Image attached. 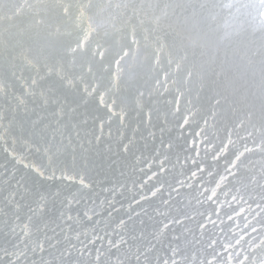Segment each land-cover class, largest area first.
I'll use <instances>...</instances> for the list:
<instances>
[{
    "label": "rangeland",
    "instance_id": "obj_1",
    "mask_svg": "<svg viewBox=\"0 0 264 264\" xmlns=\"http://www.w3.org/2000/svg\"><path fill=\"white\" fill-rule=\"evenodd\" d=\"M0 1H3L2 2V4L0 5V20H2V23L0 22V32L1 33H3L2 34V40H0V43L1 42H3V40H4V44L3 43H1L0 45V48H2L1 50H0V52L2 53H0V57L1 58H3L4 60H5V62L3 61V59L1 60V58H0V78H1V76H2V78H4V76H5V79H3L2 80V78H1V82H0V93L2 94V92H3V90H4V88H5V86L7 87H9L10 88V86H11V88L10 89H8L7 91H4V94H6L5 96L7 97H4L3 98V96H4V94H2V96H1V94H0V105H2L1 106V108H0V116L2 115V118H4L3 120H5L7 117L6 116H8V118L7 119H10L11 121H10V123H7V122H9L8 120H5V122L7 123H5L6 124V126H5V124H4V121L3 120H1V121H3L2 123H3V125H1V122H0V127L2 128V127H4V129H1L0 131H2V133L1 134H3V135H5V137L7 138V136H8V138H9V141H13V140H15V143L17 144V145H19L20 144V140H21V142H27L30 138L31 139H34L33 141H32V146H31V148H32V150H38L39 152H35L34 154H32V155H27V153L24 151V150H21L22 152H25V153H22L21 151H20V149H22V147H21V145H19V146H17L14 142H9L8 141V139H7V141H6V139H5V137L3 136V135H1L0 137H1V145H0V147L3 145L4 146V144L6 143V142H8V143H6V144H9V146H10V144H11V146L12 147H9L8 145H6L5 147H3L2 146V148H0V149H3L4 150V152L6 151V149H7V147H8V149H7V151L10 153V158H12V156L15 154L14 152L16 151V150H19V151H16L17 152V154L19 155V159H20V161H19V159H18V155H14V156H16V158L18 159V161L19 162H22V163H17V159L14 161L13 159H15V158H13V159H11L12 161H14V163L16 162V166H18V167H20V165H21V167L19 168L20 169V171H19V169H17L19 172H28L27 174H28V176H26L27 174L24 172V173H21V176H22V174H24L22 177H27V179H25V177L24 178H22L21 176H20V173H18V171H16V166L15 165H13V167H15L14 168V170H13V167L12 166H10V167H12V170H11V172L12 171H14V173L12 174L10 171H8L9 170V168L7 169V167L5 168V166H7L6 164H7V161L6 160H8V158H9V156H5V153H6V155L8 154L9 155V153L8 152H5V153H3L2 151L3 150H1L0 152H1V154L3 155V157H2V155H0L2 158H0V170L2 169V171L3 172H1L0 174V177L1 176H5V175H7L8 177H10L9 175H13V176H11L10 178H11V180L8 178V181L10 182V184H11V186H8L7 187V182L8 181H6L5 183H7V184H5L4 182H3V180H6V178L4 179V177L2 178L1 177V179H3L2 180V182L4 183V185L8 188V192H10L11 193V191H13L12 192V195L10 194V193H6L7 191H5V186H3V183L0 185V188L1 187H3V188H1L0 190L1 191H3V189H4V191H5V194L7 195V198L9 199V197L11 198V196L13 197V196H16L17 195V193L15 192V191H17L15 188H18V186L17 185H22V187L21 186H19V188H20V190H18L17 192H18V196H16V197H14V198H11V199H9V201H11L12 199H16V201L14 202V206H18L19 204H20V202L22 201V200H24V199H27V197H26V194L24 193V190L23 189H25L24 187H26V188H30V187H28V185H31V187L33 188V192L31 193V191L30 190H32V189H28L29 191H27L26 189H25V191H27L26 193L29 195L30 193H31V195L33 194V195H35L36 193L34 192V191H36L38 194L40 193L42 196L44 195V197H48V195H50V193H48L47 191H49V188H50V191L49 192H51V190L53 191L54 189H53V187L51 188V186L49 187V185H51V184H49V183H51V182H49V183H46L47 181H44L45 179L47 180H50L49 178H52L53 176H55V174H53V170H54V173H56V172H58L57 174H56V176H58V174L60 175V179L57 177L56 178V176L55 177H53V179L54 178H56L57 180H55L57 183H58V179H59V181H60V183L59 184H62V185H59V186H63L66 182H68V180H72L73 179V176H74V174H72V172H71V169L69 170L68 169V164H71V158H70V156L73 154V157H74V154H75V156L77 155L76 153H79V154H82V153H87L89 150H88V148L89 149H93V150H90V152L91 151H94V149H95V154H96V148H98V149H102V148H107L108 147V145H107V142H108V140H107V138H108V136H110L111 134V138L112 139H115V141L113 140L112 141V139H109V143H110V146H113L111 143L113 142V144H117V143H115V142H118L119 140V144H121V145H119L120 147H118V144H117V149H119V148H121V147H123V148H121V151L120 150H118V152L116 151V149H114V151L117 153V154H115V152L113 151V150H110V151H108L107 149L105 150V151H103L104 149H102V151L103 152H105L104 153V155L102 156L101 154H97V155H95L94 154V152H92L97 158L95 159H93V157L92 156H94L93 154H91L92 156H90V157H92L90 160H89V158L88 157H86L88 160H86V158L83 156V155H86V154H82V158L83 159H81L83 162H87V163H83L81 160H80V155H77L76 157H74V159H76V158H78V157H80V158H78L80 161H81V164H83L84 165V167H83V165H81L80 164V166L79 167H81L82 166V170H84V168H85V170H87V172L85 173V170H84V173H82V171H81V168H78L79 170H80V173L81 174H79V176L77 177V178H75V179H73L72 180V183H71V185H70V187H69V189H67L66 191H68V193H69V195H71V196H74V201L73 200H71L72 198L71 197H68V193L65 191V189H63V187H61L62 188V190L63 191H65V192H63V193H65V194H67V195H65V194H63V196H61L62 194H60V197L62 198L63 197V199L65 200V199H67V200H71L72 202H76L75 201V199L77 198V194L80 192V191H84L83 193H82V195H81V197H80V200H78V199H76L78 202H79V204H76L77 206H75L74 207V204L71 202V204L70 203H67V205H70V206H72V208H70V206H68L69 208H67V206H65V208H67V209H63V206H62V208L61 209H56L58 206H56V207H54L53 209H51V208H49V210H48V208L47 207H45L44 208V211H42V210H40L39 208V210H37L36 209V207H35V205L33 206H31V210H30V207L28 208V203H27V209L26 210H22V209H20L21 211V213H24L23 215H19L20 213L18 212V211H13L12 212V215H10V216H12V217H10L9 215L7 216V219L9 218V221L10 222H8V220L6 221L7 223H5V221H3L4 222V224H6V225H8V227H6L5 225H3V222H1V224L5 227V229H6V237H7V235L8 234H10L9 235V237L8 238H10V237H12L11 239H7V242H6V237H5V239H3V237L2 238H0V241L1 242H4V243H2V244H4V245H8V246H10V248H8V246L6 245V246H4V245H2L1 243H0V245H2V246H0V248H2L3 249V251L2 250H0V264H9V262L13 259V261L16 259L17 260V264H26V262L27 261H32L31 259L32 258H36V257H33V256H35V255H38V256H41L42 257V259L39 257L38 258V256H37V258L35 259V260H33L32 262L35 264H38L39 262H37V261H43L44 259H43V257H45V256H47V257H45L46 259V261H47V263H45V261H43L45 264H50V263H48V260L50 261V258L52 257L51 255H50V252L52 253V249H55L56 247H57V249H58V252L56 251L55 252V255L54 254H52V255H54V258L57 256H59L60 254V256L57 258V259H55L56 260V264H61V263H59V262H61V261H63L62 263L63 264H67V262H68V264H123V262H124V264H127V262H128V264H131V263H135V264H140V262L139 261H141V264H162V263H164V261H165V259H166V264L167 263H171V261H172V263L171 264H176L175 262L177 261V264L180 262V258H182L183 256L185 257V259L183 258V259H181L182 261H184V264L186 263V264H192V262L194 261V262H197V263H195V264H199L198 263V261L201 263V264H264V215H263V213H264V195H262V192L261 191H263V193H264V127H263V131H262V126L264 125V121H263V125H261L260 123L258 124V122L256 123V120H257V117H258V115L256 116L255 115V117H256V120L255 119H249V118H252L251 116L253 115L254 116V112H256L259 108H262V109H264L263 108V106H264V98L262 97V99H263V101H262V99H261V96H262V93L264 92V83L262 84V82H264V56H263V54H264V49H262V47L264 46V42H262V41H264V39H261L262 37L260 36L263 32H264V26H261V25H263L262 23H264V21H263V19H264V6H262V4L263 3H261L262 2V0H243L242 2H244V3H239L241 0H238V2H237V0H236V2H233V1H235V0H215L214 1V3H212L213 1H207V0H174V4H173V0H169L168 2L167 1H163V0H126V2H125V0H114V1H116V2H114L113 0H104V1H99V0H88V2L86 1V0H84L85 1V3H84V1L83 0H59V3L56 1V0H50L51 2H49V0H39L38 1V3L34 0H8V1H5V0H0ZM21 1V2H20ZM33 1V2H32ZM48 1V2H47ZM55 1V2H54ZM65 1H67V2H65ZM80 1V2H79ZM89 1H90V4H89ZM92 1H93V3H92ZM109 1V2H108ZM119 1H121V2H119ZM153 1H154V3H153ZM157 1H159L158 3H160L161 1H162V4H158L157 3ZM172 1V2H171ZM182 1V2H181ZM195 1H196V4L194 5V3H195ZM202 1V2H201ZM222 3H221V2ZM225 1V2H224ZM254 1L256 2V4H257V6L258 5H260V6H258V7H260V9H261V7L263 8V10L261 9V11H262V13H261V11L260 12H258V10H260V9H256V8H258L257 6H256V4H254ZM260 3H259V2ZM5 2H8V3H5ZM10 2V3H9ZM11 2H13V3H11ZM20 2V3H19ZM31 2H32V4H31ZM34 2L36 3V4H38L39 6L38 7H35L36 5L34 4ZM39 2H41V3H39ZM57 2V3H56ZM62 2V3H61ZM74 2V3H73ZM87 2V3H86ZM100 2V3H99ZM106 2V3H105ZM108 2V3H107ZM112 2V3H111ZM118 2V3H117ZM156 2V3H155ZM175 2H177V3H175ZM183 2H185V3H183ZM194 2V3H193ZM203 2H205V3H203ZM211 2V3H210ZM218 2V3H217ZM229 2H231V4L233 5H230L229 4ZM233 2V3H232ZM246 2V3H245ZM252 2V3H251ZM22 3H24V5L22 4ZM49 3V4H48ZM52 3V4H51ZM56 3V4H55ZM78 3V4H77ZM96 3H98L99 4V7L98 6H96V5H98V4H96ZM102 3H104V4H102ZM109 3H111V6H110V4ZM126 3V4H125ZM164 3V4H163ZM168 3V4H167ZM173 4V5H178V6H182L181 4H183V8L181 9L180 7H178V6H174L175 7V10L173 11V9H174V7H173V5H171V4ZM179 3V4H178ZM188 3V4H187ZM192 3V4H191ZM201 3V4H200ZM207 3V4H206ZM221 4V7H219L220 6V4ZM223 3H224V5H223ZM237 3H239L240 4V6L241 7H243V8H241L240 6H239V4H237ZM259 3V4H258ZM3 4H4V6H3ZM8 4H10V5H8ZM11 4H12V6H11ZM19 4V5H18ZM44 4H45V6H44ZM54 4V5H53ZM79 4H80V6H79ZM82 4V5H81ZM95 5L98 9H96V7L94 8L92 5ZM107 4H109V5H107ZM117 4H119V6L117 5ZM128 4V7L126 6ZM151 4H152V6H151ZM156 4H158V5H156ZM168 5V6H166L165 7V5ZM169 4H170V6H169ZM212 4H214V6L212 7ZM217 4H219V5H217ZM227 4V5H226ZM236 4V5H235ZM247 4V5H246ZM255 6H254V5ZM15 5H16V7H15ZM51 5L52 7L50 8L49 6ZM62 5H63V7H62ZM67 5V6H66ZM72 5V7H70ZM73 5H75V6H73ZM84 5V6H83ZM85 5L86 6H88V8L86 7L85 8ZM103 5V6H102ZM113 5V6H112ZM156 5V6H155ZM162 5V6H161ZM190 5H191V7H190ZM200 5H202V6H200ZM205 5V6H204ZM210 5V6H209ZM230 5V6H229ZM264 5V4H263ZM2 6V7H1ZM8 7V9L7 8H5V7ZM11 6V7H10ZM21 6L25 9H23V8H21ZM48 8H47V7ZM107 7V8H105V7ZM161 6V7H160ZM187 7V10H186V7ZM192 6H195V7H192ZM206 6H209V7H207L206 8ZM225 6V9L223 8ZM234 6H235V9H234ZM3 7H4V9H3ZM35 7V8H34ZM43 7V8H42ZM44 7H45V9H44ZM54 7V8H53ZM66 7H68V8H66ZM74 7V8H73ZM77 7H79V8H77ZM109 7L111 8V9H109ZM155 7V8H154ZM158 7V8H157ZM167 7H173L172 9L171 8H169V11H170V9H171V11H173L172 13H171V11L169 12L168 10H166V9H168ZM178 7V8H177ZM198 7V8H197ZM200 7H201V9H200ZM210 7H211V9H210ZM217 7H219V8H217ZM226 7H228V8H226ZM231 7V8H230ZM239 7V8H238ZM11 8H13V9H11ZM51 9V11H50V9ZM72 8V9H71ZM82 8V9H81ZM91 8V9H90ZM93 8V9H92ZM127 8L129 9V10H127ZM160 8H162V9H160ZM190 8H191V11H193V13H191V11H189L190 10ZM194 8H197L196 10L194 9ZM203 8H205L206 9V11H205V9H203ZM212 8H216L214 11H213V9ZM242 10H241V9ZM7 11H6V10ZM21 11H23L24 12V14H23V12H21ZM49 9V10H48ZM53 9V10H52ZM59 9H60V11H59ZM64 9H66L65 11H63ZM73 12H70V10ZM75 9H77V11L78 10H80V11H76ZM101 9V10H100ZM105 9V11L103 12V10ZM109 9V10H108ZM163 9H165V10H163ZM178 9H181V11L179 10L178 11ZM208 9V10H207ZM210 9V10H209ZM225 10V11H222V13H221V11H219V10ZM237 9V10H236ZM239 9H240V12H239ZM30 10V11H29ZM41 10V11H40ZM47 11L46 13L45 12H43V11ZM55 10V11H54ZM57 10V11H56ZM69 10V11H68ZM85 10H87L86 12H88V19H87V16H84V15H87V13L85 12ZM96 10V14L95 13H93L94 11ZM98 10V11H97ZM108 10V11H107ZM111 10H112V12H111ZM122 10H124V11H122ZM128 11L127 12V14H126V12L125 11ZM155 10H157V12L155 11ZM183 10H185V11H183ZM229 10H230V12H229ZM234 12H233V11ZM13 11H17V12H13ZM29 13H28V12ZM58 11H59V15H57L58 14ZM62 11H63V13H62ZM67 11V12H66ZM84 11V12H83ZM106 11H107V13L109 12V14H107V18H106ZM165 11V12H164ZM177 11H178V14L179 13H184V15H183V13L182 14H179V15H177V14H175V13H177ZM187 11V12H186ZM198 11H200V13L197 12ZM204 11V12H203ZM210 13H209V12ZM216 11V12H215ZM232 11V12H231ZM235 11H238L239 12V14L238 15H240V17H237V20L236 19H234V16L236 17V16H238V15H236L237 13L235 12ZM242 11V12H241ZM244 11V12H243ZM3 12V13H2ZM5 12H7V13H5ZM9 12H10V14H9ZM27 12V13H26ZM42 14H40V13ZM43 12V13H42ZM53 12H55L56 13V16H55V13H53ZM66 12V13H65ZM76 12V14L78 15V18L79 19H81V20H79L78 18H74V17H77V15L75 14V15H73L74 13ZM81 12V13H80ZM91 12V13H90ZM105 14H103V13ZM110 12H111V14H110ZM114 12V13H113ZM148 12V13H147ZM160 12L162 13V14H160ZM209 13V14H206V13ZM225 12V13H224ZM254 12V13H253ZM257 12V13H256ZM4 13H5V15H4ZM17 13H19V14H17ZM22 13V14H21ZM49 13H51V14H49ZM68 13V14H67ZM71 13V14H70ZM83 13H84V15H83ZM86 13V14H85ZM155 13V14H154ZM157 13V14H156ZM167 15H166V14ZM187 13H189V14H187ZM197 13V14H196ZM220 13H221V15H220ZM228 13V14H227ZM229 13H231V14H229ZM242 14V16H241V14ZM256 13V14H255ZM260 13V14H259ZM2 14V15H1ZM9 14V15H8ZM13 14V15H12ZM27 14V15H26ZM35 14V15H34ZM53 14V15H52ZM60 14L62 15V18H60V17H58V16H60ZM65 14H67V15H65ZM91 14L92 15H95V16H91ZM101 14H103V15H101ZM153 16H152V15ZM174 14H175V16H174ZM191 14H193V15H191ZM195 14V15H194ZM203 14H205V15H203ZM217 16H216V15ZM223 14V15H222ZM224 14H225V16H224ZM233 14H234V16H233ZM259 14V16L258 17H256L257 15ZM261 14H263V16L261 15ZM38 15H40V16H38ZM48 15V16H47ZM108 15H109V17H108ZM123 15V16H122ZM130 15V16H129ZM133 15V16H132ZM138 15L140 16V19H139V17H138ZM159 15V16H158ZM165 17H164V16ZM172 15H173V17H172ZM176 15H177V17H179V19L181 18H185V19H187V20H190L191 21V23L189 22V21H187V20H185V19H182L183 20V22L181 21V20H179L178 21V18L176 17ZM189 16L191 19H188V17L187 16ZM199 15V16H198ZM228 17H230V18H228ZM231 15V16H230ZM1 16H3L4 17V20L2 19L3 17H1ZM14 16V17H13ZM15 16H16V18H15ZM23 16V17H22ZM26 16H27V18H26ZM34 18H33V17ZM41 16H42V18H41ZM45 16V17H44ZM51 16H55L54 18H55V20H57L58 22H56L55 20H53V18L51 17ZM66 16V18H67V16H68V20H69V22L70 21H72L73 22V20H74V25L76 26V27H78L77 26V23H80V26L78 27V31H77V28L76 27H74V25L73 26H71L69 23L67 24V22H68V20L67 19H64V17ZM70 16V17H69ZM74 16V17H73ZM99 16V17H98ZM168 16V17H167ZM182 16H184V17H182ZM205 16H208L207 18L205 17ZM210 16V17H209ZM222 16V17H221ZM233 16V17H232ZM248 16V17H247ZM254 16H255V20H253L252 19V17L254 18ZM5 17H7V18H5ZM19 17H22V20L19 18ZM40 19L41 18V20H39L38 18ZM50 17V18H49ZM56 17H58L57 19H56ZM73 17V18H72ZM84 19H83V18ZM103 17V18H102ZM110 17H111V19H112V17H114L112 20L110 19ZM130 17H132L131 19H135V17H136V19H138V21L135 19V20H130ZM134 17V18H133ZM156 17H157V19H156ZM159 17V18H158ZM170 19L169 21H171L172 22V24H174V22H173V20L174 21H176L175 22V24L172 26L171 25V22H169L168 21V19ZM170 17V18H169ZM200 17V18H199ZM212 17H215V18H212ZM225 17H227V18H225ZM263 17V18H262ZM36 18V19H35ZM47 18H48V21H46L47 20ZM94 19V21H93V19ZM105 18V19H104ZM127 18V19H126ZM148 18V19H147ZM161 18H163L162 20H160ZM164 18H166V19H164ZM176 20H175V19ZM192 18H193V20H192ZM195 18V19H194ZM204 18V19H203ZM210 18V20H208ZM9 20V21H7V20ZM13 19H14V21H13ZM16 19V20H15ZM29 19H30V21H29ZM32 19H34V20H32ZM45 20V22L43 21V22H41L42 20ZM50 19V20H49ZM52 19V20H51ZM60 19V20H59ZM80 21V22H78V20ZM96 19V20H95ZM98 19H101V20H98ZM110 19V20H109ZM143 19H144V22H143ZM173 19V20H172ZM198 19L199 20H202V22L201 21H199L200 22V24H199V22H197L198 21ZM218 19V20H217ZM224 19H225V21L228 23V22H230L229 24V26H228V24L224 21ZM246 19V20H245ZM248 19L249 20H251V22L250 21H248ZM262 19V20H261ZM17 20L19 21L20 20V22H17ZM23 20H25V21H23ZM37 20V21H36ZM66 20H67V22H66ZM83 20H86L85 22L83 21ZM88 20V21H87ZM91 20V21H90ZM113 20L115 21V23L116 24H114V22H113ZM125 20V21H124ZM149 20H151V21H149ZM164 20H165V22H164ZM197 20V21H196ZM207 20V21H206ZM225 22V24L226 25H224V22ZM227 20H230V21H227ZM233 20H235V21H233ZM253 20V21H252ZM259 20H261V21H263L262 23H260L261 21H259ZM6 21H7V23H6ZM26 21H29V22H26ZM32 21H34V22H32ZM54 21V22H53ZM90 21V22H89ZM110 21V22H109ZM126 21H127V23H126ZM130 21V22H129ZM137 21V22H136ZM160 21V22H159ZM182 23H181V22ZM212 22V23H209V22ZM215 21L217 22L216 24L219 26L218 27V30H217V25L215 24ZM219 21V22H218ZM256 21V22H255ZM5 22V23H4ZM14 22L19 26H17V27H15L16 26V24H14ZM27 24H25V23ZM31 22V23H30ZM42 24H41V23ZM56 22V23H55ZM92 22V23H91ZM100 22V23H99ZM105 22H107V23H105ZM113 22V23H112ZM136 22V23H135ZM148 22H150V23H154L155 24V26H154V28H153V26H151L152 24H150V23H148ZM157 22V23H156ZM162 22H163V24H162ZM168 22V23H167ZM177 22L181 25H179V26H177ZM186 22L191 26V24H192V27H190L188 24H186ZM194 22V23H193ZM206 22V23H205ZM223 22V23H222ZM232 22H234L235 24H233ZM249 22V23H248ZM252 22L254 23V24H252ZM12 25H11V24ZM28 23H29V26H28ZM37 26H35L34 24ZM45 23V24H44ZM64 23V24H63ZM102 23V24H101ZM117 23H119V24H117ZM158 23H160V25L158 24ZM183 23H185L183 26H182V24ZM202 23V24H201ZM208 23L210 24V25H208ZM219 23H222L223 25H224V27H223V25L222 24H219ZM252 24L253 26H255V28H257V30L259 31V33L257 32V30L253 27V26H251V25H249V24ZM259 25H258V24ZM4 24H5V26H4ZM67 24V25H66ZM83 24V25H82ZM91 24V25H90ZM94 24V25H93ZM98 26H97V25ZM109 24V25H108ZM124 24V25H123ZM130 24H132V26H130ZM135 24V25H134ZM138 24V25H137ZM144 24V25H143ZM153 24V25H154ZM158 24V25H157ZM167 25L168 26V28L165 26V25ZM204 24V25H203ZM212 24V25H211ZM248 24V25H247ZM256 24L258 25V26H256ZM9 25V26H8ZM14 25V26H13ZM33 25H34V27H33ZM40 25H42V26H40ZM59 25V26H58ZM69 25V26H68ZM82 25V26H81ZM102 25V27H100ZM129 25V26H128ZM162 25V26H161ZM200 25V26H199ZM216 25V26H215ZM235 25V26H234ZM13 26V27H12ZM26 26H28V27H26ZM47 26V27H46ZM58 26V27H57ZM61 26H63V28L61 27ZM89 26H91V27H89ZM96 26V27H95ZM108 26V27H107ZM113 26H117V27H113ZM123 26L124 27H127V30L125 29V28H123ZM150 27V29H149V27ZM171 26H172V29H171ZM175 26H177V28H175ZM186 28H185V27ZM191 28H189V27ZM196 26V27H195ZM202 26V27H201ZM208 26V27H207ZM209 26H212L213 27V29H212V27H209ZM231 26V29L229 28ZM232 26H233V28H232ZM248 26H249V28H248ZM251 26V27H250ZM259 26H261L262 28H263V30L262 31H260L262 28L261 27H259ZM32 28V29H30V28ZM46 29H45V28ZM69 27V28H68ZM74 28V29H72V28ZM100 27V28H99ZM119 27H121V28H119ZM142 27V28H141ZM155 27L157 28H161V29H155ZM163 27V28H162ZM164 27H166V29L167 30H169V31H175L174 33H177V34H174V33H172V32H169V31H164L163 29H165ZM180 27V28H179ZM184 27V28H183ZM214 27H216V30H215V28ZM220 27H222V28H220ZM3 28H5V29H3ZM8 28V29H7ZM18 28V29H17ZM21 28H26V29H28V31L30 30V31H32V32H30L29 31V33L27 34L26 33V31H25V29L23 30V29H21ZM37 29V31H36V29ZM40 28V29H39ZM62 29V32L64 31V29H68V30H65L64 32H63V35H62V32H61V30L60 29ZM83 28V29H82ZM86 28V29H85ZM90 28V29H89ZM96 28V29H95ZM98 28H99V30H98ZM109 28V29H108ZM116 28V29H115ZM119 28V29H118ZM130 28V29H129ZM135 28H137V29H135ZM140 28V29H139ZM144 28L146 29L147 28V30H146V32L144 31ZM153 28V29H152ZM174 28V29H173ZM179 28V29H178ZM188 28L191 30H188ZM197 28V29H196ZM199 28V29H198ZM201 28V29H200ZM208 28H210V30L208 29ZM228 28V29H227ZM242 28H244V32L242 31ZM248 28V29H247ZM256 30H254V29ZM260 30H259V29ZM34 29H35V31H34ZM41 29H42V31H41ZM70 29H72V30H74V32L71 30L70 31ZM89 29V30H88ZM95 29V30H94ZM105 29V30H104ZM113 29V30H112ZM114 29H115V31H114ZM124 29L125 31H128V29H129V31L127 32L128 33V35H127V33L126 32H123L122 30ZM133 29H135V30H133ZM176 29V30H175ZM180 29H186V30H183V31H185V32H187V33H182V30L181 31H179ZM221 29V32L223 31V29H224V31L223 32H226L225 34H223V32L221 33L219 30ZM230 29V30H229ZM251 29V31H252V33H253V35L255 34V32L257 33V34H255L254 36H258V37H253V35H252V33H251V31L249 32V30ZM2 30V31H1ZM5 30V31H4ZM14 30V31H13ZM21 30V31H20ZM80 30V31H79ZM94 32H92V31ZM106 30H108V31H106ZM111 30L113 31V33H115L116 32V30L118 31V32H116L115 34H113L112 32H111ZM152 30V31H151ZM160 30H162V31H160ZM196 30V31H195ZM199 30V31H198ZM204 32H203V31ZM214 30H215V32H214ZM232 30V31H231ZM7 31V32H6ZM10 31V32H9ZM17 31V32H16ZM22 31H24V32H22ZM27 31V32H28ZM47 31V32H46ZM69 31H70V33H69ZM75 31H76V33L79 35H81V37H80V35L79 36H77L76 35V33H75ZM84 33H83V32ZM85 31H87V32H85ZM99 31V32H98ZM121 31V32H120ZM137 31V33L135 34V36H133L134 35V33ZM139 31H141V32H139ZM142 31H143V33H142ZM154 31H155V33H154ZM158 31V32H157ZM164 31V32H163ZM178 31H179V35L181 36V38H180V36L178 35ZM194 32V34H196V35H193V36H198V37H200V38H198V37H193L192 36V34L193 33H191V32ZM198 31V32H197ZM201 31H202V33H201ZM209 31H212L211 32V34H212V36H211V34L209 33ZM19 32H20V34H19ZM35 32H37V33H35ZM42 32H46V33H44L45 35H47V36H45V37H43V36H41V35H44ZM68 32V33H67ZM81 32V33H80ZM89 32V33H88ZM106 32V33H105ZM147 34V32H148V34L150 35V36H148V34L146 35L145 33ZM214 32V33H213ZM217 32V33H216ZM230 34H229V33ZM240 32H242V33H240ZM251 33V35H246L247 33ZM262 32V33H261ZM1 33H0V35H1ZM13 33V34H12ZM40 35H39V34ZM74 33L76 36H74L75 38H73V35L72 34ZM91 33V34H90ZM103 33H105L104 35H103ZM118 33V34H117ZM121 33H126V35H123V34H121ZM142 33V34H141ZM160 33H161V35H160ZM166 33H167V35H166ZM170 33V34H169ZM180 33H182V34H184L185 35V37H184V35H183V37H182V34H180ZM189 33H191V34H189ZM198 33V34H197ZM201 35H200V34ZM215 33L218 35H220V39H219V35L217 36V38H215ZM29 35V36H26V35ZM37 34V35H36ZM85 34V35H84ZM95 34H98L99 35V37L101 38H99L98 36H96ZM100 34H102L101 36H100ZM138 34H140V37H142V35L143 34H145L146 36H144L145 38L146 37H149V38H139V36H138ZM189 34V35H188ZM204 35V37H203V35ZM258 34H260V35H258ZM40 36L38 39H36L35 37L36 36ZM65 35V36H64ZM84 35V37H82ZM90 35V36H89ZM109 35V36H108ZM114 35V36H113ZM152 35V36H151ZM169 35H172V36H170L169 37ZM175 35V36H174ZM176 35H178V36H176ZM224 37H223V36ZM225 35H227V36H225ZM262 35H264V33L262 34ZM5 36H7V37H5ZM14 38H13V37ZM16 36V37H15ZM25 36V37H24ZM32 37V39H31V37ZM35 36V37H34ZM49 36V38L47 39V37ZM107 36V37H106ZM119 38H118V37ZM124 36V37H123ZM138 36V37H137ZM162 36V37H161ZM190 36V37H189ZM248 38L249 36H251L252 38H253V41H254V44H252V42L253 41H247V40H251V37H249L248 39H246V37ZM10 37H12V39L10 38ZM18 37L19 38H21V39H18ZM34 37V38H33ZM63 37V38H62ZM66 37V38H65ZM69 37V38H68ZM72 37V39L74 40V41H72V39H71V41H70V38ZM88 37V38H87ZM95 37V38H94ZM124 39H123V38ZM133 37V38H132ZM134 37H135V40H134ZM137 37V38H136ZM150 37H152V38H150ZM164 37V38H163ZM169 38L170 39V41H171V44H169L168 42H169V39H167V38ZM175 37L177 38V37H179L180 39H182V41H180V39L179 38H177V40L175 39ZM187 37V38H186ZM193 37V39H194V41L195 42H193V41H191V38ZM203 37V38H202ZM214 37V38H213ZM232 37V38H231ZM7 38V39H6ZM30 40H29V39ZM51 38V39H50ZM67 38H68V40H67ZM81 38H83L82 40H81ZM91 38H92V40H95L96 39V41H92L91 40ZM120 38H122V39H120ZM128 38V39H127ZM131 38V39H130ZM173 38H174V40H175V42H174V40H173ZM189 38V39H188ZM198 38V39H197ZM205 38V39H204ZM211 38V39H210ZM213 38V39H212ZM225 39V41L224 40H222V39ZM1 39V38H0ZM6 39V40H5ZM14 39H17L18 41H19V43H18V45H17V41L15 42L14 41ZM41 39H43V40H41ZM47 39V40H46ZM64 39V40H63ZM104 39V40H103ZM118 39H119V41H118ZM133 39V40H132ZM140 39V40H139ZM149 41H153L152 42V45L151 44H149L148 42V40ZM151 39V40H150ZM162 39H164V40H162ZM201 39H203L204 40V42H202L201 41ZM216 39H218V40H216ZM257 39H260V40H262L261 42H262V44L260 43V40L258 41ZM24 40V41H23ZM46 40V41H45ZM65 40H67V41H65ZM77 40H79L80 41V43H79V41H77ZM89 40V41H88ZM126 40V41H125ZM137 40V41H136ZM146 40V41H145ZM185 40V41H184ZM216 40V41H215ZM221 40V41H220ZM257 40V41H256ZM8 41H10V42H8ZM11 41H12V43H11ZM13 41H14V43H13ZM55 41H57L56 43H57V45H58V48H57V45H56V43H55ZM59 41H60V43L61 42H63L62 44H60L59 43ZM72 43H70V42ZM123 41V42H122ZM132 41V42H131ZM134 41V42H133ZM143 41V42H142ZM161 41V42H160ZM167 44V46L165 45V43ZM184 41V42H183ZM186 41H188V43L186 42ZM190 41H191V44L190 45H192L193 47H191V46H189V43H190ZM201 41V42H200ZM207 41L209 42V41H211V42H209V43H207ZM214 41V42H213ZM220 41V42H219ZM222 41H224V42H222ZM256 41V42H255ZM7 42V43H6ZM50 42H54L53 44L52 43H50ZM75 42V43H74ZM77 42V43H76ZM86 42V43H85ZM106 42H107V44H106ZM121 42V43H120ZM125 42V43H124ZM136 42V43H135ZM140 42H142V43H140ZM180 43V45H179V43ZM182 42H183V44H182ZM196 42L198 43V44H196ZM201 43V45L203 44L204 46H203V49L202 48H200V47H202L201 45H200V43ZM218 42H219V44L220 43H222V44H218ZM247 42V43H246ZM25 43H26V45H25ZM48 43H50L52 46L54 45H56L55 47L53 46H51L50 44L48 45ZM70 43V44H69ZM74 43V44H73ZM113 43V44H112ZM139 43V44H138ZM164 43V44H163ZM177 43V44H176ZM186 43V44H185ZM192 43H194V45L192 44ZM205 43H206V45L207 46H209L211 43V47H207V46H205ZM245 43V44H244ZM258 43V44H257ZM10 44V45H9ZM23 44V45H22ZM47 44V45H46ZM60 44V45H59ZM63 44H65V45H63ZM90 46H89V45ZM93 44V45H92ZM102 44H105V45H102ZM131 44V45H130ZM134 44V45H133ZM137 44V45H136ZM145 44H149L148 46H146ZM169 44V45H168ZM175 44V45H174ZM209 44V45H208ZM238 44V45H237ZM242 44V46H240ZM249 44H252V45H249ZM257 44V45H256ZM7 45H9V46H7ZM19 45H22L21 47H19ZM70 45V46H69ZM73 45V46H72ZM80 45V47L78 48V46ZM91 45H92V47H91ZM120 45V46H119ZM129 45V46H128ZM157 45V46H156ZM162 45V46H161ZM163 45H165V46H163ZM173 45V46H172ZM177 45V46H176ZM181 45H182V48H181ZM184 45H186V47H185V49L182 51L181 49H183V46ZM195 45H197L198 47H195ZM200 45V46H199ZM212 45H213V47H212ZM216 45V46H215ZM222 45H223V47H222ZM247 45V46H246ZM259 45H262V47L261 46H259ZM10 46H11V48L13 47H15L14 48V50H13V48L11 49L10 48ZM26 47V48H24V47ZM30 46V47H29ZM48 46V47H47ZM51 46V47H50ZM59 46H61V50H62V48H63V50L62 51H64V52H62V53H58L57 52V49H59ZM66 46V47H65ZM69 46V47H68ZM85 46V47H84ZM88 46V47H87ZM98 48H97V47ZM104 46V47H103ZM108 46V47H107ZM122 46V47H121ZM128 46V47H127ZM144 46V47H143ZM153 46V47H152ZM172 46V47H171ZM175 46V47H174ZM179 46H180V49H179ZM239 46V47H238ZM244 46V47H243ZM248 46H251L250 48H251V50H249L250 48L248 47ZM255 46H257V48L255 47ZM259 46V47H258ZM9 47V48H8ZM47 47V48H46ZM52 49V50H54V51H52V50H50V48ZM72 47V48H71ZM74 47V48H73ZM76 47V48H75ZM117 47V48H116ZM131 47V48H130ZM149 47H150V50H148L149 49ZM168 47V48H167ZM178 49H177V48ZM188 47H189V50H188ZM198 48V50L197 49H195V48ZM216 47V48H215ZM218 47V48H217ZM219 47H221V49L219 48ZM242 47V48H241ZM248 47V49H244V48H247ZM253 47H255V48H253ZM23 48H24V50H23ZM49 48V49H48ZM64 48H67V50L66 49H64ZM73 49V50H70V49ZM84 48H88V49H90V48H92V49H90L89 51H88V49L86 50V49H84ZM94 48V49H93ZM110 48V49H109ZM123 50H122V49ZM146 48V50L144 51V49ZM151 48L153 49V50H151ZM168 49L169 50V52L168 51H166V50H164V49ZM193 48H194V50H193ZM200 48V49H199ZM207 48H208V52H206L207 51ZM209 48L211 49V48H213L214 49V51H213V49H211V50H209ZM223 48V49H222ZM239 48H241L240 50H239ZM264 48V47H263ZM10 49V50H9ZM21 49V53L19 54L20 55V57H19V55L17 56L16 55V53H17V51L18 50H20ZM27 51H26V50ZM49 51H48V50ZM59 49V51H61ZM97 49V50H96ZM130 49V50H129ZM162 49V50H161ZM215 49H217V50H215ZM220 49V50H219ZM255 49V50H254ZM260 49L262 50V52H260ZM10 52H9V51ZM14 51V53L11 55V53ZM29 50V51H28ZM65 50H66V52L67 53H65ZM69 50V51H68ZM75 50V51H74ZM81 50V51H80ZM95 50V51H94ZM100 50H102V51H100ZM175 50H177V51H175ZM179 50V51H178ZM204 52H203V51ZM247 50V51H246ZM248 50H249V52H248ZM259 50V51H258ZM6 51H8V53L6 52ZM23 51H26L27 53H29V52H31V56H29L30 55V53H29V55H27V53L26 52H24L23 53ZM86 51V52H85ZM130 51H131V53H130ZM148 51H149V53H148ZM164 51V52H163ZM175 52V54H174V52ZM181 51V52H180ZM186 52V54H185V52ZM192 52V54H193V52H195V54H191L190 52ZM201 51V52H200ZM213 51V52H212ZM239 51H244V52H239ZM254 51H256V53L254 52ZM16 52V53H15ZM51 54H50V53ZM54 52H56V53H54ZM69 52H71V53H69ZM74 52V53H73ZM77 52H79V53H77ZM124 52V53H123ZM142 52V53H141ZM144 52V53H143ZM153 52V53H152ZM154 52H155V54H154ZM163 54H162V53ZM168 52V53H167ZM171 52V53H170ZM177 52V53H176ZM178 52L180 53V55L178 54ZM189 52V53H188ZM206 52V53H205ZM216 52H217V54H216ZM222 52V53H221ZM226 53V54H224V53ZM251 52V53H250ZM258 52H260L259 54H258ZM22 53L23 54H25L23 57H22ZM48 53V54H47ZM54 53V54H53ZM58 53V54H57ZM65 53V54H64ZM68 53H69V55H68ZM80 53H82V54H80ZM85 53V54H84ZM141 53V54H140ZM173 53V55H170V54H172ZM188 53V54H187ZM198 53V54H197ZM202 53L204 54V55H202ZM215 55V56H213V59H214V61H212V60H210L211 59V57H212V55ZM215 53V54H214ZM218 53H220V54H218ZM243 53H246V54H243ZM253 53V54H252ZM4 54V55H3ZM58 55V56H65V57H67V58H65V57H61L60 59H59V57L58 58H56V59H59L61 62L60 63H58L57 61H56V59H55V56L56 55ZM62 54V55H61ZM77 54L79 55V56H77ZM107 54V55H106ZM121 54V55H120ZM160 54L162 55V56H160ZM178 54V55H177ZM184 55V57H183V55ZM189 54L190 55H192L193 57H191V56H189ZM206 54V55H205ZM225 55V56H222V55ZM241 55V54H243L241 57H239V55ZM255 54V55H254ZM3 55V56H2ZM6 55L8 56L7 57V59H6ZM13 55H14V57H16V59H17V62H15L16 60L13 58ZM51 55V56H50ZM54 55V56H53ZM67 55V56H66ZM73 55V56H72ZM84 55V56H83ZM130 55V56H129ZM170 55V56H169ZM176 57H175V56ZM187 55V56H186ZM198 56V58H196L197 56ZM201 55L203 56V57H201ZM208 55V56H207ZM221 55V56H220ZM254 55V56H253ZM9 56H10V58H12V59H14V60H11L10 58H9ZM26 56L28 57V58H26ZM52 56H53V58H52ZM100 58H99V57ZM167 56H169V58L167 57ZM211 56V57H210ZM227 56V57H226ZM248 56H250V57H248ZM252 56H253V58L255 59V60H253V58H252ZM255 56H257V57H255ZM18 57H19V59H18ZM50 57L53 59H51V61H52V64H53V66L52 65H50L51 64V61H49L50 60ZM57 57V56H56ZM75 57V58H74ZM96 57V58H95ZM121 57V58H120ZM128 57V58H127ZM141 57V58H140ZM156 59H155V58ZM161 57V58H160ZM171 57V58H170ZM189 57H190V59H189ZM195 57V58H194ZM201 57V58H200ZM210 57V58H209ZM217 57V59H215V58ZM221 57V58H220ZM243 57V58H242ZM246 57H248L247 59H246ZM262 57V58H261ZM95 58V59H94ZM130 58V59H129ZM140 58V59H139ZM165 60H163V59ZM166 58H168V59H166ZM192 58V59H191ZM223 58H225V59H223ZM227 58V59H226ZM249 58H252V59H249ZM257 58V59H256ZM259 58V59H258ZM10 59V60H9ZM21 59H22V63L20 62L21 61ZM24 59V60H23ZM65 59V60H64ZM67 59V60H66ZM72 60V62L70 63V61ZM95 61H94V60ZM128 59V60H127ZM143 59V60H142ZM160 61H159V60ZM177 59V60H176ZM183 59V60H182ZM196 59V60H195ZM200 59H202L201 61H199ZM221 59H223V60H221ZM238 59V60H237ZM244 59V60H243ZM263 61H262V60ZM8 60V61H7ZM20 60V61H19ZM75 60V61H74ZM124 60V61H123ZM187 60H188V62H190L191 61V63H188L187 62ZM210 60V61H209ZM227 60V61H226ZM243 60V61H242ZM251 60V62H249ZM260 60V61H259ZM2 61L4 62V63H2ZM19 61V62H18ZM55 61V62H54ZM63 61H64V64L65 65H67V61H69V66H65L64 64H63ZM121 61V62H120ZM131 61V62H130ZM141 61V62H140ZM172 61V62H171ZM182 61V62H181ZM183 61H186V63L185 62H183ZM216 61H218V63L216 62ZM226 61V62H225ZM254 61H256V62H254ZM258 61V62H257ZM12 64H11V63ZM15 62V65L13 64ZM67 62V63H66ZM82 62V63H81ZM96 62V63H95ZM105 62V63H104ZM125 62V63H124ZM156 62V63H155ZM162 62V63H161ZM194 62V63H193ZM196 62L198 63V65L196 64ZM204 62V63H203ZM213 62H214V64H213ZM228 62V63H227ZM244 62V63H243ZM251 63V64H249V63ZM260 62H261V64H260ZM17 63V64H16ZM79 63V64H78ZM89 63V64H88ZM97 63H98V65H97ZM156 65H155V64ZM169 63V65H167ZM174 63V64H173ZM193 63V64H192ZM217 65H216V64ZM225 63V64H224ZM245 63H246V65H245ZM253 63H255L254 65H253ZM258 65H257V64ZM8 64H9V67H8ZM20 64H22V65H20ZM48 64H49V66H48ZM56 64V65H55ZM78 64V65H77ZM93 64H95V66H97V67H95ZM142 64V65H141ZM153 64V65H152ZM157 64H159V66L157 65ZM208 65V64H210V65H208V66H204V65ZM219 64H220V66H219ZM229 65V67H228V65ZM249 64V65H248ZM261 66H260V65ZM6 65V66H5ZM14 65V66H13ZM17 65V66H16ZM75 65V66H74ZM79 65H81V66H79ZM88 65V66H87ZM91 65V66H90ZM140 65L142 66V68H140ZM155 65V67H153ZM188 65V66H187ZM252 65V66H251ZM256 65V66H255ZM21 66L23 67V68H21ZM52 66V67H51ZM61 66H64V68L63 67H60ZM79 66V67H78ZM158 66V67H157ZM166 66V67H165ZM169 66V67H168ZM196 66V67H195ZM209 66H212V67H210L209 68ZM243 66H245V67H243ZM250 67V70L248 69L249 67ZM260 66V67H259ZM16 67H17V69L20 67V69H21V71H20V69H18V70H16ZM46 67H47V69H46ZM50 69H49V68ZM57 69H56V68ZM58 67H59V69H58ZM137 67V68H136ZM153 67V68H152ZM180 67V68H179ZM185 67V68H184ZM217 67V68H216ZM221 67V68H220ZM252 67V68H251ZM254 67V68H253ZM55 68V73H56V71L58 72V73H56V75L58 74L59 76H58V78L59 79H57L56 78V75H55V73L53 72V70L51 71V69H54ZM69 68H70V70H69ZM82 68V69H81ZM144 68V69H143ZM146 68V69H145ZM149 68V69H148ZM206 68V69H205ZM209 68V69H208ZM8 69V70H7ZM16 70V71H14V70ZM23 69H25L24 71H23ZM41 69V70H40ZM43 69V70H42ZM44 69L47 71H44ZM93 69V70H92ZM126 69V70H125ZM137 69V70H136ZM163 69V70H162ZM215 69L217 70V71H215ZM220 69V70H219ZM230 69V70H229ZM253 69V70H252ZM254 69H256V70H254ZM257 69H258V71H257ZM5 71V73H7V72H9V76L10 77H13L12 76V74L13 73H15V74H13V75H16L17 73L16 72H19L20 71V73H18V75H21L22 74V76L23 75H25V76H27V77H25V78H27V80L28 81H26V79H25V81L27 82V84H26V82L25 81H23L21 78H23L22 76H19V78L17 77L18 75H16V76H14L13 78H11V80L12 79H15V80H12V82H11V80H10V78L8 77V75L7 74H5L4 73V71ZM51 71V73H50V71ZM67 70H69V72L67 71ZM76 70V71H75ZM125 70V71H124ZM187 70V71H186ZM188 70H191V71H188ZM204 72H202V71ZM211 70H213V71H211ZM223 70H225L226 71V73H225V71H223ZM263 70V72H260V71H262ZM7 71V72H6ZM11 71H13V72H11ZM45 73V74H49V77H52V78H50L49 79V77L47 78V75L45 76L44 75V77H42V75H43V72ZM48 71H49V73H48ZM63 71H66V73H65V75H66V77H65V75L63 76L62 75V73L64 74V72ZM72 71V72H71ZM95 71V72H94ZM96 71H97V73H96ZM123 71H124V73H123ZM138 71V72H137ZM140 71V72H139ZM194 71V72H193ZM197 71V72H196ZM230 71V72H229ZM246 71V72H245ZM248 71H249V73H250V71H251V73L253 72V74H248ZM255 71H257V73L255 72ZM26 72V73H25ZM54 73V76H52V74ZM75 72H76V74H75ZM92 72V73H91ZM199 72V73H198ZM214 72H216V73H214ZM244 72H245V74H244ZM259 72V73H258ZM12 73V74H11ZM23 73H25V74H23ZM70 73V74H69ZM72 73V74H71ZM78 73V74H77ZM208 73V74H207ZM213 75H212V74ZM218 73V74H217ZM225 73V74H224ZM227 73H229V74H227ZM4 74V75H3ZM135 74H137L138 76H136ZM176 74V75H175ZM203 74V75H202ZM209 74H210V76H209ZM228 76H227V75ZM230 74H232L231 75V77H230ZM247 74V75H246ZM257 74H260V75H258L259 76V78L258 77H255L254 78V76H257ZM7 75V76H6ZM71 75V76H70ZM119 75V76H118ZM122 75V76H121ZM125 75V76H124ZM190 77H189V76ZM202 75V76H201ZM64 78H63V77ZM136 76V77H135ZM153 76V77H152ZM162 76H163V78H162ZM186 76V77H185ZM227 76V77H226ZM8 77V78H7ZM62 77V78H61ZM67 77L69 78V79H67ZM70 77H71V80H70ZM81 77V78H80ZM99 77H100V79H99ZM102 77H103V79H102ZM116 77V78H115ZM127 77V78H126ZM151 77V78H150ZM234 77V78H233ZM245 77V78H244ZM247 77V78H246ZM249 77V78H248ZM252 77V78H251ZM42 78H44V79H42ZM45 78H47V79H45ZM66 78V79H65ZM74 78V79H73ZM75 78H76V80H75ZM80 78V79H79ZM168 78V79H167ZM201 78V79H200ZM237 78H239V79H237ZM261 78V79H260ZM18 81H17V80ZM48 79H49V82H48ZM63 79H65L66 80V82H64V80ZM134 81H133V80ZM139 79V80H138ZM140 79H142L141 81H140ZM147 79V80H146ZM149 79V80H148ZM209 79V80H208ZM215 79H216V81H215ZM230 79H231V81H230ZM242 79H244V80H246V81H244V80H242ZM250 79H252V83H250L251 82V80ZM257 80V82L255 83V81ZM261 81H260V80ZM6 80V81H5ZM42 80L44 81V82H42ZM52 80H54V82H56V80L58 81V80H60V81H58L57 83H58V86H60L58 89H56V91L57 92H55V83H53L54 84V89H53V87L51 88V84H52ZM62 80V81H61ZM70 80V81H69ZM82 80V81H81ZM83 80H84V82H83ZM96 80V81H95ZM118 80H120V81H118ZM121 80H123V81H121ZM135 80L137 81V84H136V82H135ZM206 80V81H205ZM236 80V81H235ZM239 80V81H238ZM248 80V81H247ZM249 80H250V82H249ZM254 80V81H253ZM259 80V81H258ZM263 80V81H262ZM5 82V84H4V82ZM17 81V82H16ZM19 81H21V82H19ZM25 83V85H27V86H24V84L22 85V83L23 82ZM50 81H51V83H50ZM75 81L78 83V85H76V83H75ZM140 81V82H139ZM143 81V82H142ZM46 82V83H45ZM61 82V83H60ZM64 82V83H63ZM74 82V83H73ZM79 82H82V83H80L81 84V86L79 85ZM87 82V83H86ZM131 84H130V83ZM134 82H135V84H134ZM139 82V83H138ZM153 82H156V83H153ZM196 82V83H195ZM206 82V83H205ZM234 84H233V83ZM48 84L49 85V83H50V87H43L45 84ZM56 83V84H57ZM65 83H69V87L71 88H69ZM93 83H94V85H96L95 87L97 88H95L94 87V85H93ZM120 83H121V85H120ZM158 83V84H157ZM161 83V84H160ZM164 83V84H163ZM199 83H200V85H199ZM241 85L240 86V88L238 89V85ZM242 83V84H241ZM5 86H4V85ZM10 86H9V85ZM15 84H16V86H17V88H16V90L14 91V90H12V89H15V88H13V87H15ZM29 84H30V86H29ZM72 84H73V86L74 87H77V88H75V90H73L74 89V87H73V89H72ZM109 84V85H108ZM116 84V85H115ZM119 84V85H118ZM133 84V85H132ZM140 84H142V85H140ZM150 84V85H149ZM156 84V85H155ZM210 84V85H209ZM232 86H231V85ZM248 85V86H246L245 87V85ZM249 84L251 85V86H249ZM255 84H257V86L255 85ZM14 85V86H13ZM63 85V86H62ZM86 86V87H84V86ZM136 85V86H135ZM138 85V86H137ZM146 85V86H145ZM148 85V86H147ZM155 85V86H154ZM160 86V88H158L159 86ZM186 86V87H184V86ZM211 85H212V87H211ZM216 85H217V87H216ZM234 85V86H233ZM4 86V87H3ZM22 86V87H21ZM58 86H56V87H58ZM68 87V89H66L67 87ZM87 86H92V87H87ZM103 86V87H102ZM117 86H120V87H116L118 90H120V89H122V91L120 90V91H118L119 93H117V94H119L116 98L115 97H113L114 95H112V94H114V93H116V92H113L114 91V89L116 90V88L115 87ZM141 86V87H140ZM156 86H158V87H156ZM194 86V87H193ZM204 86H206V87H204ZM210 86V87H209ZM237 86V87H236ZM260 86H262V88L260 87ZM7 87V88H8ZM25 87V90L24 89H22V88H24ZM28 87V88H27ZM62 87H65V88H62ZM78 87H82V88H78ZM130 87V88H129ZM137 87V88H136ZM147 87V88H146ZM169 87V88H168ZM200 87V88H199ZM248 87V88H247ZM252 87V88H251ZM255 89H254V88ZM3 90H2V89ZM7 88H5V89H7ZM18 88H19V90H18ZM27 88V89H26ZM45 88V89H44ZM85 88V89H84ZM87 88H89V89H87ZM94 88V89H93ZM104 88V89H103ZM132 88H135V89H132ZM145 88H146V90H145ZM156 88V91L154 90ZM168 88V89H167ZM183 88V89H182ZM189 88V89H188ZM193 88H194V90H193ZM199 88V89H198ZM204 88V89H203ZM208 88V89H207ZM216 88V89H215ZM233 88V89H232ZM246 88V89H245ZM263 89V92L261 91V90H259V89ZM22 89V90H21ZM48 89H53V90H51V91H49L50 93L49 94H47L48 93V91H46V90H48ZM71 91H70V90ZM82 89V90H81ZM91 89H92V91H94V92H92L91 91ZM100 89V91H97V90H99ZM161 89V91L163 90V94H162V92L161 91H159ZM170 89H171V91H170ZM174 89V91H172ZM177 89V90H176ZM198 89V90H197ZM201 89V90H200ZM218 89V90H217ZM236 89H238V92H237V90ZM242 89V90H241ZM252 89H254L253 91L254 92H256V94L257 95H259L258 93H257V91L260 93V95H259V100L257 99V95H254V92H251L252 91ZM256 89H258V90H256ZM10 90H12V93H11V91ZM26 91L27 93H30V100H33V101H31V102H28L29 101V98H28V94L25 92L24 93V91ZM28 90V91H27ZM67 90V91H66ZM81 90V91H80ZM89 91L88 93H91V95L90 94H88L87 92L86 93H84V91ZM103 90V91H102ZM105 90V91H104ZM110 90L113 92H111V95H109V96H107V101H108V103L110 102V100H112L113 101V98H114V100L116 101L115 102V105L116 104H119L120 105V102H121V104H122V102L123 103H125V104H123L124 105V107L122 106V108H121V105H120V107L119 108H121V109H115L116 107L118 108V105L115 107L114 105V107L115 108H110V110L109 109H107V111H106V109L105 110H103L102 111V109H101V106H103V105H101V104H104L105 103V106L107 107V108H109L110 107V105H106V98H105V95H107V93L109 92L110 93ZM135 92V94H132V92L133 91ZM149 90V91H148ZM153 90H154V92L156 93V94H154V92H153ZM165 90V91H164ZM167 90H168V92H167ZM176 90V91H175ZM181 90V91H180ZM216 90V91H215ZM249 91V92H245V91ZM16 91H17V94H15L16 93ZM20 93H19V92ZM45 91H46V93H45ZM70 92V94L72 95V98H71V95L69 94V92ZM77 92L78 94H80L81 95V93H82V95L81 96H86V94H88V95H90L89 97H86V98H83V99H81V98H79V96L77 95L76 97H75V94H77V93H73V92ZM108 91V92H107ZM149 92V94L151 95V93L153 94V95H148V92ZM151 91V92H150ZM178 91V94L176 93ZM188 92V93H186V92ZM203 91V92H202ZM208 91V92H207ZM212 91V92H211ZM214 91V92H213ZM232 91V92H231ZM235 91H236V95H235ZM242 93H241V92ZM9 92H10V94L12 95H10L9 94ZM22 92V93H21ZM59 92V93H58ZM60 92H64V93H68L69 94V96L68 95H66V94H64V96L62 95V93H60ZM72 92V93H71ZM99 94H98V93ZM103 94H101V93ZM106 92V93H105ZM133 92V93H134ZM161 92V93H160ZM164 92L165 93H167L166 94V97L167 96H169L170 97V99H171V95H169V94H171V92L173 93L172 94V99H171V101H170V99H169V101L170 102H172V100H175V101H178L179 102V104L177 105L176 103L177 102H173V104L176 106L177 105V107H175V106H173V104H172V106H171V109L172 110H169L170 109V105H171V103L169 104V101H168V97L166 98V99H163L164 98ZM180 92V93H179ZM195 92H196V94H195ZM14 93V94H13ZM52 93H53V95H52ZM55 93H57L56 95H54ZM92 93H93V96L95 95V93H97L98 94V96H96V98L98 99H96V98H91V96H92ZM108 93V94H109ZM122 95H121V94ZM177 94L176 96H177V98H175L176 96L174 95V94ZM182 93H184V94H186V95H184V94H182ZM201 95H200V94ZM246 93V94H245ZM249 93V94H248ZM253 93V94H252ZM19 94H21V95H19ZM23 94L25 95L26 94V96H23ZM159 94V95H158ZM184 95V96H179V95ZM189 94H191V95H189ZM199 94V95H198ZM204 96H203V95ZM207 94H210V95H207ZM247 94H248V96H247ZM9 95V96H8ZM13 95H14V99H13ZM48 95H51V97H52V99H51V101H50V96L49 97H47ZM58 95V96H57ZM59 95H61L62 97H59ZM104 97V99L102 98V96ZM131 95V96H130ZM156 95V96H155ZM158 95V96H157ZM161 95H163V97L161 96ZM190 96V98H189V100H188V98H186V96ZM195 95L197 96V97H195ZM207 95V96H206ZM239 96V98H241V100L238 98V96ZM241 95V96H240ZM18 96H23V99H22V97H21V100H20V98L18 97ZM56 96H57V98H60V99H62V100H60V99H58L59 101H60V105L58 104L59 103V101H53V100H55V99H57L56 98ZM66 96L69 98V99H72V100H74V101H70L68 98V100H64V98H66ZM92 96V97H93ZM115 96H116V94H115ZM122 96H124L123 98H122ZM162 97V98H160V97ZM175 96V97H174ZM243 96H244V98H243ZM251 96H253L252 98L254 99H252L251 98ZM263 96H264V93H263ZM9 97V98H8ZM14 100H12L11 98ZM17 97L19 98V99H17ZM55 97V99H53ZM74 97L78 100V104H77V101L74 99ZM100 97H101V99H103L102 101H100L99 102V100H101L100 99ZM108 97L109 98H111L110 100H108ZM113 97V98H112ZM151 97V98H150ZM156 97H159V98H156ZM183 97H185L187 100H185V98L183 99ZM191 97L194 99V98H197V99H194L193 101H192V103H197V104H192L191 103ZM210 99H209V98ZM247 97V98H246ZM1 98H3V102L7 105V106H9V107H7V106H5V104L4 103H2L1 102ZM8 99V100H5L4 101V99ZM26 98V99H25ZM27 98H28V100H27ZM34 98V99H33ZM48 98V99H47ZM81 100H79V99ZM91 98V99H90ZM121 99V101H120V99ZM174 98V99H173ZM201 100V102H200V100ZM233 98V99H232ZM249 98V99H248ZM16 99V100H15ZM27 100V101H23V100ZM85 99V100H84ZM87 99H90L91 101H92V99H93V102H90V101H88L89 103H92V105L91 104H89L86 100ZM94 99H95V101H96V104H93V103H95V101H94ZM118 99V100H117ZM124 99V100H123ZM151 99V100H150ZM154 99H156L158 102H160V103H156V105H157V107H158V109L157 108H155V107H153V105L154 106H156L154 103H153V100ZM161 99H163L164 100V102H166L167 103V101H168V103L167 104H169V107H168V105L166 106V108L168 109H166L165 108V110H163V108H164V105L166 104V103H163V100H162V102H161ZM179 99V100H178ZM181 99H183V100H181ZM206 99H207V102H206ZM235 99L237 100V99H239V100H237V101H235ZM248 100L247 102L246 101H244V100ZM13 101V102H11V104H9L10 103V101ZM49 100V101H48ZM160 100V101H159ZM204 100H205V103H203L204 102ZM234 100V101H233ZM249 100H251L250 102H249ZM256 100V101H255ZM9 101V102H8ZM21 101V102H20ZM50 102L49 104H50V106H52L51 108V110H50V106L48 105V102ZM53 101V102H52ZM61 101H62V103H61ZM67 103H66V102ZM83 101V102H82ZM106 101V102H105ZM117 101H119V103L117 102ZM152 101V102H151ZM183 103H181V102ZM187 101V103H185ZM188 101H189V103H188ZM197 101H199V104L200 103H203V104H200V106H201V108H200V106H198V102ZM239 101L241 102L240 104H239ZM262 102V105H261V102ZM28 102V106H27V103ZM55 102V103H54ZM58 102V103H57ZM70 102V104H74V103H76L77 105H75V106H73V105H70V106H73V107H78L79 108V106L81 107L82 105L81 104H83V108L81 107V109H82V111L83 112H85V115H84V113H83V115L82 116H87V117H85V119L86 118H88V117H90V118H92L94 115V118H92L93 120L95 119L96 120V127H98V128H95V127H93V123L91 124V122H94L95 123V121H93L92 119H86V120H89V121H86L83 117H81V116H79V115H81L82 114V112L81 113H79L80 111H78V109H75V108H72L73 109V113L72 112H70V110H72L71 108H70V106L69 105H67L68 103ZM85 102H87V103H85ZM97 102H99L100 104H99V106H97ZM132 102V103H131ZM155 102V101H154ZM209 102V103H208ZM232 102V103H231ZM252 102V103H251ZM254 102V103H253ZM256 102H257V104H256ZM23 103V104H22ZM31 105H33V106H30V104ZM54 105H53V104ZM57 103V104H56ZM112 104H113V102H111ZM110 103V104H111ZM161 103H163L162 105L163 106H161ZM235 103H236V105H235ZM247 103V104H246ZM4 104V105H3ZM21 104H22V107L23 108H26V109H29L30 110V112L29 111H27L26 109H23L22 107H21ZM26 106H25V105ZM56 104V105H55ZM61 104H63V105H61ZM86 104V106L87 105H89V106H93V105H95L94 107H92V108H90V107H88L87 106V108H88V110L86 109L85 110V108L84 107H86V106H84ZM111 104V105H112ZM153 104V105H152ZM191 104V105H190ZM238 104V105H237ZM242 104L244 105V106H242ZM248 104H250L249 106H248ZM253 104V105H252ZM254 104H255V106H254ZM48 105V106H47ZM159 105V106H158ZM180 105H181V107L182 106H184V108H185V111H184V108L182 109L181 107H180ZM190 105V106H189ZM239 105H241V108L242 109H244V111L242 110V109H238V106ZM253 107H252V106ZM5 107V109L7 108L8 110H9V113L8 112H6V111H8L7 109L5 110L4 109V107ZM15 106V107H14ZM29 106H30V108H29ZM57 106V107H56ZM60 106V107H59ZM64 106H66V107H64L65 109H63V107ZM68 106V107H67ZM104 106V107H105ZM187 106V107H186ZM188 106L189 107H191V108H188ZM193 106H195V108H198L197 110L195 109L194 110V107ZM205 106V107H204ZM217 106V107H216ZM234 106V107H233ZM237 106V107H236ZM251 106V107H250ZM258 108H257V107ZM2 107H3V109L5 110H2ZM13 107V108H12ZM62 107V108H61ZM97 107H100V109H101V111H99L100 109H98V111L97 112H94V111H96L97 109ZM104 107H102V108H104ZM112 107V106H111ZM128 107V108H127ZM173 107L174 108H176L177 110H173ZM204 107V108H203ZM209 107V108H208ZM252 108L251 109V114L250 113H248V112H250V111H246V108H247V110H250V108ZM12 108V109H11ZM15 108V109H14ZM34 108V109H33ZM56 108L58 109V108H60V110L58 109L57 111H62V110H66V112H67V114H68V111H67V109H70L69 110V114L67 115V114H65L66 116L65 117H67V119L70 121V123L69 122H67L68 120H65V119H63V120H65L64 122H60L62 125H63V127L64 126H66L64 123H69L70 125H69V127H64V129H63V127H61L62 125H60V123H59V121H56V119L58 118V116L60 117V118H62V116L64 117V115L61 113V112H57L56 111ZM90 108V109H89ZM95 108V109H94ZM124 108V109H123ZM163 110H161V109ZM234 108H236V109H234ZM239 108H240V106H239ZM255 108V109H254ZM33 109V110H32ZM47 109H49V110H47ZM55 109V110H54ZM62 109V110H61ZM81 109H79V110H81ZM94 109V110H93ZM114 109V110H113ZM153 109L154 110H156V111H154L153 112ZM180 109V111H178ZM189 109V110H188ZM191 109H193V110H191ZM201 109H203V110H201ZM238 109V110H237ZM262 109H261V113H262V115H261V113H260V115L259 116H261V117H258V120L257 121H259L260 122V120H263L264 119V111H262ZM13 110L16 112V116H15V112H13ZM17 110V111H16ZM31 110H32V112H31ZM91 112H94V115H93V113H91ZM162 112H161V111ZM167 110V111H166ZM187 110V111H186ZM238 111V113H239V115L241 114V115H243L245 118H244V120L246 119V123H244L243 122V120H240L239 119V117H237V116H235V115H237V111ZM242 110V111H241ZM256 110V111H255ZM260 110V109H259ZM259 110L256 112L257 114H259ZM54 111H55V114H56V112H57V114L56 115H58V116H55V118L56 119H54ZM76 111H78V112H76ZM88 113H90V114H92V115H90V114H88ZM120 111H122V112H120ZM160 111V112H159ZM165 111V112H164ZM171 112V114L169 113V112ZM176 111V112H175ZM178 111V112H177ZM188 111H192V113L194 112V111H196V113L194 112L193 114H191L190 112H188ZM202 111V112H201ZM253 111V112H252ZM12 112V113H11ZM50 112V113H49ZM65 112V113H66ZM98 112H100L101 113V115H100V113H98ZM106 112H107V114H106ZM110 112V113H109ZM113 112V113H112ZM125 112V113H124ZM147 112V113H146ZM156 112V114L158 115V116H160L161 115V113H163L164 115L165 114H170L169 115V117H165V116H163V115H161L160 117H162L163 116V118H162V124H161V126L160 127H162L163 128V125H164V123H165V125L167 124V123H170V124H167L166 125V127H164L163 129H162V131L164 132H161V133H159L161 130V128L159 127V125H160V123L161 122H158V121H161V119H156V120H158L157 122L159 123V125H158V123L155 121V118H157V117H154V115L152 116V113H155ZM159 112V113H158ZM175 112V113H174ZM179 112H183V113H180L179 114ZM184 112H186V113H188V114H185ZM201 112V113H200ZM242 112H244V114L242 113ZM246 112V113H245ZM4 113H6L5 115H4ZM14 113V114H13ZM34 113L35 114V117H33L34 116V114L32 115V114ZM52 113V114H51ZM58 113H60V114H58ZM63 113H64V111H63ZM74 113H76V114H79V115H76V114H74ZM96 113V114H95ZM98 113V114H97ZM106 114V116L104 115L103 117H101V119H106L107 117H109V118H107V120L108 121H106V123H104L105 121H104V119L101 121V122H103L104 123V125H103V123H97V121H99V120H97V116L100 118V116H102L103 114ZM120 113V114H119ZM142 113V114H141ZM229 113H231V115L229 114ZM233 113H235V117L233 116ZM248 113V115H249V117H246L247 114ZM8 114V115H7ZM10 114H13V115H10ZM54 114V115H53ZM87 114V115H86ZM118 114H119V116L120 117H117L118 116ZM122 114H124V117L122 116ZM151 114V115H150ZM172 114H174L173 116H171ZM183 114L186 116V115H190V120H188V118H187V116L186 117H184L183 116ZM196 116H195V115ZM200 114H202L201 116H200ZM52 115H53V117H52ZM70 115H71V117H70ZM73 115H75L74 117H72ZM89 115V116H88ZM110 115V116H109ZM116 115V116H115ZM145 115V116H144ZM157 115H155V116H157ZM168 115H166V116H168ZM178 115V116H177ZM193 117H192V116ZM231 116V118H228L229 116ZM240 115V117H241V119L243 118V116H241ZM17 116H19L18 118H17ZM36 116H37V118H36ZM49 116H51L52 117V119H51V117H49ZM149 116V117H148ZM179 116H180V119H181V121H179L180 119H179ZM184 117V118H182V117ZM199 116V117H198ZM262 116H263V119H261L262 118ZM6 117V118H5ZM10 117V118H9ZM12 117H13V119H15V120H13L12 119ZM15 117V118H14ZM39 117H40V119H39ZM42 117V118H41ZM64 117V118H65ZM79 117H81V118H79V120H82V118H83V120L82 121H84L83 123H82V121L81 122H78L79 120H78V118ZM96 117V118H95ZM115 117V118H114ZM147 117V119L149 120H146L145 118ZM153 118V120L154 121H152V118ZM171 117V118H170ZM176 117H177V119H179V120H175L176 119ZM192 117V118H191ZM195 117L197 118V119H199L200 117V123H199V120H194L193 121V119H195ZM233 117V118H232ZM1 118V117H0ZM30 118H33V119H30ZM75 118V119H74ZM112 118V119H111ZM116 118H118L117 120H116ZM121 120H120V119ZM166 118H168V120L170 121V119H171V121L169 122L168 120H166ZM188 120V121H191L190 123L186 120V119ZM248 118V119H247ZM254 118V117H253ZM34 119H36V121H38V120H40V121H38L39 123L41 122V120H42V125L47 121V120H49L50 119V121L48 122V124L49 125H51L53 128H55V129H52V127L51 126H49L48 127V129L50 128L51 130H52V132H56L57 133V136H56V140H58L57 142L59 143H57L56 141H55V136H53L54 134L52 133V135L50 134L51 133V131H50V129H49V131H48V129H47V126L48 125H43V126H45L44 128H46V130L48 131V133H47V131H45L42 127H41V129H40V126H38V122L36 123V122H34L33 124H32V122H33V120ZM54 119V120H53ZM70 119H74L73 121L72 120H70ZM78 121H77V120ZM109 119H110V121L111 122H115L116 121V123H117V125H119L118 127H117V125H115L114 123H112V124H114L115 125V127H113V125H112V127H113V131H114V129L116 128L117 130H118V132L116 133L115 131V133H116V135H114L115 133L114 132H112L111 133V131L112 130H110V129H106L105 130V128H108V126H110V122H109ZM174 119V121L176 122V123H174V121H172ZM183 119H185L186 120V123H189V124H192L191 125V127H190V125H188V124H185V125H183V123L185 122V120H183ZM230 119V120H229ZM234 119V123L231 121V120H233ZM238 119V120H237ZM18 120V121H17ZM60 120V119H59ZM62 119L60 120V121H63ZM76 120V123H74V121ZM91 120V121H90ZM114 120V121H113ZM123 120H125V121H123ZM144 120L145 121H147V122H144ZM166 120V121H165ZM202 120H204V122L202 123ZM235 120H237V121H235ZM255 120V126L253 125V121ZM15 123H13V122ZM35 121V120H34ZM44 121V122H43ZM52 121V122H51ZM53 121H55L56 123L58 122L59 123V125L57 126V124H55V122H53ZM71 121L74 123L73 125H74V127L76 126V125H79V127L78 126H76L75 127V129L74 130H78L79 132L78 133H80V136H81V138H79V137H77V136H79V134L78 133H74L73 134V132L72 131H74L73 130V125H72V123H71ZM86 121V122H85ZM153 123H152V122ZM165 121V122H164ZM223 121V122H222ZM229 121H231V122H229ZM242 121V122H241ZM250 121V122H249ZM51 122V123H50ZM88 122V124H86ZM89 122H90V124H89ZM107 122H109L110 124H108ZM119 122V123H118ZM124 122L126 123L125 125H124ZM152 123V124H154V122H156V124L155 125H153V126H149L150 124L149 123ZM164 122V123H163ZM179 122V123H178ZM181 122H182V125L183 126H181L180 124H181ZM194 122H197V123H194ZM236 122H237V125H241V126H237L236 125V128L234 127L235 126V124H236ZM251 122H252V125H253V127L258 131V126L259 125H261V126H259V129H261V131H256V130H252V129H254L253 127H252V129H250L249 127H251L252 125H251ZM36 123V124H35ZM41 123L39 124V125H41ZM66 123V124H67ZM78 123H80V124H78ZM123 123V124H122ZM127 123H129V124H127ZM147 123V124H146ZM174 123V124H173ZM194 123V124H193ZM233 123V124H232ZM241 123V124H240ZM244 123V124H243ZM251 125V126H248L249 124ZM32 124V125H31ZM54 124V125H53ZM97 124H99V126H97ZM102 124V129H101V127H100V125ZM106 124V125H105ZM120 124H122V125H120ZM227 126V124H231L230 125V127L228 126V129H227V127L225 126V125ZM7 125H9L8 127H7ZM18 125V126H17ZM83 125V126H82ZM84 125H87V127L88 126H90V125H92V127L94 128V130H96L97 132V134L99 135V132H100V130L99 129H101L102 131L100 132V134H104V131H105V133H107V132H109L110 131V133L111 134H107L108 136H106L107 138H105V136L103 135V138L104 139H106L107 141H106V143L102 140V138H97V134L95 133V131L93 130V129H90L89 130V128H92L91 126L89 127V128H86ZM95 125V124H94ZM147 125H148V127L150 128V127H152L151 129H150V131H152V133H153V128L155 129V131H157L156 133L157 134H155V131H154V133H153V135L152 134H150L149 133V128L147 127ZM156 125L158 126V127H156ZM164 125V126H165ZM177 125H179V126H177ZM188 125V126H187ZM194 125H197V126H195V128L196 127H198L197 128V130H201L200 132L199 131H197L195 128L194 129H192L193 127H194ZM234 125V126H233ZM244 125H246V127L248 128V129H250V132H251V130H252V133L251 134H249L250 132H248L249 130L246 128V129H244L245 127H244ZM11 126H12V128H11ZM34 128H32V127ZM35 126V127H34ZM60 126V127H59ZM177 126V127H176ZM185 126H186V128H190L191 130H189V129H186L185 128ZM200 126H203V127H200ZM224 126V127H223ZM232 126V127H231ZM18 127V129H16ZM37 127H39V129L37 130ZM57 127V128H56ZM70 127H71V130H70ZM81 127V128H80ZM105 127V128H104ZM119 127H120V129H122V130H120L119 129ZM130 129H129V128ZM147 127V128H146ZM156 127V128H155ZM168 127H170L171 128V130H170V128L168 129ZM177 129H176V128ZM181 127H182V129H181ZM226 127V128H225ZM244 127V128H243ZM7 128L9 129L8 130V132L10 133V135H11V137H10V135L9 134H7ZM60 128H62L63 130H62V134H63V136H61L60 137V135L58 136V132L60 133V131H61V129L59 130ZM66 128H67V130H69L70 132H71V134L73 135V137H74V139H75V134L77 135L76 136V139L78 138V141L79 142H81V141H83V143H85L86 145H84V144H82V143H77L78 141L75 139V141H77L76 143L74 142V140H72L71 141V139L73 138L72 137V135H70L71 136V138L69 139V140H67L68 142H70V143H67V141H65L64 139H66V138H69L70 136H69V131L67 132V131H65L66 130ZM69 128V129H68ZM128 128V129H127ZM145 128V129H144ZM160 128V129H159ZM172 128H174V130H172ZM180 128V129H179ZM201 128H203V130L201 129ZM233 128H234V130H233ZM238 128H239V130L241 131V130H244V131H246V130H248L247 131V133H242V132H244V131H242L241 133L240 132H238V133H236L237 132V130H238ZM241 128H243V129H241ZM11 129H15L14 131L12 130L11 131ZM58 129V130H57ZM85 129V130H84ZM88 129V130H87ZM104 129V130H103ZM112 129V128H111ZM158 129V130H157ZM168 129V130H167ZM188 130L190 133H192L191 134V137H190V133L188 134L187 132L185 133L184 131H182V130ZM225 131H224V130ZM231 129V131H235L234 133H236V134H234V133H232L233 134V136L234 135H236L237 137L238 136H240V137H233V136H231V131H230V133H229V130ZM4 130V131H3ZM16 130H19L20 132H22L21 133V135H20V132L18 131V133L19 134H16L17 132H16ZM34 130H37V132L35 131V132H33ZM43 130V131H42ZM57 130V131H56ZM94 132H93V131ZM107 130H109V131H107ZM127 130H129V131H127ZM133 131V134H135L136 135V137H134L135 135H133L132 134V131ZM148 132H147V131ZM160 130V131H159ZM166 130V131H165ZM177 130L178 131H180L181 132V137H180V135L178 136L179 138H177V136H174V135H178V133H180V132H177ZM192 130H194V131H192ZM65 131V132H64ZM93 132V133H95V136H94V140L96 139V141H97V143H98V145H102L103 143V145H105L106 144V147H104L103 145H102V148H101V146H100V148L99 147H95L94 148V146H96L97 144H96V141L95 142H93L94 143V145H89V144H87V143H91L92 144V139L93 138H91L90 136L92 135L93 136V133H91V132ZM99 131V132H98ZM107 131V132H106ZM196 131V132H195ZM204 132V136L202 135V133ZM226 131H228L227 133H226ZM13 132V133H12ZM14 132H16V133H14ZM44 132V133H43ZM49 134V135H51V138H50V136H48L47 134ZM50 132V133H49ZM76 132V131H75ZM119 132H121V133H119ZM126 132V133H125ZM130 132H131V135L133 136V139H135V140H133L134 141V143H135V145L133 146V144L134 143H132L133 141L129 138V137H132L131 135H130ZM147 132V133H146ZM166 132V133H165ZM172 132V133H171ZM177 132V133H176ZM225 132V133H224ZM12 133V134H11ZM44 135H43V134ZM60 133V134H61ZM65 133V134H64ZM68 133V134H67ZM91 133V134H90ZM175 133V134H174ZM198 135H197V134ZM199 133H201V134H199ZM223 135H222V134ZM229 133V135H227ZM254 133V134H253ZM7 134V135H6ZM14 134V135H13ZM38 134V135H37ZM39 134H42V136H40ZM61 134V135H62ZM117 134H120L121 136H119V135H117ZM154 134H155V136H154ZM158 134H159V136L160 137H162V138H160L161 140H162V142H163V144L164 145H162V142H158ZM162 134V135H161ZM165 134V135H164ZM173 136H172V135ZM185 134H187L188 136H186V138H184V135ZM193 134H194V136H199V138L197 137H194L193 136ZM196 134V135H195ZM219 134V135H218ZM226 136H225V135ZM240 134V135H239ZM242 134H244V137L242 138ZM250 136H249V135ZM253 134V136H251ZM258 135L257 137H256V135ZM259 134L261 135V136H259ZM20 136V137H22V139H20V138H16L15 136ZM34 135V136H33ZM45 135H47V136H45ZM56 135V134H55ZM68 135V136H67ZM152 135V136H151ZM166 135H167V137L169 138H167L166 137ZM221 135H222V138H221ZM250 137L249 139L250 140H248V137ZM13 136H14V138H13ZM18 136V137H19ZM24 136V137H23ZM46 137L45 139H47L48 140V138H50V140H52V138H53V140L55 141V145L57 144L58 145V147L60 146V144H61V146H63L62 144V141L64 142V144H65V142H66V144H69V145H67L68 147H67V149H66V147L64 146V147H61L60 146V148H56L57 147V145L54 147V145L52 146L51 145V147H50V149H48L49 148V146H47V145H49V144H51V141H47V143H43V142H46V140L44 139V137ZM64 136L66 137V138H64ZM100 136V135H99ZM116 136H119V137H121L120 139H119V137H118V139L119 140H117V138H116ZM163 136L165 137V139H167V140H165V139H163ZM171 136V137H170ZM183 136V137H182ZM225 136V137H224ZM229 136V137H228ZM2 137H4V138H2ZM43 137V138H42ZM63 137V138H62ZM83 137H85V139L84 140H82L83 139ZM101 137V136H100ZM157 137V138H156ZM218 137V138H217ZM228 137V138H227ZM233 137V138H232ZM252 137V138H251ZM11 138V139H10ZM24 138V139H23ZM26 138V139H25ZM57 138H61V139H63V140H59V139H57ZM128 138H129V140L130 141H132V142H130L131 144L129 145V140H128ZM172 138V140H170ZM182 138V139H181ZM184 138V139H183ZM195 138V139H194ZM256 138V140L255 141H257V144H256V142H254V140L253 139H255ZM260 138V139H259ZM3 139H5V143H3L4 142V140ZM42 139L44 140L43 142H42ZM91 139V141L89 142V141H87V140H90ZM101 139V140H100ZM186 139V141H184ZM187 139H188V141H187ZM190 139H192V141L190 140ZM195 141H194V140ZM198 139H200V140H198ZM204 139V141L203 142H205V143H203L202 142V140ZM206 139V140H205ZM222 139V140H221ZM226 139V140H225ZM228 139V140H227ZM245 139V141H243ZM252 139V140H251ZM258 139V140H257ZM3 140V141H2ZM17 140H19V144L17 143ZM24 140V141H23ZM52 140V143L54 142ZM168 140L169 141H173L172 143L171 142H168ZM237 140L238 141H241L240 143H238L237 142ZM251 141L252 143H249V142H247V141ZM85 141H87V142H85ZM103 141V142H102ZM168 143H170V144H168ZM191 141V142H190ZM197 141L199 142V144H197ZM207 141V142H206ZM218 141H220V142H218ZM223 141V142H222ZM228 141V142H227ZM230 141V142H229ZM243 141V142H242ZM260 141V142H259ZM48 142H49V144H48ZM61 142V143H60ZM100 142H102L101 144H99ZM165 142H166V144L167 145H173L172 146V148H171V146L169 147V148H167L166 149V147H167V145L165 144ZM192 142H194V144L192 145ZM222 142V143H221ZM248 143V144H245V143ZM253 142H254V144H253ZM72 143H75V145L74 146H72L73 144ZM155 143L158 145V143H161L160 145H162L161 147L158 145H155ZM210 144L211 146H210V148H209V146L207 145L206 146V144ZM224 143H225V145H224ZM228 143V144H227ZM233 143V144H232ZM65 144V145H66ZM70 144H71V146H72V148H75V150L77 151V150H80L79 148H80V146H81V151L80 152H75V151H73V153H71L72 151H70V150H68V148H70L71 146H70ZM125 144V145H124ZM152 144H153V146H154V148L152 147ZM213 144V145H212ZM239 144H240V146H242V144H245V145H243L244 146V150L245 149H247V148H249V147H254V146H252V145H250V144H253V145H255V146H257V150H258V152L257 151H255L254 149L256 148V147H254V149H253V152L254 153H252V149L251 148H249V152L248 151H246L245 152V154L242 152V147H240L239 146ZM78 145V146H77ZM114 145V146H115ZM132 145V146H131ZM195 145H197V146H195ZM200 145V146H199ZM221 145V146H220ZM229 145H231L230 147H229ZM83 146H85L86 148H87V146H88V148L86 149V151H83V149H85V148H83L82 149V147ZM90 146L92 147V148H90ZM110 146H109V148H110ZM126 146L128 147V148H126ZM129 146H131V147H133L132 148V150H133V153H132V150H131V148H130V150H129ZM156 146H157V149H159V151L158 150H156ZM164 146V147H163ZM166 146V147H165ZM195 146V147H194ZM202 146V148L200 149V147ZM223 146V147H222ZM229 147L228 149L227 148H225V147ZM245 146H246V148H245ZM13 147H15V148H17V149H14ZM42 147H44L43 149H44V151L46 150H50V151H52L53 150V155L51 154V156H53L54 158H52L51 159V162L53 163V166H52V164H51V162H50V157L51 156H47V155H50V151H43V149H42ZM56 148L55 150L57 151V154L59 153L61 156H62V158H61V156H60V158L58 157V159H60L59 161H58V159L56 158V161L57 162H55V155H57V154H55L56 152H55V150L54 149H52L51 150V148ZM77 147H78V149H77ZM153 148V150H152V148ZM198 147V148H197ZM203 147H204V149H203ZM222 147V148H221ZM235 149H234V148ZM18 148H20V149H18ZM31 148H29V149H25V150H27V151H29ZM62 148H65L66 150H68V151H65L64 149H62ZM72 148H70L71 150H74V149H72ZM113 148H116V146L115 147H112V149ZM126 148V149H125ZM160 148H162L161 150H160ZM195 148V149H194ZM196 148H197V150H196ZM208 148H209V150H208ZM227 149V150H225V149ZM9 149H12V153H13V155L11 154V150L9 151ZM150 149H151V151H152V153L154 152V150L155 151H157V153L155 154V153H151V151H150ZM169 149V151H167ZM172 149V150H171ZM192 149V150H191ZM15 150V151H14ZM64 150V151H63ZM126 150V151H125ZM128 150V151H127ZM167 151V153L166 152H163L162 153V151ZM208 150V151H207ZM248 150V149H247ZM97 151H99V150H97ZM102 151H99V153L100 152H102ZM111 152V153H106V152ZM113 151V152H112ZM121 153H120V152ZM125 151V152H124ZM129 151H130V153H129ZM201 151V152H200ZM224 151V152H223ZM21 152V153H20ZM50 152V153H49ZM75 152V153H74ZM102 152V153H103ZM159 152V153H158ZM170 152V153H169ZM173 152V153H172ZM197 154H196V153ZM214 152H216V160L214 159V158H212L211 156H214V153H213V155H212V153ZM227 152V153H226ZM247 152H248V155L249 156H251L250 157V161H249V156L248 155H246L247 154ZM256 152V153H255ZM47 153V155H45V154ZM114 153V154H113ZM118 153L121 155H123V157H122V155H121V157H119L118 156ZM223 153V154H222ZM242 153V154H241ZM252 153V154H251ZM23 154V155H22ZM58 154V155H59ZM70 156H69V155ZM105 154H110V155H112V157H116L115 159L113 158L112 159V157L111 156H105ZM131 154H132V156H131ZM151 154V155H150ZM161 154V155H160ZM171 154V155H170ZM195 154V155H194ZM202 154H205L203 157H202ZM208 154V155H207ZM210 154V155H209ZM244 154V155H243ZM26 155V157L24 158L23 156H25ZM42 155V156H41ZM69 156V158L67 157V156ZM87 155H90V153H87ZM86 155V156H87ZM102 156L103 158L105 157V159H103V158H100V156ZM114 155V156H113ZM116 155V156H115ZM125 155H126V157H125ZM136 155H138L139 157H140V159L139 160H141V162L139 163V165L137 164L138 162H139V160L137 159L138 158V156H136ZM154 155H158L159 156V158H158V156L157 157H155ZM162 155H164V156H162ZM165 155L167 156V157H165ZM170 155V156H169ZM173 155V156H172ZM208 156V159H207V156ZM232 155V156H231ZM242 155V156H241ZM253 155H257V156H255V159H253L254 157H253ZM43 156H46L45 157V162L43 163V164H46V165H44L43 167H42V158H43ZM63 156H65V157H63ZM118 156V157H117ZM128 156V157H127ZM131 156V157H130ZM137 157L136 159H135V157ZM149 156V157H148ZM151 156H153L152 158H150ZM164 157L163 158V160H162V157ZM240 156L243 158V156H245L244 158H243V160H242V158H240ZM246 156H247V160H246ZM7 159H6V158ZM23 157V159L24 160H21V158ZM111 157V159H109ZM124 157H125V160H126V162H124ZM161 157V158H160ZM168 157H170V158H168ZM174 158V159H172V158ZM206 158V159H201V158ZM4 158V159H3ZM46 158H47V160L48 161H46ZM49 158V159H48ZM66 158V159H65ZM127 158H128V160H127ZM134 158V160H132ZM150 158V159H149ZM153 158H154V161H156V163L154 162L153 163ZM156 158L157 159H160V160H156ZM199 158H200V161H199ZM212 158V159H211ZM232 158H234V159H232ZM237 158V159H236ZM4 160V161H1V160ZM6 159V160H5ZM33 159V160H32ZM78 159H76L77 161H78ZM97 159H99V160H97ZM119 159L121 160V161H123V162H120L119 161ZM165 159H167L166 160V162H165ZM198 159V161H196ZM209 159H211V161L209 160ZM65 160H70L69 162L67 161H65ZM85 160V161H84ZM95 160H97V161H99L100 162V160H101V164H99V162L97 163L98 164V166H97V164H96V169L94 168V166H95V163H96V161ZM103 160L105 161V162H103ZM109 160V161H108ZM152 161V163L150 162V161ZM172 160H174L173 161V163H172ZM176 160V161H175ZM207 160V161H206ZM230 160V161H229ZM237 160V161H236ZM241 160L245 163L246 161H248L249 163L247 164L248 166H249V168H248V166L247 167H244V168H242V169H246V168H248V170L251 172V174L249 173V171L246 169L245 171L246 172H248V174L249 175H247V173L244 171V170H242V172H244L247 176H249V177H247L246 175H242V172H239V171H237V169L239 170L240 168H241V166L243 167V165H244V163L243 162H241ZM244 160H246V161H244ZM255 160V161H254ZM257 160V161H256ZM6 161V162H5ZM11 161V162H12ZM33 161V162H32ZM42 161V162H41ZM90 161H91V164H90ZM94 162V166L92 165L93 164V162ZM112 161V162H111ZM117 161V162H116ZM133 161V162H132ZM148 161L150 162V163H148ZM169 161H170V163H169ZM215 161H216V163H215ZM236 161V162H235ZM241 163H240V162ZM251 161H254V163H257V164H254L253 162H251ZM3 162H5V163H3ZM24 162V163H23ZM31 162V163H30ZM47 162V163H46ZM48 162H50V163H48ZM55 162V163H54ZM59 162H62V163H59ZM117 164H119L120 163V165L119 166H117L116 165V163ZM119 162V163H118ZM137 162V163H136ZM144 162V163H143ZM201 162V163H200ZM233 162H235V165L234 164H232ZM14 163H12V164H14ZM28 163V164H27ZM40 163V164H39ZM102 163H103V165H102ZM105 163V164H104ZM158 163H160L161 164V166H159L160 164H158ZM168 163V164H167ZM177 163V164H176ZM211 163V164H210ZM229 163V164H228ZM237 163V164H236ZM238 163H239V165H238ZM247 163V162H246ZM251 163V164H250ZM4 164V165H3ZM18 164V165H17ZM35 164V165H34ZM48 164H50V165H48ZM54 164H56L55 166L57 167V169H59V170H55V169H53L55 166H54ZM141 164H143L141 167H140V165ZM156 165V167H155V165ZM167 164V165H166ZM171 164V166L169 167V168H167V166H169ZM206 164V165H205ZM207 164H208V166H207ZM24 165V167H22ZM33 165V166H32ZM41 165V166H40ZM58 165V166H57ZM62 165V166H61ZM88 166V168H87V166ZM89 165H91L92 167H93V170H91L92 168H91V166L89 167ZM100 165H102V166H100ZM112 165V166H111ZM122 165V166H121ZM135 165H137V167H135ZM149 165H151V166H149ZM152 165H153V168H154V170H153V168H152ZM177 165V166H176ZM214 165V166H213ZM231 165V166H230ZM236 165H238V166H236ZM251 165H252V167L254 166V165H257V168H256V166L255 167H251ZM46 166V169H44V167ZM47 166H48V168L50 169V167L53 169H50V170H52V171H50L49 169H48V171H47ZM50 166V167H49ZM65 166V167H64ZM86 166V167H85ZM144 166V167H143ZM149 166V167H148ZM162 166H163V168H165V169H163V170H160L161 168H162ZM200 166H201V168H200ZM232 166L234 167L235 166V168H232ZM41 167V169H43V170H40L39 168ZM102 167H104L103 169H101ZM140 169H139V168ZM158 167H159V170L160 171H162V173L161 174H159V172H158ZM200 169H199V168ZM230 167V168H229ZM237 167V168H236ZM24 168V169H23ZM90 168V169H89ZM121 170H120V169ZM122 168H123V170H122ZM136 168V169H135ZM143 168V169H142ZM175 168V169H174ZM209 168V169H208ZM234 170V172L232 171V169ZM252 168V169H251ZM255 168V169H254ZM4 169H7V170H5L4 171ZM21 169H22V171H21ZM34 169H36V171H34ZM98 169V171H95V170H97ZM100 169V170H99ZM107 169V170H106ZM127 169L129 170H132V171H130V172H128L127 171ZM135 169V171H137V169H139V171L140 172H135L134 173V170ZM173 169V170H172ZM178 169V170H177ZM196 169V170H195ZM203 169V170H202ZM214 169H215V171H214ZM257 169H258V171H257ZM24 170V171H23ZM38 170V171H37ZM45 170L47 171L46 173H47V176H46V174H44V172H45ZM146 172H144V171ZM149 170V171H148ZM157 170V171H156ZM166 170V171H165ZM176 170V171H175ZM199 170V171H198ZM205 170V171H204ZM208 170V171H207ZM235 170H236V172H235ZM240 170V171H241ZM254 172H252V171ZM256 170V171H255ZM6 171H7V174H6ZM40 171H42L40 174H39V172ZM94 172V174H93V172ZM101 171H103V172H101ZM106 171V172H105ZM108 171V172H107ZM142 171H143V173H142ZM148 171V172H147ZM151 171V173L152 174H154V172L153 171H155V176H153L152 177V175H151V173H149ZM170 171V172H169ZM202 172V174H201V172ZM210 171H212V172H210ZM231 171V172H230ZM16 172V173H15ZM91 174V177L93 176L95 179H93V177L90 179V177H89V173ZM97 172H99L100 174H98ZM110 172V173H109ZM123 172H124V175H123ZM127 173V176H128V178H127V176L125 175L126 173ZM133 172V173H132ZM171 172H174L173 173V175L172 174H170ZM207 172V173H206ZM213 172H214V174H213ZM233 172V173H232ZM256 172L258 173V174H260V175H258V174H256ZM5 173V174H4ZM10 173V174H9ZM38 173V174H37ZM51 173L53 174L52 176H49V175H51ZM88 173V174H87ZM103 173H104V176H103ZM109 173V174H108ZM115 173V174H114ZM147 173H148V176L150 177V179H149V177L147 176ZM159 175H158V174ZM164 173V174H163ZM236 173H238V176H240V173H241V175H242V179L243 180H245L246 178H248L249 179V182L248 181H243L240 177V179H238V176H237V174ZM243 173V174H244ZM9 174V175H8ZM14 174H16V175H18L19 174V176L22 178H20L19 176H18V178H17V176H16V178L14 177ZM87 174V175H86ZM102 174V175H101ZM130 174V175H129ZM135 175L134 177L133 176H131V175ZM144 174V175H143ZM150 174V175H149ZM201 174V175H200ZM208 174V175H207ZM211 174V175H210ZM234 174H236V177L235 176H233ZM254 175L253 177L251 176V175ZM44 175H45V177L46 178H44ZM111 175V179H109L108 178V176H110ZM140 175V176H139ZM141 175L143 176L142 178H140L141 177ZM166 175V176H165ZM175 175V176H174ZM194 175H195V177H194ZM201 176V177H198V176ZM256 175L259 177L260 176V180L262 179V182H261V184L260 183H258L257 184V182H259L260 180H258L259 178L258 177H256ZM39 176L40 177H43V180H42V178L40 179L39 178ZM107 176V177H106ZM113 176H115V177H113ZM126 176V177H125ZM137 176H139V177H137ZM159 176V177H158ZM262 176V177H261ZM12 177H14L15 179H17V180H15V179H12ZM89 177V178H88ZM113 177V178H112ZM137 177V178H136ZM152 177V178H151ZM155 177V178H154ZM165 177V178H164ZM178 177V178H177ZM203 177V178H202ZM246 177V178H245ZM255 177V178H254ZM30 180H29V179ZM32 178V179H31ZM87 178V179H86ZM102 178H104V179H102ZM107 178V180H105ZM117 178H118V180H117ZM159 178V179H158ZM175 178V179H174ZM192 178V179H191ZM197 178V179H196ZM216 178V179H215ZM252 178H254V180L252 179ZM24 179V182H29L28 184L27 183H23V182H21L22 184H19L20 183V181H22ZM53 179H51V181H53ZM78 179V180H77ZM79 179H80V181H82L83 182V179H85V180H87V182L85 181L83 184H82V186H81V182L79 181ZM93 180L94 182H91V181H88V180ZM117 180L116 181V183H115V180ZM135 181V184L134 183H132L133 182V180ZM135 179H137V180H139L137 183H136V180ZM154 181H153V180ZM158 181H157V180ZM169 179V180H168ZM195 179V180H194ZM199 179H201V180H199ZM256 179V180H255ZM15 181L14 183L12 182V181ZM18 180H20V181H18ZM35 180V181H34ZM103 180V181H102ZM110 180V181H109ZM119 180H121V181H119ZM124 180V181H123ZM126 180L129 182L128 184H131L132 183V185H128L127 183H126ZM193 180V181H192ZM197 180V181H196ZM199 180V181H198ZM209 180V181H208ZM234 180H235V182L236 181H238L239 180V182H241V183H237V185L239 184V190L238 191H236V188L238 187L237 185H236V187H235V182H234ZM258 180V181H257ZM16 181H18L19 183L15 186V184L17 183ZM39 181V182H38ZM42 181V182H41ZM55 181L54 182H52V186H54V188H55V190L57 189V190H59L60 192H58L57 190V192H58V194H57V197L55 196V193H54V191L52 192V193H54V195H52V193H51V195L50 196H54V198L53 199H60V203H61V201L63 200V199H61L60 197H58V195H59V193H62V191H61V189H60V187H59V189H58V187L56 188L55 187V184H57V183H55ZM96 181V182H95ZM109 181V182H108ZM112 181V182H111ZM113 181H114V183H113ZM124 183H123V182ZM131 181V182H130ZM203 181H204V183H203ZM208 183H207V182ZM211 181V182H210ZM242 181L243 182H245V186H244V183H242ZM250 181H253V183L251 182L250 183ZM257 181V182H256ZM38 182V184H36ZM143 182V183H142ZM185 182V183H184ZM198 182V183H197ZM199 182H200V184H201V182L203 183V184H199ZM210 182V183H209ZM213 182V183H212ZM54 183V184H53ZM87 183V184H86ZM95 183H97V186H96V184ZM108 183H109V185H108ZM121 183V184H120ZM125 183H126V185H127V187L125 186V187H123V185H125ZM141 183V185H139ZM157 183V185H155V184ZM163 183H164V185H163ZM168 183V187L166 186V184ZM235 183V184H234ZM247 183V184H246ZM249 183H250V185L251 186H247V188L248 187H251V188H253V190H254V188H255V190H254V192H252V191H250L251 193H249L248 191H249V188H248V190H247V192L249 193V194H247V192L246 191H244V189L246 190V185H249ZM263 183V184H262ZM14 184V185H13ZM40 184V185H39ZM42 184H48V185H46V186H44V185H42ZM84 184L87 186H91L92 184H93V186H91V187H93V189L90 187V188H88V187H86V186H84ZM89 184H91V185H89ZM112 184H113V186H112ZM116 184V185H115ZM119 184V185H118ZM135 185V187H134V185ZM136 184H137V186H136ZM144 184V185H143ZM149 186H148V185ZM153 184V185H152ZM198 186H197V185ZM209 186H208V185ZM211 184L213 185L212 187H211ZM252 184H253V186H254V184H256L254 187L252 186ZM9 185V184H8ZM25 185V186H24ZM38 185V186H37ZM44 187V190L47 188V190L46 191H44L43 190V187ZM96 186V188H95V186ZM107 185V186H106ZM121 185V186H120ZM142 185H143V188H142ZM146 185V186H145ZM152 185V186H151ZM164 187H163V186ZM169 185H170V188H169ZM192 185H193V187H192ZM205 185V186H204ZM242 185L244 186L243 188L244 189H242ZM258 185V186H257ZM263 185V186H262ZM13 186H15V188L13 187ZM24 186V187H23ZM34 186V187H33ZM48 186V187H47ZM57 186V185H56ZM83 186L85 187V189H83ZM112 186V187H111ZM115 186V187H114ZM121 188H120V187ZM131 186H132V188H131ZM178 186H180V187H178ZM195 186H197L198 187V189H197V187L195 188ZM202 186V187H201ZM204 186V187H203ZM208 186V187H207ZM241 186V187H240ZM262 186V187H261ZM5 187V188H4ZM11 187V191L9 190V188ZM36 187V188H35ZM37 187H41V189L42 190H40L39 188H37ZM46 187V188H45ZM99 187H100V189H99ZM114 187V188H113ZM131 188V191H130V197L132 198V200H130V202L129 203H126V204H122L121 205V207H120V210H119V207H118V209H117V207H115V206H111V207H108L109 209H108V211H107V208L106 207H104V202H103V208H104V210H103V208H98L99 206H98V204H99V201L100 202H102L103 201V198H102V196L105 198V199H107V198H109L110 196H112V195H115L114 193H116V195H122V193L123 192H125V191H127V188ZM137 187H138V189H137ZM139 187H141V188H139ZM145 187H147L148 189H146ZM157 187V188H156ZM201 187V188H200ZM215 187V188H214ZM13 188H14V190H13ZM119 190H118V189ZM123 188L125 189L126 188V190H123ZM134 188V189H133ZM135 188H136V190H135ZM155 188H156V191H155ZM167 188V189H166ZM172 188H174V189H172ZM206 188V189H205ZM209 188H211V189H209ZM235 188V189H234ZM261 188H263V189H261ZM36 189V190H35ZM89 189V192H90V190H91V192H92V195H91V193H89V192H87V190ZM94 189H96L95 191H94ZM118 190V191H120V192H115L116 190ZM133 189V190H132ZM146 189V190H145ZM177 189V190H176ZM180 189V190H179ZM191 189V190H190ZM193 189H194V191L195 192H193ZM198 191H197V190ZM203 189V190H202ZM213 189V190H212ZM238 189V188H237ZM256 189H257V191H256ZM258 189H261L260 190V193L258 192L259 190ZM7 190V189H6ZM39 190L40 191H42V192H39ZM111 190V191H110ZM135 190V191H134ZM142 190V191H141ZM159 190V191H158ZM171 192H170V191ZM184 190V191H183ZM200 190H201V192H200ZM206 190L208 191V192H206ZM209 190H211L210 192H209ZM242 191V193L244 192L245 194V197L247 198V197H249V196H251V194H253L251 197H249L248 198V200H246V198H243L244 196H243V194H241V192H240V195L239 196H243L242 198H240L239 196H237L238 194H239V191ZM250 190H252V189H250ZM0 191V192H1ZM96 192V191H98V193L96 192V193H94V192ZM140 191V192H139ZM152 191V192H151ZM155 191V192H154ZM177 193H176V192ZM197 191V192H196ZM204 191V192H203ZM214 193H213V192ZM15 192V193H14ZM29 192V193H28ZM44 192V193H43ZM45 192H47L48 193V195L46 196L45 195ZM138 192V193H137ZM147 192V193H146ZM149 192V193H148ZM166 192V193H165ZM168 192V193H167ZM175 192V193H174ZM199 192V193H198ZM211 192H212V194H211ZM216 192V193H215ZM217 192H219V193H217ZM255 192L257 193L256 195V197H258V198H261V201H259L258 199H257V202H256V197H255ZM14 193V194H13ZM46 193V194H47ZM93 193H94V195H93ZM107 193V194H106ZM110 193H111V195H110ZM132 193V194H131ZM151 193V194H150ZM160 193V194H159ZM171 193H173V194H171ZM178 193H179V195H178ZM195 193V194H194ZM204 193H206V194H204ZM238 193V194H237ZM2 194L5 196L4 197V199H7L6 198V195L2 192ZM0 195V197L2 196L3 197V195ZM16 194V195H15ZM25 194V195H24ZM38 194H36V196L38 195ZM96 194L98 195L97 196V199H95L96 198ZM100 194H102V195H100ZM135 194V195H134ZM139 194V195H138ZM153 194V195H152ZM168 194V195H167ZM194 194V195H193ZM197 194L199 195V196H197ZM211 194V195H210ZM217 194V195H216ZM258 194H260V195H258ZM107 195H109V196H107ZM145 195H146V197H145ZM167 195V196H166ZM182 195H184V196H182ZM214 197H213V196ZM248 195V196H247ZM30 196V195H29ZM35 196V197H36ZM40 195H38V197H39ZM42 196H40V197H42ZM49 196V197H50ZM64 196H65V198H64ZM101 196V197H100ZM134 196V197H133ZM137 196V197H136ZM170 196V197H169ZM180 198H179V197ZM193 196H194V198H196V200L193 198ZM210 196H212V198L210 197ZM217 196H219V199L220 200H218V197ZM261 196V197H260ZM31 197V196H30ZM28 198V200H26V201H29L30 199H34V196H32L31 198ZM38 197H36V198H38ZM56 197V198H55ZM66 197H68V198H66ZM144 197V198H143ZM199 197V198H198ZM203 197H205V199L203 198ZM216 197V198H215ZM71 198V199H70ZM99 198H101V199H99ZM141 198V199H140ZM208 198V199H207ZM215 200H214V199ZM238 198V199H237ZM239 198L241 199V200H239ZM252 198H254V199H252ZM263 198V199H262ZM1 200V202H2V200H4V199H2V198H0ZM56 199V200H57ZM99 199V200H98ZM138 199H139V201H138ZM144 199V200H143ZM152 199V200H151ZM169 199V200H168ZM184 199V200H183ZM190 199V200H189ZM245 199V200H244ZM249 199H251L250 201H249ZM13 200V201H14ZM63 200V201H64ZM137 200V201H136ZM146 200V201H145ZM172 200V201H171ZM180 200V201H179ZM192 200H194V202L192 201ZM205 200V201H204ZM208 200V201H207ZM212 200V201H211ZM221 200H222V202H221ZM9 201H7L6 200V202H5V200L3 201V202H5L4 204H1L0 205V209H2V213H4L5 211H6V208H7V210H8V207L10 208V207H13V205L11 206L10 205V203H9ZM13 201H11V202H13ZM31 201H34V200H31ZM176 201L177 202H179V203H177L176 204ZM183 201V202H182ZM201 201V203H199ZM216 201V202H215ZM220 201V202H219ZM241 201L242 202H244V203H241ZM251 202V201H253V203L255 204H257L258 202V206L257 205H254L253 203V205L252 204H250L249 203V205H248V202ZM136 202V203H135ZM139 202V203H138ZM153 202V203H152ZM184 202L186 203V204H184ZM193 204H192V203ZM198 203V205H197V203ZM204 202L206 203V204H204ZM208 202V203H207ZM216 204H215V203ZM239 202V203H238ZM247 202V203H246ZM260 202H262V203H260ZM7 203L9 204V206L7 207ZM77 203V202H76ZM140 204V205H147L148 206V210L146 211H144V210H139L140 208V206L139 205H136V204ZM151 203V204H150ZM195 203V204H194ZM211 203V204H210ZM248 205H246V204ZM220 205V206H218V205ZM241 204V205H240ZM260 204V205H259ZM261 204H263V205H261ZM3 205H5V207L3 206ZM95 206L96 205V214H93L92 213V218H91V220L89 219V221L87 220V221H85L84 223H82V219H83V217H85V215H86V208H88V210H89V208L91 207V206ZM118 205H120V204H118ZM124 205V206H123ZM130 205V206H129ZM180 205V206H179ZM191 205V206H190ZM200 205V207H197V206H199ZM212 205V207H211V209H210V206ZM214 205V206H213ZM217 205V206H216ZM251 205L252 206H255V207H251ZM61 206V205H60ZM78 206H79V209H78ZM123 206V207H122ZM183 206V207H182ZM186 206H188V207H186ZM194 206V207H193ZM202 206V207H201ZM208 206V207H207ZM222 206H224V207H226V208H222ZM239 206H240V208H239ZM251 207V209L252 208H254L255 209V211H254V209L253 210H250L249 208ZM256 206H257V208H256ZM259 206H260V210H259ZM73 207H74V212H73ZM115 207V208H114ZM152 207V208H151ZM216 207H218V208H216ZM220 207V208H219ZM263 207V208H262ZM36 210H35V209ZM81 208V209H80ZM114 208V209H113ZM123 208V209H122ZM137 208H138V212H139V214H141V215H139V214H134V213H136V211H137ZM169 208V209H168ZM170 208H172L171 210H170ZM182 208H184L183 210H182ZM198 210H197V209ZM202 209V210H200V209ZM216 208V209H215ZM30 211H29V210ZM62 209H63V211H64V214H65V212H68L69 214H70V212L69 211H71L72 213L70 214V217H71V215L72 216H78L77 217V219L78 218H80L81 220H79L78 219V221L74 218V217H71L70 219L72 220V221H74V219L76 220V224L74 223V222H72L70 219H69V214H65L66 215V217H64V218H67L66 220H65V222L66 221H68L67 223H68V227H66V228H64L67 232H68V230H67V228H69V227H71V230L72 231H74L73 229H75V231L74 232H72L71 230H69L70 232H66V231H62V230H64L63 228H61V227H63V226H65V224H64V218H63V215H61L60 216V214H62ZM68 209H70V210H68ZM100 209V210H99ZM105 209H106V211H105ZM112 209V210H111ZM122 209V210H121ZM156 209V210H155ZM179 210L178 212H176L177 210ZM192 209V210H191ZM204 209V210H203ZM219 209H221V211L222 212H220V210ZM227 209V210H226ZM246 209L248 210V211H246ZM258 209V211L256 212V210ZM262 209V210H261ZM4 210V211H3ZM33 210V212L35 213L36 211H39L38 213L36 212L35 213V215H40V216H38L39 218L40 217H42V215H44L45 213H46V215L47 216H43V217H45V220L47 221V223L50 221V218L51 217H54V218H58V217H61L62 218V220H60L59 222H60V224H63L62 226L61 225H59L58 224V221L57 222H49V224L51 225V229H52V226H54V225H56L55 223H57V225L56 226H54L55 228H56V231L54 230L55 228L53 227V232H55L56 234H57V236H53V241H52V236H51V234L53 233V232H50L49 231V229L47 228V226L49 225V224H47V226L46 227H44V228H42V229H40V230H47V232L45 231V233H46V237H44V235H45V233L44 232H42V231H40L41 233H39L38 231L39 230H37V232L36 231H33L32 230V232L30 233V231L31 230H28L27 228H25L24 229V231H23V233H21L20 231H19V228H18V226H19V216L20 217H22V224L21 225H26L27 223H29L30 222V220L34 217V213L32 214L31 213V211ZM56 210H58V211H61L60 212V214H58L59 212L58 211H56ZM81 210V211H80ZM101 212H99V211ZM110 210H111V212H110ZM114 210H115V212H114ZM116 210H119L118 211V213L116 212ZM150 210H151V213H150ZM167 210H169V211H167ZM173 210V211H172ZM195 210V211H194ZM219 210V211H218ZM224 210H225V212H224ZM250 210V211H249ZM48 211V212H47ZM79 212V214H80V217H79V215H78V212ZM104 211H105V213H104ZM161 211V212H160ZM166 211L168 212V213H175L176 212V217L175 218H173V216L174 215H172V217L171 218H167V219H169V220H167V219H162L163 220V224H162V220L160 221V222H158L156 225H157V227H155L154 225L155 224H153V222H151L152 220L150 219L151 218V216H153L152 218H156V217H159V216H161L162 214H165L166 213ZM181 211V212H180ZM201 211V212H200ZM203 211V212H202ZM208 211H209V213H208ZM217 211V212H216ZM256 212V213H253V214H251L252 212ZM260 211L261 212H263L262 214L260 213ZM0 212V213H1ZM28 212V213H27ZM43 212V213H42ZM102 212H103V214H102ZM146 212H147V214H146ZM153 212H154V214H153ZM158 212H159V214H158ZM186 212H190V213H186ZM207 212V213H206ZM246 212V213H245ZM249 212H251L250 214H249V216L247 215ZM260 214H259V213ZM41 213H42V215H41ZM57 213V214H56ZM75 213L77 214V215H75ZM107 213H109V214H107ZM111 213V214H110ZM124 214V216H128L129 217V219L128 220H130L131 218H133V216H139V217H137V218H135L134 217V220H136V223H137V221L139 222V223H137V224H139V229H137L138 230V232H140V234L138 235V236H140V238H141V236H142V239L144 238H147V239H145V240H148L149 239V235H150V233H151V235L150 236H156L155 238H157V239H159L160 241L163 239V241L164 242H159L157 239H155V238H150L149 239V241H150V243H146V242H144L145 244V246L147 245V244H149L148 246L152 249H150L148 246H146L147 248H148V252L150 253V252H152V253H150V255H149V253L148 252H145L144 253V251L143 250H146L145 248L146 247H143L144 245L142 244L143 242H141V241H139L140 240V238L136 235V233L134 234V235H136V236H134V235H132V238H130L131 237V235L129 234V235H125L124 236V238L123 237H121L120 239H112L111 238V236H112V234H110V233H113V232H110V231H104V229H103V223H102V221H100V223L97 225V226H94V228L95 229H92L91 228V222H92V220L95 218V219H98V218H102L103 216H110L111 215V217H119V216H121L122 214ZM183 213V216L181 215ZM186 215H189L190 217L188 218V216H186ZM197 213V214H196ZM214 213V214H213ZM223 213H225V214H223ZM33 216H32V215ZM116 214V215H115ZM120 214V215H119ZM130 214V215H129ZM157 214V215H156ZM161 214V215H160ZM193 216H192V215ZM199 214V215H198ZM207 214V215H206ZM209 214V215H208ZM213 214V216H211V215ZM229 215V217H228V215ZM244 214H245V216H244ZM1 215V214H0ZM19 215V216H18ZM64 215V216H65ZM146 217V219L147 220H145V217ZM147 215H149L150 216V218H149V216H147ZM154 215H156V217H154ZM179 215H181V216H179ZM250 215H251V217H250ZM253 215V216H252ZM49 216V217H48ZM184 216H186L185 218L187 219V220H185V218H184V222L183 221H181V224H180V220H182L181 218H183ZM203 216V217H202ZM244 216V217H243ZM255 216V217H254ZM46 217H48V219L49 220H47L46 219ZM178 217H180V218H178ZM205 217V218H204ZM210 217H211V220H210ZM212 217H214V218H212ZM247 217H249L250 218V220H251V218L253 219L252 221H249L248 220V218ZM254 217V218H253ZM36 218V217H35ZM74 218V219H73ZM142 218H144V219H142ZM202 218V219H201ZM43 219V218H42ZM69 219V220H68ZM138 219V220H137ZM141 219V220H140ZM177 219V220H176ZM179 219V220H178ZM192 219V220H191ZM215 219V220H214ZM171 220V221H170ZM189 220V221H188ZM206 223V231H209V232H205L204 230H203V228L205 227V223H204V225H203V221ZM209 220V221H208ZM214 220V221H213ZM243 220L245 221V223L243 222ZM246 220H247V222H246ZM70 221L73 223V224H71V225H69L70 224ZM144 221V222H143ZM173 221V222H172ZM175 221H177V223L175 222ZM186 221V222H185ZM213 221V222H212ZM249 221V222H248ZM12 222H13V224H12ZM63 222V223H62ZM78 222H80V223H78ZM129 222H131V221H129ZM148 222V223H147ZM170 222H172L171 223V225H170ZM188 222V223H187ZM190 222V223H189ZM208 222H212L211 224H213V225H215V227L213 226V225H210ZM9 223H10V226H9ZM67 223H66V225H67ZM147 224V225H145V224ZM159 223H161L163 226H164V224H165V228L161 225V224H159ZM200 223L204 226H201L200 225ZM211 226H209L208 224ZM253 223H255V225L253 224ZM1 224H0V231L2 230V231H5V229H4V227L2 228V226H1ZM134 225L135 224V222H132V223H127L126 224V228H128L130 225ZM137 224H135V225H137ZM144 224V225H143ZM167 224H168V228H173V229H166L167 228ZM178 224V225H177ZM184 224H188L187 226L186 225H184ZM247 224V225H246ZM250 224V225H249ZM11 225H13V226H15V227H13L12 226V229H11ZM61 226V227H59V226ZM72 225H74L73 227H72ZM140 225H142V226H144V227H142V226H140ZM154 227L155 229H156V231H154L153 230V228L151 227ZM179 225H180V227H179ZM201 226V228H200V226ZM77 226V227H76ZM160 226V227H159ZM173 226H175V227H177V228H175V227H173ZM212 226L215 228V229H213L212 228ZM244 226V227H243ZM251 226V227H250ZM48 227H50V226H48ZM61 228L60 230H59V228ZM142 227V228H141ZM182 227H184L185 228V231H184V229H179V228H182ZM188 227V228H187ZM210 227V228H209ZM79 230H78V229ZM141 228V229H140ZM152 228V229H151ZM159 228H161V230L159 231V230H157V229H159ZM209 228V229H208ZM211 228H212V232H211ZM244 228V229H243ZM251 228H252V230H251ZM4 229V230H3ZM10 229V230H9ZM142 229H144V230H142ZM146 229V230H145ZM165 230L164 231V234L161 232L162 230ZM176 229H178V230H176ZM188 229V230H187ZM205 229V228H204ZM255 229V230H254ZM27 230L29 231V232H27ZM58 230V231H57ZM140 230V231H139ZM147 230H148V232H149V234H148V232H147ZM168 230V231H167ZM172 230H174L173 232H172ZM199 230H201V231H199ZM214 230V231H213ZM258 230V231H257ZM50 232V234H48L47 235V233H49ZM60 231H62L61 233H60ZM78 231V232H77ZM147 233H146V232ZM171 231V232H170ZM178 232V233H175V232ZM184 231V233H182ZM203 231V237L201 236V240L199 239V237H200V235H199V233L201 234V232ZM251 232V233H249V232ZM57 232H59V234L57 233ZM63 232H66L65 234L67 235V240H73L72 242H71V240L70 241H67V240H65V238L66 237H64V236H66V235H64V233ZM168 232H169V234H168ZM179 232H181L183 235L185 234H187V233H189V234H187L186 236H184V237H182L181 235V233H179ZM246 232V233H245ZM248 232V233H247ZM4 233L5 232H1V234H3L4 235ZM12 233V234H11ZM16 233V234H15ZM39 235V236H41L40 237V241L42 240V245L43 246H41L40 245V247H38L37 248V246H35V242H36V240L38 241V242H40L39 241V239H35L34 237L37 235V234ZM44 233V235L42 236L41 234H43ZM70 233H74V234H71L70 235ZM76 233H77V236H75L76 235ZM160 233H161V236H160ZM167 233V234H166ZM205 233H207L206 234V238L204 237V235H205ZM211 235H209V234ZM254 233H255V235H254ZM258 233V234H257ZM64 236H63V235ZM106 236H105V235ZM142 234V235H141ZM143 234H145V235H143ZM147 234H148V237H147ZM153 234V235H152ZM179 234H181V235H179ZM238 234V235H237ZM243 234H245V235H243ZM22 235V236H21ZM62 235V236H61ZM73 235V236H72ZM104 235V236H103ZM111 235V236H110ZM162 235H163V237L165 236V237H167V236H170V238L167 240V242H173L174 241V239H175V241H176V243L175 244H173L172 243V246L174 245V247L173 248H175V249H171L170 247H171V244H169L170 246H167L168 245V243L167 242H165V237L163 238L162 237ZM172 235V236H171ZM178 235V236H177ZM199 235V236H198ZM208 235L212 238L211 240L209 239V241H207L208 240ZM254 235V236H253ZM2 235H0V237H1ZM27 236V237H26ZM32 236V237H31ZM49 238H48V237ZM50 236H51V239H50ZM59 236V237H58ZM128 236H129V239H128ZM188 236V237H187ZM251 236V237H250ZM253 236V237H252ZM258 236L261 238H258ZM70 237V238H69ZM72 237H73V239H72ZM127 237V238H126ZM134 237V238H133ZM174 239H173V238ZM179 237V238H178ZM180 237L182 238V240H184V239H190V237H191V239H190V242L189 241H186V240H184V241H186L187 242V244L185 245V247H187L185 250L182 248L181 249V246H182V244L179 242V240H180ZM185 237H187V238H185ZM247 237V238H246ZM23 238V239H22ZM28 240V242H27V240ZM37 238H38V236H37ZM45 238H48V240L50 239V241H48V243H46L45 244V242H47V239H45ZM136 238V239H135ZM256 238V239H255ZM2 239H3V241H2ZM12 239H14V241L12 240ZM34 239H35V241H34ZM59 240V242L57 241V240ZM61 239V240H60ZM125 239V240H124ZM138 239V240H137ZM154 241V243L155 242H158V243H153V241ZM173 241H172V240ZM205 239H207L206 240V245L208 246L209 244V247H211V248H209V247H207L206 245H205V243H204V241H205ZM249 239V240H248ZM9 240H10V243H13L14 245H15V243H16V245L15 246H13V244H12V246L10 245V243H9ZM26 240V241H25ZM43 240L45 241L44 242V244H43ZM56 240V241H55ZM64 240V241H63ZM117 240V242H115ZM124 240V241H123ZM157 240V241H156ZM192 240V241H191ZM201 242H200V241ZM251 240V241H250ZM254 240V241H253ZM12 241V242H11ZM67 242V243H64V245L61 243V242ZM76 241V242H75ZM78 241V242H77ZM140 243H139V242ZM148 241V242H149ZM194 241H196V242H194ZM200 243H199V242ZM203 241V242H202ZM258 241H260V242H258ZM19 242V243H18ZM23 242H25V244L23 243ZM27 242V243H26ZM53 242L54 244H55V242H56V247L55 246H53L51 243ZM122 242V243H121ZM126 242V243H125ZM189 242V243H188ZM191 242H194L193 243V246H195V247H193L191 244ZM212 242V243H211ZM248 242H249V244H248ZM255 242V243H254ZM33 243V244H32ZM51 244L52 245V248H51V246L50 245H48V244ZM117 245H116V244ZM121 245H120V244ZM130 243V244H129ZM163 243V245L164 244H166L165 246H167V247H165V246H163V245H161ZM201 245V243L205 246H203V250H201L202 249V247L200 246L199 247V244ZM208 243V244H207ZM29 244V245H28ZM36 244H37V242H36ZM68 244H69V246H68ZM76 244V245H75ZM126 244V245H125ZM134 244V245H133ZM176 244H178V245H176ZM181 244V245H180ZM196 244H198V247L199 248H197V246H196ZM18 245H20V246H18ZM25 245H27V246H25ZM34 245V246H33ZM46 245L48 246V249H47V247H46ZM73 245H75L74 246V249H73ZM110 245V246H109ZM120 247H119V246ZM141 245V246H140ZM157 247H159V246H161L160 248H158V249H160V251L159 250H156L155 251V249L157 248ZM180 245V246H179ZM188 245H191V247L190 246H188ZM258 245V246H257ZM45 246V247H44ZM65 246V247H64ZM67 246V247H66ZM103 246H104V248H103ZM111 246H112V248H111ZM134 247V249H133V247ZM163 246V247H162ZM176 246V247H175ZM255 246V247H254ZM260 246H261V248H260ZM3 247H7V248H3ZM13 247V248H12ZM14 247H18L19 249V252H18V250L16 249V248H14ZM21 247V248H20ZM30 247H31V249L33 250V253H36V254H33L32 256H30V254H27V253H29V249H30ZM34 249H33V248ZM36 247V248H35ZM130 247V248H129ZM139 247L141 248V249H139ZM156 247V248H155ZM171 249V250H168L167 251V249H169V248ZM183 247V246H182ZM247 247H249V248H247ZM44 248H46L47 250L44 252ZM63 248V249H62ZM64 248H65V250H66V254H67V252H68V250H69V248H70V250H69V252H71V254L68 252V255H66L65 254V252H63V251H65L64 250ZM108 248V249H107ZM125 248V249H124ZM138 248V249H137ZM164 248V251L162 250ZM167 248V249H166ZM189 248H192L193 250H191V249H189ZM197 250H196V249ZM201 248V249H200ZM207 248L208 249H210V250H207ZM4 249H5V251H6V249H7V251L6 252H4ZM12 249V250H11ZM15 249V250H14ZM23 249H25V251H22ZM31 249H30V251H31ZM38 249V250H37ZM57 249H55V250H57ZM121 249H122V252H121V254L123 255V257L122 256H120V260L119 261H116V260H114L111 256L113 255L112 253H115L117 250H120L121 251ZM178 251H177V250ZM187 249H189V251L187 250ZM199 249V250H198ZM17 250V251H16ZM28 250V251H27ZM34 250L36 251V252H34ZM55 250H53V253H54V251ZM62 252H61V251ZM73 250V251H72ZM135 250V251H134ZM149 250H151V251H149ZM172 250H175V251H173L172 253L170 252V251H172ZM182 250V251H181ZM195 250V251H194ZM15 251V254L13 253ZM22 251V252H21ZM113 251H115V252H113ZM131 251V252H130ZM137 251V252H136ZM147 251V250H146ZM157 254H155L154 255V252ZM178 253H177V252ZM188 251V252H187ZM190 251H192V252H190ZM200 251L202 252V253H200ZM204 251L206 252V251H208V252H206L207 254H205L204 253ZM48 252H49V255H48ZM60 252V253H59ZM72 252L74 253V254H72ZM135 252V253H134ZM163 252H166L165 253V256H164V254H163ZM168 252H170V253H168ZM181 252V253H180ZM194 252H197V255H194ZM260 252H262V253H260ZM7 253V254H6ZM17 253V254H16ZM20 255H22L23 257H21V259H20V256H18L19 254ZM23 253H24V255H23ZM30 253H32V252H30ZM47 253V254H46ZM57 253H59V254H57ZM62 253H64L65 255H63ZM108 253V254H107ZM127 253V254H126ZM131 253V254H130ZM142 254V255H139V254ZM162 253V257H159L158 259H157V257H158V255L159 256H161L160 254ZM176 253V256H173L174 254ZM184 255H183V254ZM198 253H199V256H198ZM245 253V254H244ZM248 253H250V254H248ZM8 255V257H6V255ZM57 254V255H56ZM103 254V255H102ZM134 254V255H133ZM145 254V255H144ZM148 254V255H147ZM155 256V257H153L154 258V260H156L157 259V261L156 262H154V260H152L153 258L152 257H150V256ZM171 254V255H170ZM180 254H182L183 256H180ZM189 254V255H188ZM191 254V255H190ZM201 254V255H200ZM203 254V255H202ZM28 255H29V259L27 258L26 259V257H28ZM72 255V259H71V256ZM94 255V256H93ZM133 255V256H132ZM137 255L139 256V257H137ZM186 255V256H185ZM188 255V256H187ZM192 255H194V256H192ZM10 256H12V259H8V258H11ZM64 257V256H66V258H69L70 259V261L68 260V261H66L65 260V257L64 258H62V259H60V257ZM105 256V257H104ZM125 256V257H124ZM129 256H131V257H129ZM157 256V257H156ZM165 258H164V257ZM170 256H173V257H175L173 260H172V257H170ZM180 256V258H178ZM191 256V257H190ZM196 256V258H195V260H194V257ZM201 256H205V257H201ZM3 257V258H2ZM30 257H31V259H30ZM74 257V258H73ZM126 257H127V259H126ZM139 258V259H135V258ZM148 257H150V258H148ZM193 257V258H192ZM199 259H198V258ZM251 257H252V259H251ZM97 258V259H96ZM103 258H105V259H103ZM126 260H125V259ZM133 258L135 259V261L133 262ZM146 258V259H145ZM164 258V259H163ZM168 258L170 259V260H168ZM179 259V261H178V259ZM186 258H191V259H193V261H191V260H189V262H188V260L186 259ZM208 258V259H207ZM1 259L3 260V261H1ZM5 259V260H4ZM22 259H23V261H22ZM38 259V260H37ZM60 259V260H59ZM150 259V260H149ZM175 259H177V260H175ZM206 259V260H205ZM247 259V260H246ZM257 259H259V260H257ZM15 260V261H16ZM53 260V258H51V264H54V262L55 261H52ZM58 260H59V262H58ZM112 260V261H111ZM128 260H130V261H128ZM139 260V261H138ZM143 260V261H142ZM187 260V261H186ZM205 260V261H204ZM19 261V262H18ZM35 261V262H34ZM41 261H40V264H41ZM64 261H65V263H64ZM102 261V262H101ZM114 261H115V263H114ZM121 261V262H120ZM137 261V262H136ZM174 261V262H173ZM181 261V262H182ZM201 261H203V262H201ZM258 261H260V262H258ZM5 262V263H4ZM8 262V263H7ZM12 262V261H11ZM32 262H27V264L28 263H30V264H32ZM126 262V263H125ZM144 262V263H143ZM150 262V263H149ZM180 262V263H181ZM193 262V263H194ZM13 263H16V262H13ZM44 263H42V264H44ZM179 263V264H180ZM183 263V262H182ZM181 263V264H182ZM12 264V263H11ZM165 264V263H164Z\"/></svg>",
    "mask_w": 264,
    "mask_h": 264
},
{
    "label": "bare ground",
    "instance_id": "obj_2",
    "mask_svg": "<svg viewBox=\"0 0 264 264\" xmlns=\"http://www.w3.org/2000/svg\"><path fill=\"white\" fill-rule=\"evenodd\" d=\"M5 1H8V0H5ZM10 1H11V0H10ZM13 1H14V0H13ZM18 1H19V0H18ZM21 1H22V0H21ZM21 1H20V2H21ZM23 1H24V0H23ZM25 1H26V0H25ZM33 1H34V0H33ZM33 1H32V2H33ZM35 1H36V0H35ZM38 1H39V0H37L36 2L38 3ZM41 1H42V0H41ZM56 1H57V0H56ZM73 1H74V0H73ZM75 1H76V0H75ZM83 1H84V0H83ZM86 1L88 2V0H86ZM94 1H95V0H94ZM96 1H97V0H96ZM99 1L101 2V1H104V0H99ZM110 1H111V0H110ZM113 1H114V0H113ZM121 1H122V0H121ZM121 1H119V2H121ZM154 1H155V0H154ZM154 1H153V3H154ZM163 1H164V0H163ZM165 1L168 2L169 0H165ZM175 1H176V0H175ZM177 1H178V0H177ZM191 1H192V0H191ZM193 1H194V0H193ZM204 1H205V0H204ZM207 1H208V0H207ZM209 1H210V0H209ZM211 1H213L212 3H214L215 0H211ZM225 1H226V0H225ZM225 1H224V2H225ZM228 1H229V0H228ZM242 1H243V0H241L239 3H241ZM252 1H253V0H252ZM255 1H256V0H255ZM255 1H254V4H256V2H257V1L255 2ZM2 2H3V1H0L1 4H2ZM20 2H19V3H20ZM26 2H27V1H26ZM32 2H31V4H32ZM42 2H43V1H42ZM47 2H48V1H47ZM49 2H51V1L49 0ZM54 2H55V1H54ZM57 2L59 3V0H58ZM57 2H56V3H57ZM65 2H67V1H65ZM79 2H80V1H79ZM87 2H86V3H87ZM97 2H98V1H97ZM100 2H99V3H100ZM108 2H109V1H108ZM108 2H107V3H108ZM114 2H116V1H114ZM125 2H126V0H125ZM158 2H159V1H157V3H158ZM169 2H170V1H169ZM169 2H168V3H169ZM171 2H172V1H171ZM181 2H182V1H181ZM201 2H202V1H201ZM220 2H221V1H220ZM233 2H236V0L233 1ZM233 2H232V3H233ZM237 2H238V0H237ZM258 2H259V1H258ZM3 3H4V2H3ZM5 3H8V2H5ZM9 3H10V2H9ZM11 3H13V2H11ZM39 3H41V2H39ZM56 3H55V4H56ZM61 3H62V2H61ZM73 3H74V2H73ZM84 3H85V1H84ZM92 3H93V1H92ZM105 3H106V2H105ZM111 3H112V2H111ZM111 3H109L110 6H111ZM117 3H118V2H117ZM155 3H156V2H155ZM168 3H167V4H168ZM175 3H177V2H175ZM183 3H185V2H183ZM193 3H194V2H193ZM203 3H205V2H203ZM210 3H211V2H210ZM217 3H218V2H217ZM221 3H222V2H221ZM239 3H237V4H239ZM242 3H244V2H242ZM245 3H246V2H245ZM251 3H252V2H251ZM259 3H260V2H259ZM259 3H258V4H259ZM261 3H262V2H261ZM1 4H0V5H1ZM22 4L24 5V3H22ZM34 4L36 5L35 7H38V6H39V5L36 4L35 2H34ZM41 4H42V3H41ZM48 4H49V3H48ZM51 4H52V3H51ZM59 4H60V3H59ZM77 4H78V3H77ZM89 4H90V1H89ZM96 4H98V3H96ZM102 4H104V3H102ZM109 4H107V5H109ZM125 4H126V3H125ZM158 4H162V1H161L160 3H158ZM158 4H156V5H158ZM163 4H164V3H163ZM167 4L165 5V7L168 6ZM170 4H171V3H170ZM170 4H169V6H170ZM173 4H174V0H173ZM173 4H171V5H173ZM178 4H179V3H178ZM185 4H186V3H185ZM187 4H188V3H187ZM191 4H192V3H191ZM195 4H196V1H195L194 5H195ZM200 4H201V3H200ZM206 4H207V3H206ZM214 4H215V3H214ZM214 4H212V7L214 6ZM219 4H220V3H219ZM219 4H217V5H219ZM229 4L232 5L231 2H229ZM254 4H253V5H254ZM263 4H264V3H263ZM263 4H262V6H264ZM8 5H10V4H8ZM18 5H19V4H18ZM53 5H54V4H53ZM81 5H82V4H81ZM117 5L119 6V4H117ZM156 5H155V6H156ZM181 5H182V6L173 5V7H174V6H178V7H180V8H181V7L183 8V4H181ZM196 5H197V4H196ZM223 5H224V3H223ZM226 5H227V4H226ZM230 5H229V6H230ZM235 5H236V4H235ZM246 5H247V4H246ZM260 5H261V4H260ZM260 5H258V6H260ZM3 6H4V4H3ZM11 6H12V4H11ZM11 6H10V7H11ZM44 6H45V4H44ZM48 6H49V5H48ZM66 6H67V5H66ZM73 6H75V5H73ZM79 6H80V4H79ZM83 6H84V5H83ZM92 6L94 7L95 5L93 4ZM96 6L99 7V4L96 5ZM96 6H95V7H96ZM102 6H103V5H102ZM112 6H113V5H112ZM126 6L128 7V4H127ZM151 6H152V4H151ZM161 6H162V5H161ZM161 6H160V7H161ZM200 6H202V5H200ZM204 6H205V5H204ZM209 6H210V5H209ZM209 6H206V8L209 7ZM232 6H233V5H232ZM239 6H240V4H239ZM241 6H242V5H241ZM241 6H240V7H241ZM254 6H255V5H254ZM256 6H257V4H256ZM258 6H257V7H258ZM1 7H2V6H1ZM15 7H16V5H15ZM35 7H34V8H35ZM39 7H40V6H39ZM46 7H47V6H46ZM49 7L51 8L52 6L50 5ZM62 7H63V5H62ZM70 7H72V5H71ZM80 7H81V6H80ZM86 7L88 8V6L85 5V8H86ZM95 7H94V8H95ZM104 7H105V6H104ZM173 7H172V8H173ZM178 7H177V8H178ZM185 7H186V6H185ZM190 7H191V5H190ZM192 7H195V6H192ZM219 7H221V4H220ZM219 7H217V8H219ZM5 8L8 9L7 6H6ZM21 8H23V7L21 6ZM40 8H41V7H40ZM42 8H43V7H42ZM47 8H48V7H47ZM50 8H49V9H50ZM53 8H54V7H53ZM63 8H64V7H63ZM66 8H68V7H66ZM73 8H74V7H73ZM77 8H79V7H77ZM105 8H107V7H105ZM154 8H155V7H154ZM157 8H158V7H157ZM167 8H168V9H166V10L169 11V8H171V7H167ZM172 8H171V9H172ZM182 8H181V9H182ZM197 8H198V7H197ZM197 8H194V9L196 10ZM221 8H222V7H221ZM223 8L225 9V6H224ZM226 8H228V7H226ZM230 8H231V7H230ZM238 8H239V7H238ZM241 8H243V7H241ZM241 8H240V9H241ZM0 9H1V8H0ZM3 9H4V7H3ZM11 9H13V8H11ZM23 9H24V8H23ZM44 9H45V7H44ZM49 9H48V10H49ZM71 9H72V8H71ZM81 9H82V8H81ZM88 9H89V8H88ZM90 9H91V8H90ZM92 9H93V8H92ZM96 9H98V8L96 7ZM109 9H111V8L109 7ZM109 9H108V10H109ZM160 9H162V8H160ZM171 9H170V11H171ZM181 9H178V11H179V10L181 11ZM200 9H201V7H200ZM203 9H205V8H203ZM210 9H211V7H210ZM210 9H209V10H210ZM212 9H213V11H214L216 8H215V9L212 8ZM224 9H223V10L221 9V10H219V11H221V13H222V11H225ZM234 9H235V6H234ZM240 9H239V12H240ZM256 9H260V7L256 8ZM261 9L263 10L262 7H261ZM261 9L258 10V12H260ZM5 10H6V9H5ZM19 10H20V9H19ZM24 10H25V9H24ZM52 10H53V9H52ZM65 10H66V9H64L63 11H65ZM69 10H70V9H69ZM69 10H68V11H69ZM75 10L77 11V9H75ZM100 10H101V9H100ZM108 10H107V11H108ZM127 10H129V9L127 8ZM127 10L125 11L126 14H127V12H128ZM163 10H165V9H163ZM166 10H165V11H166ZM174 10H175V7H174L173 11H174ZM186 10H187V7H186ZM207 10H208V9H207ZM236 10H237V9H236ZM241 10H242V9H241ZM6 11H7V10H6ZM20 11H21V10H20ZM29 11H30V10H29ZM40 11H41V10H40ZM42 11H43V10H42ZM50 11H51V9H50ZM54 11H55V10H54ZM56 11H57V10H56ZM59 11H60V9H59ZM59 11H58V14H57V15H59ZM63 11H62V13H63ZM78 11H80V10H78ZM78 11H77V12H78ZM86 11H87V10H85V12H86ZM93 11H94V10H93ZM97 11H98V10H97ZM104 11H105V9L103 10V12H104ZM107 11H106V18H107V14H109V12L107 13ZM122 11H124V10H122ZM155 11L157 12V10H155ZM165 11H164V12H165ZM170 11H169V12H170ZM173 11H171V13H172ZM178 11H177V13H175V14L179 15V14H182V13H183V12H182V13H179V14H178ZM183 11H185V10H183ZM187 11H188V10H187ZM187 11H186V12H187ZM189 11H191V8H190ZM205 11H206V9H205ZM232 11H233V10H232ZM232 11H231V12H232ZM0 12H1V11H0ZM13 12H17V11H13ZM21 12H23V11H21ZM27 12H28V11H27ZM27 12H26V13H27ZM43 12L46 13L47 11H43ZM43 12H42V13H43ZM60 12H61V11H60ZM66 12H67V11H66ZM66 12H65V13H66ZM70 12H72V11L70 10ZM83 12H84V11H83ZM95 12H96V10H95L93 13H95ZM103 12H102V13H103ZM111 12H112V10H111ZM111 12H110V14H111ZM166 12H167V11H166ZM196 12H197V11H196ZM198 12L200 13V11H198ZM198 12H197V13H198ZM203 12H204V11H203ZM208 12H209V11H208ZM208 12H207L206 14H209V13H210V12H209V13H208ZM215 12H216V11H215ZM229 12H230V10H229ZM233 12H234V11H233ZM235 12L237 13L238 11H235ZM239 12H238L236 15H238ZM241 12H242V11H241ZM243 12H244V11H243ZM2 13H3V12H2ZM5 13H7V12H5ZM5 13H4V15H5ZM28 13H29V12H28ZM39 13H40V12H39ZM53 13H55V12H53ZM72 13H73V12H72ZM80 13H81V12H80ZM86 13H87V15H84V13H83V15H84V16H87V19H88V16H89V15H88V12H86ZM86 13H85V14H86ZM90 13H91V12H90ZM113 13H114V12H113ZM147 13H148V12H147ZM162 13H163V12H162ZM162 13L160 12V14H162ZM184 13H185V12H184ZM184 13H183V15H184ZM191 13H193V11H191ZM197 13H196V14H197ZM221 13H220V15H221ZM224 13H225V12H224ZM253 13H254V12H253ZM256 13H257V12H256ZM256 13H255V14H256ZM261 13H262V11H261ZM9 14H10V12H9ZM9 14H8V15H9ZM17 14H19V13H17ZM21 14H22V13H21ZM23 14H24V12H23ZM40 14H41V13H40ZM49 14H51V13H49ZM67 14H68V13H67ZM67 14H65V15H67ZM70 14H71V13H70ZM75 14H76V12H75L73 15H75ZM77 14H78V13H77ZM77 14H76V15H77ZM95 14H96V13H95ZM103 14H104V13H103ZM103 14H101V15H103ZM154 14H155V13H154ZM156 14H157V13H156ZM165 14H166V13H165ZM167 14H168V13H167ZM167 14H166V15H167ZM175 14H174V16H175ZM187 14H189V13H187ZM227 14H228V13H227ZM229 14H231V13H229ZM240 14H241V13H240ZM242 14H243V13H242ZM242 14H241V16H242ZM259 14H260V13H259ZM259 14H258L256 17H258ZM1 15H2V14H1ZM12 15H13V14H12ZM26 15H27V14H26ZM34 15H35V14H34ZM41 15H42V14H41ZM52 15H53V14H52ZM62 15H63V14H62ZM62 15L60 14V16H58V17L62 18ZM104 15H105V14H104ZM104 15H103V16H104ZM151 15H152V14H151ZM166 15H165V16H166ZM168 15H169V14H168ZM177 15H176V17H177ZM191 15H193V14H191ZM194 15H195V14H194ZM203 15H205V14H203ZM209 15H210V14H209ZM215 15H216V14H215ZM217 15H218V14H217ZM217 15H216V16H217ZM222 15H223V14H222ZM261 15L263 16V14H261ZM38 16H40V15H38ZM47 16H48V15H47ZM55 16H56V13H55ZM55 16H51V17L53 18V20H55V18H54ZM91 16H95V15H92V14H91ZM122 16H123V15H122ZM129 16H130V15H129ZM132 16H133V15H132ZM152 16H153V15H152ZM158 16H159V15H158ZM163 16H164V15H163ZM165 16H164V17H165ZM179 16H180V15H179ZM186 16H187V15H186ZM189 16H190V15H189ZM189 16H187L188 19H191ZM198 16H199V15H198ZM224 16H225V14H224ZM226 16H227V15H226ZM230 16H231V15H230ZM233 16H234V14H233ZM233 16H232V17H233ZM1 17H3V16H1ZM13 17H14V16H13ZM22 17H23V16H22ZM22 17H19V18L22 20ZM32 17H33V16H32ZM44 17H45V16H44ZM58 17H56V19H57ZM69 17H70V16H69ZM73 17H74V16H73ZM73 17H72V18H73ZM95 17H96V16H95ZM98 17H99V16H98ZM108 17H109V15H108ZM138 17H139V19H140V16H139V15H138ZM167 17H168V16H167ZM167 17H166V18H167ZM172 17H173V15H172ZM180 17H181V16H180ZM182 17H184V16H182ZM205 17L207 18L208 16H205ZM209 17H210V16H209ZM221 17H222V16H221ZM227 17H228V16H227ZM227 17H225V18H227ZM237 17H240V15H238V16H236V17L234 16V19L237 20ZM247 17H248V16H247ZM259 17H260V16H259ZM263 17H264V16H263ZM263 17H262V18H263ZM5 18H7V17H5ZM15 18H16V16H15ZM26 18H27V16H26ZM33 18H34V17H33ZM37 18H38V17H37ZM41 18H42V16H41ZM41 18H40V19L38 18V19L41 20ZM49 18H50V17H49ZM67 18H68V16H67ZM67 18H66V16L64 17V19H67ZM74 18H75V19L78 18V15H77V17H74ZM82 18H83V17H82ZM102 18H103V17H102ZM113 18H114V17H112V19H113ZM131 18H132V17H130V20H135V19H136V17H135V19H131ZM133 18H134V17H133ZM158 18H159V17H158ZM166 18H164V19H166ZM169 18H170V17H169ZM177 18H178V21L181 20L182 22H183L182 19H185V18H182V19L180 18V19H179V17H177ZM199 18H200V17H199ZM212 18H215V17H212ZM228 18H230V17H228ZM2 19L4 20V17H3ZM16 19H17V18H16ZM16 19H15V20H16ZM35 19H36V18H35ZM78 19H79V18H78ZM78 19H77V20H78ZM83 19H84V18H83ZM92 19H93V18H92ZM104 19H105V18H104ZM110 19H111V17H110ZM110 19H109V20H110ZM112 19H111V20H112ZM126 19H127V18H126ZM147 19H148V18H147ZM156 19H157V17H156ZM162 19H163V18H161L160 20H162ZM167 19H168V18H167ZM174 19H175V18H174ZM194 19H195V18H194ZM203 19H204V18H203ZM215 19H216V18H215ZM252 19L255 20V19H256L255 16H254V18L252 17ZM6 20H7V19H6ZM32 20H34V19H32ZM49 20H50V19H49ZM51 20H52V19H51ZM59 20H60V19H59ZM67 20H68V19H67ZM67 20H66V22H67ZM79 20H81V19H79ZM79 20H78V22H80ZM95 20H96V19H95ZM98 20H101V19H98ZM136 20L138 21V19H136ZM169 20H170V19H168V21H169ZM172 20H173V19H172ZM175 20H176V19H175ZM185 20H187V19H185ZM192 20H193V18H192ZM208 20H210V18H209ZM217 20H218V19H217ZM245 20H246V19H245ZM253 20H252V21H253ZM261 20H262V19H261ZM261 20H259V21H261ZM7 21H9V20H7ZM7 21H6V23H7ZM13 21H14V19H13ZM23 21H25V20H23ZM29 21H30V19H29ZM29 21H26V22H29ZM36 21H37V20H36ZM43 21L45 22L44 19H43L41 22H43ZM46 21H48V18H47ZM55 21L58 22L57 20H55ZM83 21L85 22L86 20H83ZM87 21H88V20H87ZM90 21H91V20H90ZM90 21H89V22H90ZM93 21H94V19H93ZM124 21H125V20H124ZM137 21H136V22H137ZM149 21H151V20H149ZM181 21H180V22H181ZM187 21H189V22L191 23L190 20H187ZM196 21H197V20H196ZM199 21L202 22V20H199V19H198L197 22H199ZM206 21H207V20H206ZM222 21H223V20H222ZM224 21H225V19H224ZM224 21H223V22H224ZM227 21H230V20H227ZM233 21H235V20H233ZM248 21L251 22V20H249V19H248ZM263 21H264V19H263ZM263 21H261L260 23H262ZM0 22L2 23V20H0ZM17 22H20V20H19V21L17 20ZM32 22H34V21H32ZM41 22H40V23H41ZM53 22H54V21H53ZM56 22H55V23H56ZM71 22H72V21L69 22V20H68L67 24L69 23V24L71 25V24L74 22V20H73L72 23H71ZM109 22H110V21H109ZM113 22H114V24H116L114 20H113ZM113 22H112V23H113ZM129 22H130V21H129ZM136 22H135V23H136ZM143 22H144V19H143ZM151 22H152V21H151ZM159 22H160V21H159ZM164 22H165V20H164ZM169 22H171V21H169ZM173 22H174V24H175L176 21L173 20ZM182 22H181V23H182ZM189 22H188V23H189ZM212 22H213V21H212ZM212 22L210 21L209 23H212ZM218 22H219V21H218ZM223 22H222V23H223ZM225 22H226V21H225ZM225 22H224V25H226ZM230 22H231V21H230ZM230 22H228V23L226 22V23L228 24V26L230 25V24H229ZM255 22H256V21H255ZM255 22H254V23H255ZM4 23H5V22H4ZM20 23H21V22H20ZM24 23H25V22H24ZM30 23H31V22H30ZM91 23H92V22H91ZM99 23H100V22H99ZM105 23H107V22H105ZM126 23H127V21H126ZM144 23H145V22H144ZM148 23H150V22H148ZM156 23H157V22H156ZM167 23H168V22H167ZM188 23L186 22V24H188ZM193 23H194V22H193ZM205 23H206V22H205ZM209 23H208V25H210ZM216 23H217V22L215 21V24H216ZM222 23H219V24H222ZM232 23L235 24L234 22H232ZM248 23H249V22H248ZM254 23L252 22V24H254ZM7 24H8V23H7ZM10 24H11V23H10ZM14 24H16V23L14 22ZM25 24H26V23H25ZM33 24H34V23H33ZM41 24H42V23H41ZM44 24H45V23H44ZM63 24H64V23H63ZM67 24H66V25H67ZM101 24H102V23H101ZM117 24H119V23H117ZM150 24H152V23H150ZM153 24H154V23H153ZM153 24H152L151 26H153V28H154L155 24H154V25H153ZM158 24L160 25V23H158ZM158 24H157V25H158ZM162 24H163V22H162ZM174 24H172V22H171V25H172V26H173ZM178 24H179V23L177 22V26L180 25V24H179V25H178ZM184 24H185V23H183L182 26H183ZM199 24H200V22H199ZM201 24H202V23H201ZM212 24H213V23H212ZM212 24H211V25H212ZM252 24L250 23L249 25L253 26ZM257 24H258V23H257ZM257 24H256V26L259 25V24H258V25H257ZM262 24H263V25H261V26H264V23H262ZM11 25H12V24H11ZM26 25H27V24H26ZM34 25H35V24H34ZM34 25H33V27H34ZM73 25H74V23H73L71 26H73ZM75 25H76V24H75ZM75 25H74V27H76ZM78 25L80 26V23H77V26H78ZM82 25H83V24H82ZM82 25H81V26H82ZM90 25H91V24H90ZM93 25H94V24H93ZM96 25H97V24H96ZM108 25H109V24H108ZM123 25H124V24H123ZM134 25H135V24H134ZM137 25H138V24H137ZM143 25H144V24H143ZM164 25H165V24H164ZM188 25H189V24H188ZM203 25H204V24H203ZM216 25H217V24H216ZM216 25H215V26H216ZM222 25H223V24H222ZM224 25H223V27H224ZM247 25H248V24H247ZM0 26H1V25H0ZM4 26H5V24H4ZM8 26H9V25H8ZM13 26H14V25H13ZM13 26H12V27H13ZM17 26H18V25L16 24L15 27H17ZM28 26H29V23H28ZM28 26H26V27H28ZM35 26H36V25H35ZM40 26H42V25H40ZM58 26H59V25H58ZM58 26H57V27H58ZM68 26H69V25H68ZM79 26H78V27H79ZM97 26H98V25H97ZM128 26H129V25H128ZM130 26H132V24H130ZM161 26H162V25H161ZM165 26L168 28L167 25H165ZM172 26H171V29H172ZM177 26H175V28H177ZM180 26H181V25H180ZM189 26H190V25H189ZM189 26H188V27H189ZM199 26H200V25H199ZM234 26H235V25H234ZM251 26H250V27H251ZM261 26H259V27H261ZM18 27H19V26H18ZM33 27H32V28H33ZM36 27H37V26H36ZM46 27H47V26H46ZM61 27L63 28V26H61ZM78 27H76V28H77V31H78ZM89 27H91V26H89ZM95 27H96V26H95ZM100 27H102V25H101ZM100 27H99V28H100ZM107 27H108V26H107ZM113 27H117V26H113ZM148 27H149V26H148ZM166 27H164L165 29H163V30H164V31H165V30H166V31H169V30L166 29ZM173 27H174V26H173ZM184 27H185V26H184ZM184 27H183V28H184ZM186 27H187V26H186ZM186 27H185V28H186ZM190 27H192V24H191ZM190 27H189V28H190ZM195 27H196V26H195ZM201 27H202V26H201ZM207 27H208V26H207ZM209 27H212V26H209ZM216 27H217V30H218V27H219V26L217 25ZM216 27H214L215 30H216ZM253 27L255 28V26H253ZM29 28H30V27H29ZM32 28H30V29H32ZM44 28H45V27H44ZM68 28H69V27H68ZM71 28H72V27H71ZM99 28H98V30H99ZM102 28H103V27H102ZM119 28H121V27H119ZM119 28H118V29H119ZM123 28H125V29L127 30V27H124V26H123ZM141 28H142V27H141ZM153 28H152V29H153ZM162 28H163V27H162ZM179 28H180V27H179ZM179 28H178V29H179ZM189 28H188V30L191 29V28H190V29H189ZM220 28H222V27H220ZM229 28L231 29V26H230ZM232 28H233V26H232ZM248 28H249V26H248ZM248 28H247V29H248ZM254 28H253V29H254ZM261 28H262V27H261ZM261 28H260V29H261ZM3 29H5V28H3ZM7 29H8V28H7ZM17 29H18V28H17ZM21 29H23V30L25 29V31H26V30L28 31V29H26V28H21ZM35 29H36V28H35ZM35 29H34V31H35ZM37 29H38V28H37ZM37 29H36V31H37ZM39 29H40V28H39ZM45 29H46V28H45ZM59 29H60V28H59ZM72 29H74V28H72ZM72 29H70V31H71ZM82 29H83V28H82ZM85 29H86V28H85ZM89 29H90V28H89ZM89 29H88V30H89ZM95 29H96V28H95ZM95 29H94V30H95ZM108 29H109V28H108ZM115 29H116V28H115ZM115 29H114V31H115ZM129 29H130V28H129ZM129 29H128V31H129ZM135 29H137V28H135ZM135 29H133V30H135ZM139 29H140V28H139ZM149 29H150V27H149ZM155 29H161V28H158V27L156 28V27H155ZM173 29H174V28H173ZM196 29H197V28H196ZM198 29H199V28H198ZM200 29H201V28H200ZM208 29L210 30V28H208ZM212 29H213V27H212ZM227 29H228V28H227ZM230 29H229V30H230ZM255 29L257 30V28H255ZM255 29H254V30H255ZM258 29H259V28H258ZM260 29H259V30H260ZM32 30H33V29H32ZM60 30H61V32H62V29H60ZM65 30H68V29L66 28V29H64V31H65ZM104 30H105V29H104ZM112 30H113V29H112ZM112 30H111V32L113 33ZM121 30H122V29H121ZM146 30H147V28H146V29L144 28V31H145V32H146ZM175 30H176V29H175ZM181 30H182V33H184L185 31H183V30H186V29H180L179 31H181ZM215 30H214V32H215ZM256 30H255V31H256ZM262 30H263V28H262L260 31H262ZM1 31H2V30H1ZM4 31H5V30H4ZM13 31H14V30H13ZM20 31H21V30H20ZM27 31H26V33L28 34L30 30H29L28 32H27ZM41 31H42V29H41ZM64 31H63V32H64ZM70 31H69V33H70ZM72 31L74 32V30H72ZM79 31H80V30H79ZM91 31H92V30H91ZM106 31H108V30H106ZM122 31H123V32H126V33L128 32V31H125L124 29H123ZM151 31H152V30H151ZM160 31H162V30H160ZM164 31H163V32H164ZM179 31H178V35H179ZM190 31H191V30H190ZM195 31H196V30H195ZM195 31H194V32H195ZM198 31H199V30H198ZM198 31H197V32H198ZM202 31H203V30H202ZM202 31H201V33H202ZM219 31L221 32V29H220ZM223 31H224V29H223ZM223 31H222V32H223ZM231 31H232V30H231ZM242 31L244 32V28H242ZM250 31H251V29L249 30V32H250ZM6 32H7V31H6ZM9 32H10V31H9ZM16 32H17V31H16ZM22 32H24V31H22ZM30 32H32V31H30ZM37 32H38V31H37ZM37 32H35V33H37ZM46 32H47V31H46ZM46 32H42V33L44 34V33H46ZM63 32H62V35H63ZM82 32H83V31H82ZM85 32H87V31H85ZM92 32H93V31H92ZM94 32H95V31H94ZM94 32H93V33H94ZM98 32H99V31H98ZM116 32H118V31L116 30ZM116 32H115V33H116ZM120 32H121V31H120ZM129 32H130V31H129ZM139 32H141V31H139ZM145 32H144V33H145ZM157 32H158V31H157ZM169 32L174 33L175 31H174V32H173V31H169ZM187 32H188V31H187ZM187 32H185V33H187ZM194 32H193V31L191 32V33H193L192 36H193V35H196V34H194ZM203 32H204V31H203ZM211 32H212V31H209L210 34H211ZM214 32H213V33H214ZM222 32H221V33H222ZM257 32L259 33L258 30H257ZM0 33H1V32H0ZM67 33H68V32H67ZM75 33H76V31H75ZM80 33H81V32H80ZM83 33H84V32H83ZM88 33H89V32H88ZM95 33H96V32H95ZM105 33H106V32H105ZM105 33H103V35H104ZM115 33H113V34H115ZM126 33H124V34L121 33V34L126 35ZM136 33H137V31L134 33L133 36H135ZM142 33H143V31H142ZM142 33H141V34H142ZM154 33H155V31H154ZM182 33H180V34H182ZM185 33H184V34H185ZM191 33H189V34H191ZM216 33H217V32H216ZM216 33H215V38H217V36L219 35V34L217 35ZM225 33H226V32H223V34H225ZM228 33H229V32H228ZM240 33H242V32H240ZM246 33H247V32H246ZM251 33H252V31H251ZM251 33H250V34L247 33L246 35H248V34L251 35ZM261 33H262V32H261ZM263 33H264V32H263ZM263 33H262V34H263ZM2 34H3V33H1V35H0V38H1L0 40L3 39V38L1 37ZM12 34H13V33H12ZM19 34H20V32H19ZM38 34H39V33H38ZM40 34H41V33H40ZM40 34H39V35H40ZM71 34H72V33H71ZM90 34H91V33H90ZM117 34H118V33H117ZM145 34H146V33H145ZM145 34H143L142 37H140V34H138V36H139V38L141 39V38H143L144 36H146V35L148 34V32H147L146 35H145ZM169 34H170V33H169ZM174 34H177V33H174ZM184 34H182V37H183ZM189 34H188V35H189ZM197 34H198V33H197ZM199 34H200V33H199ZM226 34H227V33H226ZM229 34H230V33H229ZM255 34H257V33L255 32ZM255 34H254V35H255ZM262 34H261V35L258 34V35H260V36L262 37L261 39H264V35H262ZM25 35H26V34H25ZM36 35H37V34H36ZM36 35H35V36H36ZM39 35L36 36V37L34 36V37H35L36 39H38V38L40 37ZM72 35H73V38H75L74 36H76V35L79 36L80 34L78 35V34L76 33V35H75V34L73 33ZM84 35H85V34H84ZM84 35H83L82 37H84ZM95 35L99 37L98 34H95ZM101 35H102V34H100V36H101ZM127 35H128V33H127ZM160 35H161V33H160ZM166 35H167V33H166ZM178 35H176V36H178ZM200 35H201V34H200ZM202 35H203V34H202ZM227 35H228V34H227ZM227 35H225V36H227ZM252 35H253V33H252ZM252 35H251V36H252ZM254 35H253V37H258V36H254ZM26 36H29V35H26ZM41 36L45 37V36H47V35L44 34V35H41ZM64 36H65V35H64ZM89 36H90V35H89ZM108 36H109V35H108ZM113 36H114V35H113ZM138 36H137V37H138ZM148 36H150V35L148 34ZM151 36H152V35H151ZM167 36H168V35H167ZM170 36H172V35H169V37H170ZM174 36H175V35H174ZM179 36H180V35H179ZM211 36H212V34H211ZM222 36H223V35H222ZM251 36H249V37H251ZM5 37H7V36H5ZM12 37H13V36H12ZM12 37H10V38L12 39ZM15 37H16V36H15ZM24 37H25V36H24ZM30 37H31V36H30ZM34 37H33V38H34ZM80 37H81V35H80ZM106 37H107V36H106ZM117 37H118V36H117ZM119 37H120V36H119ZM119 37H118V38H119ZM123 37H124V36H123ZM123 37H122V38H123ZM137 37H136V38H137ZM161 37H162V36H161ZM184 37H185V35H184ZM189 37H190V36H189ZM193 37H195V36H193ZM193 37L191 38V41L195 42L194 39H193ZM196 37H198V36H196ZM196 37H195V38H196ZM203 37H204V35H203ZM203 37H202V38H203ZM223 37H224V36H223ZM245 37H246V36H245ZM249 37H248V38H249ZM13 38H14V37H13ZM45 38H46V37H45ZM48 38H49V36L47 37V39H48ZM62 38H63V37H62ZM65 38H66V37H65ZM68 38H69V37H68ZM68 38H67V40H68ZM87 38H88V37H87ZM94 38H95V37H94ZM99 38H100V37H99ZM122 38H120V39H122ZM132 38H133V37H132ZM144 38H145V37H144ZM146 38H149V37H146ZM146 38H145V39H146ZM150 38H152V37H150ZM163 38H164V37H163ZM166 38H167V37H166ZM177 38H179V37H177ZM177 38L175 37L176 40H177ZM180 38H181V36H180ZM180 38H179V39H180ZM186 38H187V37H186ZM198 38H200V37H198ZM198 38H197V39H198ZM213 38H214V37H213ZM213 38H212V39H213ZM231 38H232V37H231ZM248 38L246 37V39H248ZM258 38H259V37H258ZM6 39H7V38H6ZM6 39H5V40H6ZM18 39H21V38L18 37ZM28 39H29V38H28ZM31 39H32V37H31ZM39 39H40V38H39ZM39 39H38V40H39ZM47 39H46V40H47ZM50 39H51V38H50ZM71 39H72V37L70 38V41H71ZM82 39H83V38H81V40H82ZM100 39H101V38H100ZM123 39H124V38H123ZM127 39H128V38H127ZM130 39H131V38H130ZM140 39H139V40H140ZM167 39H169V38H167ZM188 39H189V38H188ZM204 39H205V38H204ZM210 39H211V38H210ZM219 39H220V35H219ZM221 39H222V38H221ZM15 40L17 41V45H18L19 41H18L17 39H14V41H15ZM29 40H30V39H29ZM41 40H43V39H41ZM46 40H45V41H46ZM63 40H64V39H63ZM67 40H65V41H67ZM91 40H92V38H91ZM103 40H104V39H103ZM132 40H133V39H132ZM134 40H135V37H134ZM147 40H148V39H147ZM150 40H151V39H150ZM162 40H164V39H162ZM173 40H174V38H173ZM216 40H218V39H216ZM216 40H215V41H216ZM222 40L225 41V39H222ZM257 40L259 41L260 39H257ZM257 40H256V41H257ZM14 41H13V43H14ZM16 41H15V42H16ZM23 41H24V40H23ZM70 41H69V42H70ZM72 41H74V40L72 39ZM77 41H79V40H77ZM88 41H89V40H88ZM92 41H96V39H95V40H92ZM118 41H119V39H118ZM125 41H126V40H125ZM136 41H137V40H136ZM145 41H146V40H145ZM148 41H149V40H148ZM180 41H182V39H180ZM184 41H185V40H184ZM184 41H183V42H184ZM191 41H190V43H189V46L193 47L192 45H190V44H191ZM201 41L204 42L203 39H201ZM201 41H200V42H201ZM220 41H221V40H220ZM220 41H219V42H220ZM224 41H222V42H224ZM247 41H253V38L251 37V40H247ZM256 41H255V42H256ZM261 41H262V40H260V43L262 44V42H264V41H262V42H261ZM8 42H10V41H8ZM56 42H57V41H55V43H56ZM63 42H64V41H63ZM63 42L60 43V41H59L60 44H62ZM67 42H68V41H67ZM122 42H123V41H122ZM131 42H132V41H131ZM133 42H134V41H133ZM142 42H143V41H142ZM142 42H140V43H142ZM152 42H153V41H149L148 43L152 45ZM160 42H161V41H160ZM163 42H164V41H163ZM174 42H175V40H174ZM183 42H182V44H183ZM186 42L188 43V41H186ZM200 42H199V43H200ZM209 42H211V41H209ZM209 42L207 41V43H209ZM213 42H214V41H213ZM219 42H218V44H219ZM1 43L4 44V43H5L4 40H3V42H1ZM1 43H0V44H1ZM6 43H7V42H6ZM11 43H12V41H11ZM50 43L53 44L54 42H50ZM50 43H48V45H49ZM70 43H71V42H70ZM70 43H69V44H70ZM74 43H75V42H74ZM74 43H73V44H74ZM76 43H77V42H76ZM79 43H80V41H79ZM85 43H86V42H85ZM120 43H121V42H120ZM124 43H125V42H124ZM135 43H136V42H135ZM164 43H165V42H164ZM164 43H163V44H164ZM166 43H167V42H166ZM166 43H165V45L167 46ZM168 43L171 44L170 39H169V42H168ZM178 43H179V42H178ZM246 43H247V42H246ZM14 44H15V43H14ZM19 44H20V43H19ZM60 44H59V45H60ZM71 44H72V43H71ZM106 44H107V42H106ZM112 44H113V43H112ZM138 44H139V43H138ZM142 44H143V43H142ZM149 44H148V45H149ZM169 44H168V45H169ZM176 44H177V43H176ZM185 44H186V43H185ZM192 44L194 45V43H192ZM196 44H198V43L196 42ZM211 44H212V43H211ZM211 44H210V45H211ZM220 44H222V43H220ZM220 44H219V45H220ZM244 44H245V43H244ZM252 44H254V41L252 42ZM252 44H249V45H252ZM257 44H258V43H257ZM257 44H256V45H257ZM263 44H264V43H263ZM9 45H10V44H9ZM9 45H7V46H9ZM22 45H23V44H22ZM22 45H19V47H21ZM25 45H26V43H25ZM46 45H47V44H46ZM50 45H51V44H50ZM56 45H57V43H56ZM56 45H55V46H56ZM63 45H65V44H63ZM88 45H89V44H88ZM92 45H93V44H92ZM92 45H91V47H92ZM102 45H105V44H102ZM130 45H131V44H130ZM133 45H134V44H133ZM136 45H137V44H136ZM145 45L148 46L147 44H145ZM165 45H163V46H165ZM174 45H175V44H174ZM179 45H180V43H179ZM200 45H201V43H200ZM200 45H199V46H200ZM208 45H209V44H208ZM210 45L207 46L206 43H205V46H207V47H211ZM237 45H238V44H237ZM0 46H1V45H0ZM51 46H52V45H51ZM51 46H50V47H51ZM53 46H54V45H53ZM53 46H52V47H53ZM55 46H54V47H55ZM69 46H70V45H69ZM69 46H68V47H69ZM72 46H73V45H72ZM89 46H90V45H89ZM119 46H120V45H119ZM128 46H129V45H128ZM128 46H127V47H128ZM149 46H150V45H149ZM156 46H157V45H156ZM161 46H162V45H161ZM172 46H173V45H172ZM172 46H171V47H172ZM176 46H177V45H176ZM201 46H202V47H200V48L203 49V46H204V45L202 44ZM215 46H216V45H215ZM240 46H242V44H241ZM246 46H247V45H246ZM259 46L262 47V45H259ZM259 46H258V47H259ZM23 47H24V46H23ZM29 47H30V46H29ZM47 47H48V46H47ZM47 47H46V48H47ZM50 47H49V48H50ZM65 47H66V46H65ZM79 47H80V45L78 46V48H79ZM84 47H85V46H84ZM87 47H88V46H87ZM96 47H97V46H96ZM103 47H104V46H103ZM107 47H108V46H107ZM121 47H122V46H121ZM143 47H144V46H143ZM152 47H153V46H152ZM174 47H175V46H174ZM185 47H186V45H184V46H183V49H181V50L183 51V50L185 49ZM195 47H198V46L195 45ZM195 47H194V48H195ZM212 47H213V45H212ZM222 47H223V45H222ZM238 47H239V46H238ZM243 47H244V46H243ZM248 47L250 48L251 46H248ZM248 47H247V48H244V49H248ZM255 47L257 48V46H255ZM255 47H253V48H255ZM263 47H264V46H263ZM263 47H262V49H264ZM8 48H9V47H8ZM10 48H11V46H10ZM12 48H13V47H12ZM12 48H11V49H12ZM14 48H15V47H14ZM14 48H13V50H14ZM21 48H22V47H21ZM24 48H26V47H24ZM24 48H23V50H24ZM49 48H48V49H49ZM55 48H56V47H55ZM57 48H58V45H57ZM60 48H61V46H59V49H60ZM71 48H72V47H71ZM73 48H74V47H73ZM75 48H76V47H75ZM97 48H98V47H97ZM116 48H117V47H116ZM130 48H131V47H130ZM167 48H168V47H167ZM167 48H166V49H167ZM176 48H177V47H176ZM181 48H182V45H181ZM186 48H187V47H186ZM194 48H193V50H194ZM200 48H199V49H200ZM215 48H216V47H215ZM217 48H218V47H217ZM219 48L221 49V47H219ZM241 48H242V47H241ZM241 48H239V50H240ZM251 48H252V47H251ZM251 48H250L249 50H251ZM256 48H255V49H256ZM1 49H2V48H0V50H1ZM48 49H47V50H48ZM59 49H57V52H58V53H59V52H60V53L64 52V51H62L63 48H62V50L60 49L61 51H59ZM64 49L67 50V48H64ZM69 49H70V48H69ZM84 49L87 50L88 48H84ZM90 49H92V48H90ZM90 49H88V51H89ZM93 49H94V48H93ZM109 49H110V48H109ZM121 49H122V48H121ZM163 49H164V48H163ZM166 49H164V50H166ZM177 49H178V48H177ZM179 49H180V46H179ZM195 49L198 50V48H195ZM211 49H213V48H211ZM211 49L209 48V50H211ZM220 49H219V50H220ZM222 49H223V48H222ZM255 49H254V50H255ZM9 50H10V49H9ZM9 50H8V51H9ZM13 50H12V51H13ZM25 50H26V49H25ZM50 50H52V49L50 48ZM54 50H55V49H54ZM54 50H52V51H54ZM66 50H65V53H67ZM70 50H73V49H70ZM96 50H97V49H96ZM122 50H123V49H122ZM129 50H130V49H129ZM145 50H146V48L144 49V51H145ZM148 50H150V47H149ZM151 50H153V49L151 48ZM161 50H162V49H161ZM188 50H189V47H188ZM215 50H217V49H215ZM241 50H242V49H241ZM249 50H248V52H249ZM8 51H6V52L8 53ZM20 51H21V49L18 50L17 53L15 52L16 55H17V54L19 55V54L21 53ZM26 51H27V50H26ZM26 51H23V53L26 52ZM28 51H29V50H28ZM48 51H49V50H48ZM68 51H69V50H68ZM74 51H75V50H74ZM80 51H81V50H80ZM94 51H95V50H94ZM100 51H102V50H100ZM166 51L169 52L168 49H167ZM175 51H177V50H175ZM178 51H179V50H178ZM202 51H203V50H202ZM213 51H214V49H213ZM213 51H212V52H213ZM246 51H247V50H246ZM251 51H252V50H251ZM258 51H259V50H258ZM9 52H10V51H9ZM85 52H86V51H85ZM163 52H164V51H163ZM168 52H167V53H168ZM173 52H174V51H173ZM180 52H181V51H180ZM184 52H185V51H184ZM189 52H190V51H189ZM189 52H188V53H189ZM195 52H196V51H195ZM195 52H193V54H195ZM200 52H201V51H200ZM203 52H204V51H203ZM206 52H208V48H207V51H206ZM206 52H205V53H206ZM214 52H215V51H214ZM239 52H244V51H239ZM254 52L256 53V51H254ZM260 52H262L261 49H260ZM260 52H258V54H259ZM0 53H1V52H0ZM2 53H3V52H2ZM2 53H1V54H2ZM13 53H14V51L11 53V55H12ZM23 53H22V57L25 55V54H23ZM26 53H27V52H26ZM29 53H30V55H29ZM29 53H27V55L31 56V52H29ZM49 53H50V52H49ZM54 53H56V52H54ZM54 53H53V54H54ZM58 53H57V54H58ZM65 53H64V54H65ZM69 53H71V52H69ZM69 53H68V55H69ZM73 53H74V52H73ZM77 53H79V52H77ZM123 53H124V52H123ZM130 53H131V51H130ZM141 53H142V52H141ZM141 53H140V54H141ZM143 53H144V52H143ZM148 53H149V51H148ZM152 53H153V52H152ZM161 53H162V52H161ZM170 53H171V52H170ZM176 53H177V52H176ZM188 53H187V54H188ZM190 53L192 54V52H190ZM221 53H222V52H221ZM223 53H224V52H223ZM250 53H251V52H250ZM47 54H48V53H47ZM50 54H51V53H50ZM62 54H63V53H62ZM62 54H61V55H62ZM80 54H82V53H80ZM84 54H85V53H84ZM154 54H155V52H154ZM162 54H163V53H162ZM174 54H175V52H174ZM178 54L180 55L179 52H178ZM178 54H177V55H178ZM185 54H186V52H185ZM185 54H184V55H185ZM193 54H192V55H193ZM197 54H198V53H197ZM210 54H211V53H210ZM214 54H215V53H214ZM216 54H217V52H216ZM218 54H220V53H218ZM224 54H226V53H224ZM224 54H223L222 56H225ZM243 54H246V53H243ZM243 54H241V55L238 54V55H239V57H241ZM252 54H253V53H252ZM3 55H4V54H3ZM3 55H2V56H3ZM18 55H17V56H18ZM55 55H56V54H55ZM106 55H107V54H106ZM120 55H121V54H120ZM170 55H173V53L170 54ZM170 55H169V56H170ZM182 55H183V54H182ZM184 55H183V57H184ZM192 55L189 54V56L193 57ZM202 55H204V54L202 53ZM202 55H201V57H203ZM205 55H206V54H205ZM211 55H212V54H211ZM254 55H255V54H254ZM254 55H253V56H254ZM0 56H1V55H0ZM50 56H51V55H50ZM53 56H54V55H53ZM53 56H52V58H53ZM56 56H57V57H56ZM56 56H55V59L58 58V57H59V59H60V58L62 57V56L60 57V56H58V55H56ZM66 56H67V55H66ZM69 56H70V55H69ZM72 56H73V55H72ZM77 56H79V55L77 54ZM83 56H84V55H83ZM129 56H130V55H129ZM160 56H162V55L160 54ZM169 56H167V57L169 58ZM174 56H175V55H174ZM186 56H187V55H186ZM196 56H197V55H196ZM198 56H199V55H198ZM198 56H197L196 58H198ZM207 56H208V55H207ZM213 56H215V55H212V57L210 56V57H211L210 60L213 59ZM220 56H221V55H220ZM253 56H252V58H253ZM263 56H264V54H263ZM7 57H8V56L6 55V59H7ZM19 57H20V55H19ZM19 57H18V59H19ZM63 57H65V56H63ZM63 57H62V58H63ZM98 57H99V56H98ZM175 57H176V56H175ZM201 57H200V58H201ZM210 57H209V58H210ZM226 57H227V56H226ZM248 57H250V56H248ZM248 57H246V59H247ZM255 57H257V56H255ZM0 58H1V57H0ZM9 58H10V56H9ZM13 58H14L16 61H15L14 59H12V58H10V59H11V60H14L15 62H17V59H16V57H14V55H13ZM26 58H28V57L26 56ZM52 58L50 57V60H49V61H51ZM65 58H67V57H65ZM74 58H75V57H74ZM95 58H96V57H95ZM95 58H94V59H95ZM99 58H100V57H99ZM120 58H121V57H120ZM127 58H128V57H127ZM140 58H141V57H140ZM140 58H139V59H140ZM154 58H155V57H154ZM160 58H161V57H160ZM168 58H166V59H168ZM170 58H171V57H170ZM194 58H195V57H194ZM214 58H215V57H214ZM220 58H221V57H220ZM242 58H243V57H242ZM252 58H249V59H252ZM261 58H262V57H261ZM2 59H3V58H1V60H2ZM10 59H9V60H10ZM59 59H56V61H57V60L59 61V62L57 61L58 63L61 62V61H60L61 59H60V60H59ZM94 59H93V60H94ZM129 59H130V58H129ZM155 59H156V58H155ZM162 59H163V58H162ZM164 59H165V58H164ZM164 59H163V60H164ZM189 59H190V57H189ZM191 59H192V58H191ZM198 59H199V58H198ZM215 59H217V57H216ZM223 59H225V58H223ZM223 59H221V60H223ZM226 59H227V58H226ZM256 59H257V58H256ZM258 59H259V58H258ZM23 60H24V59H23ZM52 60H53V59H52ZM64 60H65V59H64ZM66 60H67V59H66ZM70 60H71V59H70ZM127 60H128V59H127ZM142 60H143V59H142ZM158 60H159V59H158ZM176 60H177V59H176ZM182 60H183V59H182ZM195 60H196V59H195ZM201 60H202V59H200L199 61H201ZM210 60H209V61H210ZM237 60H238V59H237ZM243 60H244V59H243ZM243 60H242V61H243ZM253 60H255V59L253 58ZM261 60H262V59H261ZM3 61L5 62L4 59H3ZM3 61H2V63H4ZM7 61H8V60H7ZM19 61H20V60H19ZM19 61H18V62H19ZM74 61H75V60H74ZM94 61H95V60H94ZM123 61H124V60H123ZM159 61H160V60H159ZM164 61H165V60H164ZM212 61H214V59H213ZM226 61H227V60H226ZM226 61H225V62H226ZM259 61H260V60H259ZM262 61H263V60H262ZM0 62H1V61H0ZM15 62L13 63L14 65H15ZM20 62L22 63V59H21ZM54 62H55V61H54ZM67 62L69 63V61H67ZM67 62H66V63H67ZM71 62H72V60L70 61V63H71ZM120 62H121V61H120ZM130 62H131V61H130ZM140 62H141V61H140ZM171 62H172V61H171ZM181 62H182V61H181ZM183 62L186 63V61H183ZM187 62H188V60H187ZM216 62L218 63V61H216ZM249 62H251V60H250ZM249 62H248V63H249ZM254 62H256V61H254ZM257 62H258V61H257ZM5 63H6V62H5ZM10 63H11V62H10ZM68 63H67V65H65V64H64V61H63V64H64L65 66H69ZM81 63H82V62H81ZM95 63H96V62H95ZM104 63H105V62H104ZM124 63H125V62H124ZM155 63H156V62H155ZM155 63H154V64H155ZM161 63H162V62H161ZM188 63H191V61L188 62ZM193 63H194V62H193ZM193 63H192V64H193ZM203 63H204V62H203ZM227 63H228V62H227ZM243 63H244V62H243ZM11 64H12V63H11ZM16 64H17V63H16ZM78 64H79V63H78ZM78 64H77V65H78ZM88 64H89V63H88ZM173 64H174V63H173ZM196 64L198 65L197 62H196ZM213 64H214V62H213ZM215 64H216V63H215ZM224 64H225V63H224ZM249 64H251V63H249ZM249 64H248V65H249ZM254 64H255V63H253V65H254ZM256 64H257V63H256ZM260 64H261V62H260ZM260 64H259V65H260ZM14 65H13V66H14ZM20 65H22V64H20ZM50 65L53 66L52 61H51V64H50ZM55 65H56V64H55ZM93 65L95 66V64H93ZM97 65H98V63H97ZM141 65H142V64H141ZM141 65H140V68H142ZM152 65H153V64H152ZM155 65H156V64H155ZM155 65H154L153 67H155ZM157 65L159 66V64H157ZM167 65H169V63H168ZM203 65H204V64H203ZM208 65H210V64H208ZM208 65H204V66H208ZM216 65H217V64H216ZM227 65H228V64H227ZM229 65H230V64H229ZM229 65H228V67H229ZM245 65H246V63H245ZM257 65H258V64H257ZM263 65H264V64H263ZM0 66H1V65H0ZM5 66H6V65H5ZM16 66H17V65H16ZM48 66H49V64H48ZM52 66H51V67H52ZM74 66H75V65H74ZM79 66H81V65H79ZM79 66H78V67H79ZM87 66H88V65H87ZM90 66H91V65H90ZM158 66H157V67H158ZM160 66H161V65H160ZM160 66H159V67H160ZM187 66H188V65H187ZM219 66H220V64H219ZM251 66H252V65H251ZM255 66H256V65H255ZM260 66H261V65H260ZM260 66H259V67H260ZM8 67H9V64H8ZM51 67H50V68H51ZM53 67H54V66H53ZM59 67H60V66H59ZM59 67H58V69H59ZM61 67L64 68V66H61ZM61 67H60V68H61ZM95 67H97V66H95ZM153 67H152V68H153ZM165 67H166V66H165ZM168 67H169V66H168ZM195 67H196V66H195ZM210 67H212V66H209V68H210ZM243 67H245V66H243ZM248 67H249V66H248ZM21 68H23V67L21 66ZM48 68H49V67H48ZM50 68H49V69H50ZM55 68H56V67H55ZM55 68H54V69H51V71L53 70L54 73H55V71H54ZM136 68H137V67H136ZM179 68H180V67H179ZM184 68H185V67H184ZM209 68H208V69H209ZM216 68H217V67H216ZM220 68H221V67H220ZM229 68H230V67H229ZM251 68H252V67H251ZM253 68H254V67H253ZM18 69H20V67H19ZM18 69H17V67H16V70H18ZM46 69H47V67H46ZM56 69H57V68H56ZM81 69H82V68H81ZM143 69H144V68H143ZM145 69H146V68H145ZM148 69H149V68H148ZM205 69H206V68H205ZM248 69L250 70V67H249ZM7 70H8V69H7ZM13 70H14V69H13ZM16 70H14V71H16ZM24 70H25V69H23V71H24ZM40 70H41V69H40ZM42 70H43V69H42ZM69 70H70V68H69ZM69 70H67V71L69 72ZM92 70H93V69H92ZM125 70H126V69H125ZM125 70H124V71H125ZM136 70H137V69H136ZM162 70H163V69H162ZM219 70H220V69H219ZM229 70H230V69H229ZM252 70H253V69H252ZM254 70H256V69H254ZM3 71H4V70H3ZM20 71H21V69H20ZM20 71H19V72H16V73H17L16 75H18V73H20ZM44 71H46V70L44 69ZM49 71H50V70H49ZM49 71H48V73H49ZM51 71H50V73H51ZM75 71H76V70H75ZM124 71H123V73H124ZM186 71H187V70H186ZM188 71H191V70H188ZM201 71H202V70H201ZM203 71H204V70H203ZM203 71H202V72H203ZM211 71H213V70H211ZM215 71H217V70L215 69ZM223 71H225V70H223ZM257 71H258V69H257ZM257 71H255V72L257 73ZM6 72H7V71H6ZM11 72H13V71H11ZM21 72H22V71H21ZM42 72H43V71H42ZM46 72H47V71H46ZM53 72H52V73H53ZM63 72H64V74L62 73V75L64 76L65 73H66V71H63ZM71 72H72V71H71ZM94 72H95V71H94ZM137 72H138V71H137ZM139 72H140V71H139ZM193 72H194V71H193ZM196 72H197V71H196ZM229 72H230V71H229ZM245 72H246V71H245ZM245 72H244V74H245ZM260 72H263V70L260 71ZM4 73H5V71H4ZM7 73L9 74V72H7ZM7 73H5V74H7ZM25 73H26V72H25ZM25 73H23V74H25ZM50 73H49V74H50ZM54 73L52 74V76H54ZM56 73H58V72L56 71ZM56 73H55V75H56ZM91 73H92V72H91ZM96 73H97V71H96ZM198 73H199V72H198ZM203 73H204V72H203ZM214 73H216V72H214ZM225 73H226V71H225ZM225 73H224V74H225ZM250 73H251V71H250ZM250 73H249V71H248V74H250ZM258 73H259V72H258ZM8 74H7V75H8ZM11 74H12V73H11ZM13 74H15V73H13ZM13 74H12L13 77L16 76V75H13ZM49 74L47 75V74H45V73L43 72L42 77H44V75H45V76L47 75V78H48V77H49ZM69 74H70V73H69ZM71 74H72V73H71ZM75 74H76V72H75ZM77 74H78V73H77ZM207 74H208V73H207ZM211 74H212V73H211ZM217 74H218V73H217ZM227 74H229V73H227ZM227 74H226V75H227ZM251 74H253V72H252ZM0 75H1V74H0ZM3 75H4V74H3ZM7 75H6V76H7ZM66 75H67V74H66ZM66 75H65V77H66ZM135 75L138 76L137 74H135ZM175 75H176V74H175ZM202 75H203V74H202ZM202 75H201V76H202ZM212 75H213V74H212ZM231 75H232V74H230V77H231ZM246 75H247V74H246ZM253 75H254V74H253ZM258 75H260V74H257V76H254V78H255V77H258V78H259ZM19 76H22V74H21V75H18L17 77L19 78ZM23 76H24V77H23ZM23 76H22L23 78H21V79H22V80L24 79L23 81H25V79H26V81H28L27 78H25V77H27V76H25V75H23ZM58 76H59V75L57 74V75H56V78H57V79H59ZM63 76H62V77H63ZM70 76H71V75H70ZM118 76H119V75H118ZM121 76H122V75H121ZM124 76H125V75H124ZM136 76H135V77H136ZM188 76H189V75H188ZM209 76H210V74H209ZM227 76H228V75H227ZM227 76H226V77H227ZM232 76H233V75H232ZM8 77L10 78V80H11V78H13V77H10L9 75H8ZM8 77H7V78H8ZM62 77H61V78H62ZM152 77H153V76H152ZM185 77H186V76H185ZM189 77H190V76H189ZM210 77H211V76H210ZM1 78H2V76H1ZM1 78H0V80H1ZM47 78H45V79H47ZM50 78H52V77H49V79H50ZM63 78H64V77H63ZM80 78H81V77H80ZM80 78H79V79H80ZM115 78H116V77H115ZM126 78H127V77H126ZM150 78H151V77H150ZM162 78H163V76H162ZM233 78H234V77H233ZM244 78H245V77H244ZM246 78H247V77H246ZM248 78H249V77H248ZM251 78H252V77H251ZM3 79H5V76H4V78H2V80H3ZM19 79H20V78H19ZM19 79H18V80H19ZM42 79H44V78H42ZM49 79H48V82H49ZM65 79H66V78H65ZM65 79H63L64 82H66ZM67 79H69V78L67 77ZM73 79H74V78H73ZM99 79H100V77H99ZM102 79H103V77H102ZM167 79H168V78H167ZM200 79H201V78H200ZM237 79H239V78H237ZM260 79H261V78H260ZM260 79H259V80H260ZM2 80H1V81H2ZM12 80H15V79H12ZM12 80H11V82H12ZM16 80H17V79H16ZM18 80H17V81H18ZM70 80H71V77H70ZM70 80H69V81H70ZM75 80H76V78H75ZM132 80H133V79H132ZM138 80H139V79H138ZM138 80H137V81H138ZM141 80H142V79H140V81H141ZM146 80H147V79H146ZM148 80H149V79H148ZM208 80H209V79H208ZM242 80H244V79H242ZM250 80H251V82H250ZM250 80H249V82L252 83V79H250ZM255 80H256V79H255ZM259 80H258V81H259ZM1 81H0V82H1ZM5 81H6V80H5ZM17 81H16V82H17ZM23 81H22V82H23ZM26 81H25V82H26ZM52 81H53L52 84L50 85V83H51V81H50L49 85H50L51 88H52V87L54 86L53 83H55V86H54L55 89H54V87H53V89L55 90V92H57L56 89H58V88L60 87V86H58V83H57V82L60 81V80H58V81L56 80V82H54V80H52ZM61 81H62V80H61ZM81 81H82V80H81ZM95 81H96V80H95ZM118 81H120V80H118ZM121 81H123V80H121ZM133 81H134V80H133ZM137 81L135 80L136 84H137ZM140 81H139V82H140ZM205 81H206V80H205ZM215 81H216V79H215ZM230 81H231V79H230ZM235 81H236V80H235ZM238 81H239V80H238ZM244 81H246V80H244ZM247 81H248V80H247ZM253 81H254V80H253ZM260 81H261V80H260ZM262 81H263V80H262ZM3 82H4V81H3ZM19 82H21V81H19ZM42 82H44V81L42 80ZM64 82H63V83H64ZM83 82H84V80H83ZM135 82H134V84H135ZM139 82H138V83H139ZM142 82H143V81H142ZM256 82H257V80L255 81V83H256ZM45 83H46V82H45ZM45 83H44V84H45ZM56 83H57V84H56ZM60 83H61V82H60ZM73 83H74V82H73ZM75 83H76V85H78V83H77L76 81H75ZM80 83H82V82H79V85L81 86ZM86 83H87V82H86ZM129 83H130V82H129ZM153 83H156V82H153ZM195 83H196V82H195ZM205 83H206V82H205ZM232 83H233V82H232ZM263 83H264V82H262V84H263ZM4 84H5V82H4ZM4 84H3V85H4ZM23 84H24V86H27V85H28L27 82H26L27 85H25L24 82L22 83V85H23ZM65 84H66L67 86L69 85V83H68V84L65 83ZM130 84H131V83H130ZM157 84H158V83H157ZM160 84H161V83H160ZM163 84H164V83H163ZM233 84H234V83H233ZM236 84H237V83H236ZM241 84H242V83H241ZM0 85H1V84H0ZM5 85H6V84H5ZM5 85H4V86H5ZM8 85H9V84H8ZM49 85H48V84H45L43 87H45V86H46V87H47V86L50 87ZM52 85H53V86H52ZM93 85H94V83H93ZM108 85H109V84H108ZM115 85H116V84H115ZM118 85H119V84H118ZM120 85H121V83H120ZM132 85H133V84H132ZM140 85H142V84H140ZM149 85H150V84H149ZM155 85H156V84H155ZM155 85H154V86H155ZM199 85H200V83H199ZM209 85H210V84H209ZM230 85H231V84H230ZM237 85H238V84H237ZM255 85L257 86V84H255ZM4 86H3V87H4ZM9 86H10V85H9ZM11 86H12V85H11ZM11 86H10V88H11ZM13 86H14V85H13ZM29 86H30V84H29ZM56 86H58V87H56ZM62 86H63V85H62ZM67 86H66V87H67ZM83 86H84V85H83ZM95 86H96V85H94V87H95ZM135 86H136V85H135ZM137 86H138V85H137ZM142 86H143V85H142ZM145 86H146V85H145ZM147 86H148V85H147ZM158 86H159V85H158ZM158 86H156V87H158ZM183 86H184V85H183ZM231 86H232V85H231ZM233 86H234V85H233ZM238 86H239V87H238V89H239L241 85H238ZM246 86H248V85L246 84L245 87H246ZM249 86H251V85L249 84ZM7 87H8V86H7ZM7 87L5 86V88H7ZM21 87H22V86H21ZM48 87H47V88H48ZM68 87H69V86H68ZM68 87H67L66 89H68ZM70 87H71V86H70ZM70 87H69V88H70ZM73 87H74V86H73V84H72V89H73ZM84 87H86V86H84ZM87 87H89V86H87ZM90 87H92V86H90ZM90 87H89V88H90ZM102 87H103V86H102ZM114 87H115V86H114ZM116 87H117V86H116ZM116 87H115V88H116ZM118 87H120V86H118ZM118 87H117V88H118ZM140 87H141V86H140ZM184 87H186V86H184ZM193 87H194V86H193ZM204 87H206V86H204ZM209 87H210V86H209ZM211 87H212V85H211ZM216 87H217V85H216ZM236 87H237V86H236ZM260 87L262 88V86H260ZM5 88H4V90L1 88V89L3 90L2 94H4V91H7L8 89H10L9 87H8L7 89H5ZM13 88H15V89H12V90L15 91L16 88H17L16 84H15V87H13ZM27 88H28V87H27ZM27 88H26V89H27ZM62 88H65V87H62ZM75 88H77V87H74L73 90H75ZM78 88H82V87H78ZM89 88H87V89H89ZM95 88H96V87H95ZM117 88H116V90L114 89V91L112 90L113 92H116V93L112 94V95H114L113 97H115V98L119 95V94H117V93H119L118 91H120V90L122 91V89L118 90L119 88H118V89H117ZM129 88H130V87H129ZM136 88H137V87H136ZM146 88H147V87H146ZM146 88H145V90H146ZM158 88H160V86H159ZM168 88H169V87H168ZM168 88H167V89H168ZM199 88H200V87H199ZM199 88H198V89H199ZM247 88H248V87H247ZM251 88H252V87H251ZM253 88H254V87H253ZM255 88H256V87H255ZM255 88H254V89H255ZM261 88H260L259 90H261V91L263 92V89H264V88H263V89H261ZM22 89L25 90V87L22 88ZM22 89H21V90H22ZM44 89H45V88H44ZM53 89H48V90H46V91H48L47 94H49V93H50L49 91H51V90H53ZM70 89H71V88H70ZM70 89H69V90H70ZM84 89H85V88H84ZM93 89H94V88H93ZM96 89H97V88H96ZM103 89H104V88H103ZM132 89H135V88H132ZM182 89H183V88H182ZM188 89H189V88H188ZM198 89H197V90H198ZM203 89H204V88H203ZM207 89H208V88H207ZM215 89H216V88H215ZM232 89H233V88H232ZM238 89H236L237 92H238ZM245 89H246V88H245ZM254 89H252L251 92H254V91H253ZM12 90H10L11 93H12ZM18 90H19V88H18ZM24 90H23V91H24ZM58 90H59V89H58ZM81 90H82V89H81ZM81 90H80V91H81ZM117 90H118V91H117ZM135 90H136V89H135ZM154 90L156 91V88H155ZM154 90H153V92H154ZM176 90H177V89H176ZM176 90H175V91H176ZM193 90H194V88H193ZM200 90H201V89H200ZM217 90H218V89H217ZM241 90H242V89H241ZM256 90H258V89H256ZM8 91H9V90H8ZM8 91H7V92H8ZM27 91H28V90H27ZM46 91H45V93H46ZM66 91H67V90H66ZM70 91H71V90H70ZM80 91H79V92H80ZM83 91H84V90H83ZM91 91H92V89H91ZM94 91H95V90H94ZM94 91H92V92H94ZM97 91H100V89L97 90ZM102 91H103V90H102ZM104 91H105V90H104ZM112 91L110 90V93L107 91L109 94L107 93V95H105V98H106L105 100H106V101H107V96L111 95V92H112ZM132 91H133V90H132ZM148 91H149V90H148ZM148 91H147V92H148ZM159 91H161V89H160ZM164 91H165V90H164ZM170 91H171V89H170ZM172 91H174V89H173ZM180 91H181V90H180ZM215 91H216V90H215ZM244 91H245V90H244ZM0 92H1V91H0ZM18 92H19V91H18ZM25 92H26V91H24V93H25ZM51 92H52V91H51ZM68 92H69V91H68ZM72 92H73V91H72ZM72 92H71V93H72ZM77 92H78V91H77ZM77 92H73V93H77ZM79 92H78V93H79ZM86 92H87V91H84V93H86ZM88 92H89V91H88ZM88 92H87V93H88ZM113 92H112V93H113ZM133 92H134V91H133ZM133 92H132V94H135L136 91H135L134 93H133ZM150 92H151V91H150ZM161 92H162V94H163V90H162ZM161 92H160V93H161ZM167 92H168V90H167ZM185 92H186V91H185ZM202 92H203V91H202ZM207 92H208V91H207ZM211 92H212V91H211ZM213 92H214V91H213ZM231 92H232V91H231ZM240 92H241V91H240ZM245 92L247 93V92H249V91H245ZM259 92H260V91H259ZM259 92L257 91V93L260 95ZM19 93H20V92H19ZM21 93H22V92H21ZM26 93H27V92H26ZM58 93H59V92H58ZM60 93H62V92H60ZM66 93H67V92H66ZM66 93L63 92L62 95L64 96V94H66ZM78 93L75 94V97H76L77 95H78V96L80 95V94H78ZM82 93H83V92H82ZM82 93H81V95H82ZM84 93H83V94H84ZM97 93H98V92H97ZM97 93H95V95H96ZM100 93H101V92H100ZM102 93H103V92H102ZM102 93H101V94H102ZM105 93H106V92H105ZM173 93H174V92H173ZM173 93L171 92V94H169V95H171V99H172V94H173ZM176 93L178 94V91H177ZM176 93L174 94L175 96L177 95ZM179 93H180V92H179ZM186 93H188V92H186ZM241 93H242V92H241ZM246 93H245V94H246ZM263 93H264V92H263ZM263 93H262L261 99H262V97L264 98ZM0 94H1V93H0ZM2 94H1V96H2ZM9 94H10V92H9ZM13 94H14V93H13ZM15 94H17V91H16ZM27 94H28L27 96H28V98H29L31 95H30V93H27ZM56 94H57V93H55L54 95H56ZM69 94H70V92H69ZM69 94L67 93L66 95L69 96ZM88 94L91 95V93H88ZM88 94H86L85 97L80 95L82 98H81L80 96H79V98L83 99V98L89 97L90 95H88ZM98 94H99V93H98ZM98 94H97L96 96H98ZM115 94H116V96H115ZM120 94H121V93H120ZM154 94H156V93L154 92ZM164 94H165V95H164V98H163V99H166V98L168 97V101H169L170 97H169V96L166 97V94H167V93L164 92ZM182 94H184V93H182ZM182 94L179 95V96L182 97V96L186 95V94H184V95H182ZM195 94H196V92H195ZM199 94H200V93H199ZM199 94H198V95H199ZM248 94H249V93H248ZM248 94H247V96H248ZM252 94H253V93H252ZM5 95H6V94H4L3 98L7 96V95H6V96H5ZM10 95H11V94H10ZM19 95H21V94H19ZM52 95H53V93H52ZM70 95H71V94H70ZM72 95H73V94H72ZM72 95H71V98H72ZM95 95L93 96V93H92V96H93V97L91 96V98H96ZM102 95H103V94H102ZM102 95H101V96H102ZM121 95H122V94H121ZM148 95H150L149 92H148ZM151 95H153V94L151 93ZM151 95H150V96H151ZM158 95H159V94H158ZM158 95H157V96H158ZM189 95H191V94H189ZM189 95L186 96V98H188V100H189V98H190ZM200 95H201V94H200ZM202 95H203V94H202ZM207 95H210V94H207ZM207 95H206V96H207ZM235 95H236V91H235ZM254 95H257L256 92H254ZM259 95H257V96H258L257 99L259 98ZM1 96H0V97H1ZM8 96H9V95H8ZM11 96H12V95H11ZM23 96H26V94H25V95L23 94ZM23 96H18V97H19L20 100H21V97H22V99H23ZM49 96H50V97H49ZM57 96H58V95H57ZM57 96H56V98H57ZM119 96H120V95H119ZM119 96H118V97H119ZM130 96H131V95H130ZM155 96H156V95H155ZM161 96L163 97V95H161ZM175 96H174V97H175ZM177 96H178V95H177ZM177 96H176L175 98H177ZM203 96H204V95H203ZM237 96H238V95H237ZM240 96H241V95H240ZM18 97H17V99H19ZM47 97H49V98H50V101H51V99H52L51 95H48ZM59 97H62V96L59 95ZM64 97H65V96H64ZM75 97H74V99L77 101V104H78L79 102H78V100H77ZM109 97H110V96H109ZM109 97H108V100L111 99V98H109ZM113 97H112V98H113ZM123 97H124V96H122V98H123ZM159 97H160V96H159ZM159 97H156V98H159ZM162 97H160V98H162ZM165 97H166V98H165ZM195 97H197V96L195 95ZM252 97H253V96H251V98H252ZM3 98H1V99H2V100H1L2 103H4V102H3ZM6 98H7V97H6ZM6 98L4 99V101H5V100H8V99H6ZM8 98H9V97H8ZM10 98H11V97H10ZM28 98H27V100H28ZM67 98H68V97L66 96V98H64V100H65V99L68 100L70 97H69L68 99H67ZM79 98H78V99H79ZM91 98H90V99H91ZM102 98L104 99L103 96H102ZM122 98H121V99H122ZM150 98H151V97H150ZM160 98H159V99H160ZM184 98H185V97H183V99H184ZM186 98H185V100H187ZM208 98H209V97H208ZM238 98H239V96H238ZM241 98H242V97H241ZM241 98H239V99L241 100ZM243 98H244V96H243ZM246 98H247V97H246ZM11 99H12V98H11ZM13 99H14V95H13ZM13 99H12V100H13ZM25 99H26V98H25ZM25 99H24L23 101H27V100H25ZM33 99H34V98H33ZM47 99H48V98H47ZM53 99H55V97H54ZM58 99H60V98H57V99H55V100H53V101H56V100L59 101ZM72 99H73V98H72ZM72 99H69V100L72 102V101H74V100H72ZM90 99H87L86 101H87V102H88V101L93 102V99H92V101H91ZM96 99H97V98H96ZM98 99H99V98H98ZM98 99H97V100H98ZM100 99H101V97H100ZM103 99L99 100V102L102 101ZM119 99H120V98H119ZM121 99H120V101H121ZM163 99H161V102H162ZM171 99H170V101H171ZM173 99H174V98H173ZM183 99H181V100H183ZM191 99H192V100H191V103H192V101H193L194 99H197V98H194V99H193V98L191 97ZM198 99H199V98H198ZM200 99H201V98H200ZM200 99H199V100H200ZM209 99H210V98H209ZM232 99H233V98H232ZM239 99H237V100H239ZM244 99H245V98H244ZM244 99H243V100H244ZM248 99H249V98H248ZM252 99H253V98H252ZM15 100H16V99H15ZM60 100H62V99H60ZM79 100H80V99H79ZM84 100H85V99H84ZM117 100H118V99H117ZM123 100H124V99H123ZM150 100H151V99H150ZM152 100H153V99H152ZM166 100H167V99H166ZM175 100H176V99H175ZM175 100H172V102L169 101V104L171 103V105H170V109H169V110H172V109H171V106H172L173 102H177V103H176L177 105L179 104V102H178V101H175ZM178 100H179V99H178ZM237 100L235 99V101H237ZM253 100H254V99H253ZM258 100H259V99H258ZM9 101H10V100H9ZM9 101H8V102H9ZM13 101H14V100H13ZM13 101H10L9 104H11V102H13ZM31 101H33V100H30V98H29V101H28V102H31ZM48 101H49V100H48ZM48 101H47V102H48ZM53 101H52V102H53ZM80 101H81V100H80ZM94 101H95V99H94ZM106 101H105V102H106ZM154 101H155V102H154ZM159 101H160V100H159ZM168 101H167V103H168ZM233 101H234V100H233ZM244 101H246V100H244ZM247 101H248V100H247ZM247 101H246V102H247ZM250 101H251V100H249V102H250ZM255 101H256V100H255ZM262 101H263V99H262ZM20 102H21V101H20ZM28 102L26 103L27 106H28ZM65 102H66V101H65ZM82 102H83V101H82ZM87 102H85V103H87ZM99 102H97V106H99V104L101 103V102H100V103H99ZM102 102H103V101H102ZM111 102H113V104H112ZM115 102H116V101L114 100V98H113V101L110 100L109 103H108V101H107V102H106V105H107V104L110 105L109 108H107V107L105 106V103H104V104H101V105H103V106H101L102 111L105 110V109H106V111H107V109L110 110V108H115L117 105H118V108L116 107V108H115L116 110H117V109H118V110L121 109L122 106L124 107L123 104H125V103L122 102V104H121V102H120L121 108H119L120 105H119V104H116V105H115ZM117 102L119 103V101H117ZM151 102H152V101H151ZM157 102H158V101H157L156 99L153 100V103H154L155 105H156ZM180 102H181V101H180ZM197 102H198V106H200V104L205 103V100H204L203 103H200V104H199V101H197ZM200 102H201V100H200ZM206 102H207V99H206ZM260 102H261V101H260ZM31 103H32V102H31ZM49 103H50V102H48V105L50 106ZM54 103H55V102H54ZM57 103H58V102H57ZM57 103H56V104H57ZM61 103H62V101H61ZM66 103H67V102H66ZM88 103H89V102H88ZM88 103H87V104H88ZM110 103H111L112 105H111ZM131 103H132V102H131ZM158 103H160V102H158ZM158 103H157V104H158ZM163 103H166V102H164V100H163ZM163 103H161V106L164 105ZM167 103L164 105L163 110H165V108H166L167 105H168V107H169V104H167ZM181 103H182V102H181ZM185 103H187V101H186ZM188 103H189V101H188ZM208 103H209V102H208ZM231 103H232V102H231ZM240 103H241V102L239 101V104H240ZM251 103H252V102H251ZM253 103H254V102H253ZM0 104H1V103H0ZM4 104H5V103H4ZM4 104H3V105H4ZM6 104H7V103H6ZM6 104H5V106H7ZM22 104H23V103H22ZM22 104H21V107H22ZM29 104H30V103H29ZM52 104H53V103H52ZM56 104H55V105H56ZM58 104L60 105V101H59ZM77 104H76V103H74V104H73V103L70 104V102H69L67 105H69V106H70V105L75 106V105H77ZM89 104L92 105V103H89ZM93 104H96V101H95V103H93ZM162 104H163V105H162ZM182 104H183V103H182ZM192 104L194 105V104H197V103L195 102V103H192ZM246 104H247V103H246ZM256 104H257V102H256ZM24 105H25V104H24ZM48 105H47V106H48ZM53 105H54V104H53ZM61 105H63V104H61ZM81 105H82L81 107L83 108V104H81ZM108 105H107V106H108ZM113 105H114L115 107H114ZM152 105H153V104H152ZM177 105L175 106V105L173 104V106H175V107H177ZM190 105H191V104H190ZM190 105H189V106H190ZM235 105H236V103H235ZM237 105H238V104H237ZM249 105H250V104H248V106H249ZM252 105H253V104H252ZM252 105H251V106H252ZM261 105H262V102H261ZM1 106H2V105H0V108H1ZM25 106H26V105H25ZM30 106H33V105L30 104ZM30 106H29V108H30ZM73 106H70V108H71V109H72V108H75V107H73ZM84 106H86V104H85ZM87 106L90 107V108H92V107H94L95 105H93V106H89V105H87ZM87 106L84 107L85 110H86V109L88 110ZM104 106H105V107H104ZM111 106H112V107H111ZM158 106H159V105H158ZM189 106H188V108H191V107H189ZM239 106H240V108H239ZM239 106H238V109H242V108H241V105H239ZM242 106H244V105L242 104ZM251 106H250V107H251ZM254 106H255V104H254ZM3 107H4V106H3ZM3 107H2V110L5 109V107H4V109H3ZM7 107H9V106H7ZM14 107H15V106H14ZM23 107H24V106H23ZM23 107H22V108H23ZM51 107H52V106H50V110L52 109ZM56 107H57V106H56ZM59 107H60V106H59ZM62 107H63V106H62ZM62 107H61V108H62ZM64 107H66V106H64ZM64 107H63V109H65ZM67 107H68V106H67ZM81 107L79 106V108L76 107L75 109H78V111H80L79 113L82 112V114H81V115L76 114V113H74V114L79 115V116H81V117H83V118L85 119V117H87V116H82L83 113H84V115H85V112H83L84 110L82 111ZM95 107H96V106H95ZM102 107H104V108H102ZM153 107H155V108L158 109L157 105H156V106L153 105ZM180 107H181V105H180ZM186 107H187V106H186ZM193 107H194V110H195V109H196V110L198 109V108H195V106H193ZM204 107H205V106H204ZM204 107H203V108H204ZM216 107H217V106H216ZM233 107H234V106H233ZM236 107H237V106H236ZM250 107H249V108H250ZM252 107H253V106H252ZM256 107H257V106H256ZM258 107H259V106H258ZM258 107H257V108H258ZM12 108H13V107H12ZM12 108H11V109H12ZM90 108H89V109H90ZM127 108H128V107H127ZM181 108L183 109L184 106H182ZM200 108H201V106H200ZM208 108H209V107H208ZM263 108H264V106H263ZM6 109H7V108H6ZM6 109H5V110H6ZM14 109H15V108H14ZM23 109H26V108H23ZM30 109H31V108H30ZM33 109H34V108H33ZM33 109H32V110H33ZM58 109L60 110V108H58ZM58 109L56 108V111H57ZM79 109H81V110H79ZM94 109H95V108H94ZM94 109H93V110H94ZM96 109H97V110L94 111V112H97L98 109H100V107H97ZM101 109H100L99 111H101ZM123 109H124V108H123ZM157 109H156V110H157ZM160 109H161V108H160ZM166 109H167V108H166ZM174 109L177 110L176 108L173 107V110H174ZM234 109H236V108H234ZM238 109H237V110H238ZM251 109H252V108H250V110H247V108H246V111H250V112H248V113L251 114ZM254 109H255V108H254ZM259 109H260V110H259ZM259 109H258V110H259V114H257V113H258V112H257L258 110H257V111L255 110L257 113L254 112V113H255L254 116H253L252 114H251L252 116L249 114V115L252 117V118H249V119H251V120H252V119H255V120H256L255 115H256V116L258 115V117H261V116H259V115H260V113H261L260 111H261L262 108H259ZM5 110H4V111H5ZM7 110H8V109H7ZM9 110H10V109H9ZM9 110L6 111V112L9 113ZM26 110L30 112L29 109H26ZM32 110H31V112H32ZM47 110H49V109H47ZM50 110H49V111H50ZM54 110H55V109H54ZM61 110H62V109H61ZM69 110H70V109H67L68 114H69L70 112L73 111V109L70 110V112H69ZM113 110H114V109H113ZM156 110L153 109V112L156 111ZM158 110H159V109H158ZM161 110H162V109H161ZM161 110H160V111H161ZM163 110H162V111H163ZM167 110H168V109H167ZM167 110H166V111H167ZM188 110H189V109H188ZM191 110H193V109H191ZM201 110H203V109H201ZM237 110H236V111H237ZM242 110L244 111V109H242ZM242 110H241V111H242ZM16 111H17V110H16ZM63 111H64V113H63ZM78 111H76V112H78ZM89 111H90V110H89ZM91 111H92V110H91ZM91 111H90V112H91ZM102 111H101V112H102ZM160 111H159V112H160ZM162 111H161V112H162ZM178 111H180V109H179ZM178 111H177V112H178ZM184 111H185V108H184ZM186 111H187V110H186ZM197 111H198V110H197ZM262 111H264V109H262ZM13 112H15V111L13 110ZM50 112H51V111H50ZM50 112H49V113H50ZM57 112H61V113L64 115V117L66 116L65 114H67L66 110L57 111ZM57 112H56V114H57ZM65 112H66V113H65ZM86 112H87V111H86ZM94 112H91V113H93V115H94ZM120 112H122V111H120ZM156 112H157V111H156ZM156 112H155V113H152V116H153L154 114L157 115ZM159 112H158V113H159ZM164 112H165V111H164ZM168 112H169V111H168ZM175 112H176V111H175ZM175 112H174V113H175ZM188 112H190L191 114H193L194 112L196 113V111H194L193 113H192V111H188ZM201 112H202V111H201ZM201 112H200V113H201ZM252 112H253V111H252ZM0 113H1V112H0ZM11 113H12V112H11ZM72 113H73V112H72ZM87 113H88V112H87ZM98 113H100V112H98ZM98 113H97V114H98ZM109 113H110V112H109ZM112 113H113V112H112ZM124 113H125V112H124ZM146 113H147V112H146ZM169 113L171 114V112H169ZM180 113H183V112H179V114H180ZM184 113H185V114H188V113H186V112H184ZM236 113H237V115H235V113H233V116L235 115V116L239 117L240 120H243V122L246 123V119L244 120L245 117H244L243 115L240 114L241 116H243V118L241 119V117H240L238 111H237ZM242 113L244 114V112H242ZM245 113H246V112H245ZM248 113L246 114V115H247L246 117H249ZM263 113H264V112H263ZM5 114H6V113H4V115H5ZM13 114H14V113H13ZM13 114H10V115H13ZM31 114H32V113H31ZM33 114H34V113H33ZM33 114H32V115H33ZM51 114H52V113H51ZM54 114H55V111H54ZM54 114H53V115H54ZM56 114L54 115V119H56L55 116H58V115H56ZM58 114H60V113H58ZM68 114H67V115H68ZM88 114H90V113H88ZM95 114H96V113H95ZM106 114H107V112H106ZM106 114L104 113L102 116H100V118L97 116V120H99V121H97V123H99V122H100V123H103V122H101V121H102L104 118L101 119V117H103L104 115L106 116ZM119 114H120V113H119ZM119 114H118L117 117H120V116H121V115L119 116ZM141 114H142V113H141ZM170 114H169V115H170ZM229 114L231 115V113H229ZM7 115H8V114H7ZM53 115H52V117H53ZM86 115H87V114H86ZM90 115H92V114H90ZM93 115H92V116H93ZM100 115H101V113H100ZM150 115H151V114H150ZM155 115H154V117H157V118H155V121H156V122L158 121V120H156V119H158L161 115H163V116H165V117H169L168 114H165V115H164L163 113H161L160 116H158V115L155 116ZM166 115H168V116H166ZM173 115H174V114H172L171 116H173ZM194 115H195V114H194ZM201 115H202V114H200V116H201ZM261 115H262V113H261ZM13 116H14V115H13ZM15 116H16V112H15ZM74 116H75V115H73L72 117H74ZM88 116H89V115H88ZM94 116H95V115H94ZM94 116H93L92 118H94ZM109 116H110V115H109ZM115 116H116V115H115ZM122 116L124 117V114H122ZM144 116H145V115H144ZM163 116L159 118V119H161V121H158V122H161L160 125H159V123L157 122L158 125H159V127H160L161 124H162V121H163L162 118H163ZM177 116H178V115H177ZM183 116H184V117L187 116L188 120H190V119H189V118H190V115H189V116H188V115L185 116V115L183 114ZM191 116H192V115H191ZM195 116H196V115H195ZM202 116H203V115H202ZM202 116H201V117H202ZM228 116H229V115H228ZM235 116H234V117H235ZM263 116H264V115H263ZM263 116H262L261 119H263ZM0 117H1V118H0L1 125H3V123H2L3 121H4V124L6 123L5 120H8V121H9V122H7V123H10V121H11L10 119H7L8 116H6L7 118L5 117V118H6L5 120H3L4 118H2V115H1ZM18 117H19V116H17V118H18ZM33 117H35V114H34ZM49 117H51V116H49ZM52 117H51V119H52ZM64 117L62 116V118H60V117L58 116V118L56 119V121H59V123H60V122L62 123V122H64L65 120H68L67 117H65V118H64ZM70 117H71V115H70ZM81 117H79V118H81ZM90 117H91V116H90ZM90 117H88V118H89V119H92V118H90ZM148 117H149V116H148ZM154 117H153V118H154ZM165 117H164V118H165ZM181 117H182V116H181ZM184 117H182V118H184ZM192 117H193V116H192ZM192 117H191V118H192ZM198 117H199V116H198ZM201 117H200V118H201ZM253 117H254V118H253ZM258 117H257V120H258ZM9 118H10V117H9ZM14 118H15V117H14ZM36 118H37V116H36ZM41 118H42V117H41ZM77 118H78V117H77ZM79 118H78V120H79ZM83 118H82V120H83ZM88 118H86V119H88ZM95 118H96V117H95ZM107 118H109V117H107ZM107 118L104 119V121H105L104 123H106V121H108ZM114 118H115V117H114ZM151 118H152V117H151ZM153 118H152V121H154ZM164 118H163V119H164ZM170 118H171V117H170ZM200 118H199V119H200ZM228 118H231V116H229ZM232 118H233V117H232ZM12 119H13V117H12ZM30 119H33V118H30ZM39 119H40V117H39ZM54 119H53V120H54ZM59 119H60V120H61V119H62V120L65 119V120L60 121ZM74 119H75V118H74ZM74 119H73V120H74ZM86 119H85V120H86ZM111 119H112V118H111ZM117 119H118V118H116V120H117ZM119 119H120V118H119ZM145 119L148 120L147 117H146ZM179 119H180V116H179ZM179 119H177V117H176L175 120H179ZM185 119H186V118H185ZM185 119H183V120H185ZM196 119H197V118L195 117V119H193V121L196 120ZM199 119H197V120H199ZM247 119H248V118H247ZM1 120H3V121H1ZM13 120H15V119H13ZM34 120H35V121H34ZM34 120H33L32 124H33L34 122L37 123L38 121H40V120L36 121V119H34ZM70 120H72V119H70ZM73 120H72V121H73ZM76 120H77V119H76ZM76 120L74 121V123H76ZM78 120H77V121H78ZM82 120H79L78 122H81ZM92 120H93V119H92ZM120 120H121V119H120ZM166 120H168V118H166ZM166 120H165V121H166ZM186 120H187V119H186ZM186 120H185V122L183 123V125L188 124V125H190V127H191L192 124H189V123H190L192 120H191V121H188V120H187L189 123H186ZM229 120H230V119H229ZM237 120H238V119H237ZM237 120H235V121H237ZM255 120L253 121V125H254V126H255V124H254V123H255ZM257 120H256V123L258 122V124L260 123L261 125H263L262 123H263L264 119H263V120H260V122L257 121ZM17 121H18V120H17ZM47 121L49 122L50 119L47 120ZM47 121H46L43 125H45V124L47 123L46 125H48V126H47V129H48V127L51 126L52 124L49 125ZM72 121H71V123H72V125H73L74 123H73ZM86 121H89V120H86ZM86 121H85V122H86ZM90 121H91V120H90ZM93 121H95V123H94V122H91V124L93 123V127L98 128V127H96V120L94 119ZM111 121H112V120H111ZM111 121H110V119H109V122H110L111 124H110L109 122H107V123L110 124V126H108V128H105V127H104V128H105V130H106V129H110V130H112L111 133L114 132V131L116 130L115 132L117 133L118 130H117L116 128H115L114 131H113V127H115V125H117V123H116V121H115V122H111ZM113 121H114V120H113ZM123 121H125V120H123ZM148 121H149V120H148ZM152 121H151V122H152ZM165 121H164V122H165ZM168 121H169V120H168ZM170 121H171V119H170ZM170 121H169V122H170ZM172 121H174V119H173ZM179 121H181V119H180ZM231 121L233 122L234 119L231 120ZM231 121H229V122H231ZM12 122H13V121H12ZM41 122H42V120H41ZM41 122H40V123H41ZM43 122H44V121H43ZM51 122H52V121H51ZM51 122H50V123H51ZM53 122H55V121H53ZM67 122L70 123L69 120H68ZM67 122H66V123H67ZM83 122H84V121H82V123H83ZM144 122H147V121L144 120ZM151 122L149 123V124H150L149 126H153V125L156 124V122H154V124H152L153 122H152V123H151ZM164 122H163V123H164ZM203 122H204V120H202V123H203ZM222 122H223V121H222ZM241 122H242V121H241ZM249 122H250V121H249ZM7 123H6V124H7ZM13 123H14V122H13ZM36 123H35V124H36ZM38 123H39V122H38ZM40 123H39V124H40ZM59 123H58V122H57V123L55 122V124H57V126L59 125ZM61 123H60V125H62ZM66 123H64V124H65L66 126L68 125L67 127H69L70 124H69V123L66 124ZM100 123H99V124H100ZM104 123H103V125H104ZM112 123H114V124L116 123V124L114 125V124H112ZM118 123H119V122H118ZM170 123H171V122H170ZM170 123H167V124H170ZM174 123H176V122L174 121ZM174 123H173V124H174ZM178 123H179V122H178ZM194 123H197V122H194ZM194 123H193V124H194ZM199 123H200V120H199ZM233 123H234V122H233ZM233 123H232V124H233ZM244 123H243V124H244ZM6 124H5V126H6ZM14 124H15V123H14ZM32 124H31V125H32ZM39 124H38V126H40V129H41V127H42L43 125H42V123H41V125H39ZM78 124H80V123H78ZM86 124H88V122H87ZM89 124H90V122H89ZM94 124H95V125H94ZM99 124H97V126H99ZM122 124H123V123H122ZM122 124H120V125H122ZM125 124H126V123L124 122V125H125ZM127 124H129V123H127ZM146 124H147V123H146ZM167 124H166V125H167ZM240 124H241V123H240ZM246 124H247V123H246ZM248 124H249V123H248ZM1 125H0V126H1ZM53 125H54V124H53ZM105 125H106V124H105ZM112 125H113V127H112ZM164 125H165V123H164ZM164 125H163V128L166 127V125H165V126H164ZM180 125L183 126V125H182V122H181ZM188 125H187V126H188ZM224 125H225V124H224ZM230 125H231V124H230ZM230 125L227 124V126H226V125H225V126H226L227 129H228V126L230 127ZM236 125H237V122H236L235 126H234V125H233V126L236 128ZM251 125H252V122H251ZM251 125L249 124L248 126H251ZM253 125H252L251 127H249V128L252 129ZM261 125H259V126H261ZM8 126H9V125H7V127H8ZM17 126H18V125H17ZM66 126H64V127H66ZM70 126H71V125H70ZM76 126L79 127V125H76ZM76 126H75V127H76ZM82 126H83V125H82ZM84 126H85L86 128H89L90 126L92 127V125H90V126H88V127H87V125H84ZM118 126H119V125H117V127H118ZM125 126H126V125H125ZM177 126H179V125H177ZM177 126H176V127H177ZM195 126H197V125H194V127H193L192 129H194ZM237 126L239 127V126H241V125H237ZM259 126H258V131H261V129H262V131H263V127H264V125L262 126L261 129H259ZM31 127H32V126H31ZM34 127H35V126H34ZM44 127H45V126H43L42 128H43L45 131H47L46 128H44ZM51 127H52V126H51ZM59 127H60V126H59ZM61 127H63V125H62ZM64 127H63V129H64ZM72 127H73V130H74V129H75L74 125H73ZM93 127H92V128H89V130H90V129H93V130H94ZM100 127H101V129H102V124L100 125ZM147 127H148V125H147ZM147 127H146V128H147ZM156 127H158V126L156 125ZM156 127H155V128H156ZM176 127H175V128H176ZM179 127H180V126H179ZM200 127H203V126H200ZM223 127H224V126H223ZM226 127H225V128H226ZM231 127H232V126H231ZM244 127H245V128H244ZM244 127H243L244 129L247 128L246 125H244ZM0 128H1V127H0ZM11 128H12V126H11ZM32 128H33V127H32ZM56 128H57V127H56ZM80 128H81V127H80ZM111 128H112V129H111ZM128 128H129V127H128ZM128 128H127V129H128ZM148 128H149V127H148ZM151 128H152V127L149 128V133L151 132L150 134L153 135L155 129L153 128V133H152V131H150ZM160 128H161V129H160ZM160 128H159V129H160L161 131L159 130V131H160L159 133L163 132V131H162L163 128H162V127H160ZM169 128H170V127H168V129H169ZM185 128H186V126H185ZM197 128H198V127H196L195 129L197 130ZM243 128H241V129H243ZM253 128H254V127H253ZM1 129H4V127H2ZM1 129H0V130H1ZM5 129H6V128H5ZM5 129H4V130H5ZM9 129H10V128H9ZM9 129L7 128L6 131H7V134L10 135V133L8 132ZM16 129H18V127H17ZM33 129H34V128H33ZM38 129H39V127H37V130H38ZM49 129H50V128H49ZM49 129H48V131H49ZM52 129H55V128L52 127ZM58 129H59V128H58ZM58 129H57V130H58ZM60 129H61V131H60V133H61L63 129H62V128H60ZM60 129H59V130H60ZM68 129H69V128H68ZM101 129H99L100 132L102 131ZM119 129H120V127H119ZM129 129H130V128H129ZM144 129H145V128H144ZM168 129H167V130H168ZM176 129H177V128H176ZM179 129H180V128H179ZM181 129H182V127H181ZM186 129L191 130L190 128H186ZM198 129H199V128H198ZM201 129L203 130V128H201ZM247 129H248V128H247ZM250 129H248L249 131H248V130H246V131L241 130V131H240L239 128H238V130H237L236 133H238V132L241 133L242 131H244V132H242V133H247V131L250 132ZM4 130H3V131H4ZM12 130H13V129H11V131H12ZM14 130H15V129H14ZM14 130H13V131H14ZM37 130H34L33 132H35V131L37 132ZM57 130H56V131H57ZM70 130H71V127H70ZM84 130H85V129H84ZM87 130H88V129H87ZM93 130H92V131H93ZM103 130H104V129H103ZM120 130H122V129H120ZM151 130H152V129H151ZM157 130H158V129H157ZM170 130H171V128H170ZM172 130H174V128H172ZM223 130H224V129H223ZM233 130H234V128H233ZM252 130H256V129L254 128V129H252ZM252 130H251V132H250L249 134L252 133ZM18 131H19V130H16L17 133H16V132H14V133L19 134ZM42 131H43V130H42ZM48 131H47V133H48ZM50 131H51V133H50V132H49V133H50L51 135H52V133L54 134L53 136H55V141L57 142V141H58V140H56L57 133H56L55 131L52 132L51 129H50ZM65 131L68 132L69 130H67V128H66ZM65 131H64V132H65ZM75 131H76V132H75ZM94 131H95V133L97 132L96 130H94ZM94 131H93V132H94ZM107 131H109V130H107ZM107 131H106V132H107ZM127 131H129V130H127ZM131 131H132V130H131ZM146 131H147V130H146ZM165 131H166V130H165ZM182 131H184V132L186 133L188 130L185 131V130L183 129ZM192 131H194V130H192ZM197 131H199V130H197ZM200 131H201V130H200ZM200 131H199V132H200ZM203 131H204V130H203ZM203 131H202V132H203ZM224 131H225V130H224ZM230 131H231V129L229 130V133H230ZM256 131H257V130H256ZM258 131H257V132H258ZM19 132H20V131H19ZM72 132H73V134H74V133H78L79 131H78V130H74V131H72ZM90 132H91V131H90ZM93 132H91V133H93ZM98 132H99V131H98ZM100 132H99V135H100L101 137H100L97 133H96V134H97V138H98V137H99V138H102V140L104 139V138H103V135H104V136H105V135L108 136V135H107L108 133L111 134L110 131L107 132V133H105V131H104V134L102 133L103 135L100 134ZM115 132H114V133H115ZM147 132H148V131H147ZM147 132H146V133H147ZM156 132H157V131H155V134L158 133V132H157V133H156ZM177 132H180V131L177 130ZM177 132H176V133H177ZM195 132H196V131H195ZM227 132H228V131H226V133H227ZM234 132H235V131H234ZM234 132L231 131V136H233L232 133H234ZM1 133H2V131H0V134H1ZM12 133H13V132H12ZM12 133H11V134H12ZM21 133H22V132H20V135H21ZM43 133H44V132H43ZM43 133H42V134H43ZM45 133H46V132H45ZM47 133H46V134H47ZM60 133L58 132V136H59V135H60V137L63 136V134L61 133V134H62V135H61ZM69 133H70L69 136L72 135L70 131H69ZM91 133H90V134H91ZM95 133H93V136H92V135L90 136L91 138H93V139H92V144H91V143H87V144H89V145H94L93 142L96 141V139L94 140ZM116 133H115L114 135H116ZM119 133H121V132H119ZM125 133H126V132H125ZM163 133H164V132H163ZM165 133H166V132H165ZM171 133H172V132H171ZM187 133L189 134L190 132L188 131ZM224 133H225V132H224ZM229 133H228L227 135H229ZM236 133H234V134H236ZM7 134H6V135H7ZM42 134H39V135L42 136ZM55 134H56V135H55ZM64 134H65V133H64ZM67 134H68V133H67ZM78 134H79V136H77V135L75 134V139H76V136L79 137V138H81L80 133H78ZM132 134H133V131H132ZM155 134H154V136H155ZM174 134H175V133H174ZM180 134H181V132L178 133V135H174V136H177V138H179L178 136H179ZM191 134H192V133L189 134L190 137H191ZM196 134H197V133H196ZM196 134H195V135H196ZM199 134H201V133H199ZM221 134H222V133H221ZM249 134H248V135H249ZM253 134H254V133H253ZM253 134H252L251 136H253ZM1 135H3V134H1ZM1 135H0V136H1ZM13 135H14V134H13ZM37 135H38V134H37ZM43 135H44V134H43ZM47 135L50 136V138H51V135H49V134H47ZM47 135H45V136H47ZM111 135H112V134H111ZM111 135H110V136H111ZM117 135L121 136L120 134H117ZM130 135H131V132H130ZM133 135H135V134H133ZM152 135H151V136H152ZM161 135H162V134H161ZM164 135H165V134H164ZM171 135H172V134H171ZM183 135H184V134H183ZM185 135L188 136L187 134H185ZM185 135H184V138H186ZM197 135H198V134H197ZM197 135L194 136V134H193L194 137H196V138L198 137V138H199V136H197ZM202 135L204 136V132L202 133ZM218 135H219V134H218ZM222 135H223V134H222ZM222 135H221V138H222ZM224 135H225V134H224ZM236 135H237V134H236ZM236 135H234V136L237 137ZM239 135H240V134H239ZM255 135H256V134H255ZM3 136L5 137V135H3ZM18 136H19V135H18ZM18 136H15V137H16V138H20V139H22V137H20V136L18 137ZM33 136H34V135H33ZM67 136H68V135H67ZM67 136H66V137H67ZM106 136H105V138H107ZM110 136H108V138H107V140H108V142H107L108 147H107V148H108V149H107V148H102V145H103L104 143H103L102 145H98V143H97L98 140L96 141V144H97V145L94 146V148H95V147H99V148H100V146H101V148L104 149L103 151H105L106 149H107L108 151H110V150H113V151H114V149H116L117 152H118V150L121 151V148H123V147L117 149L118 147H120L119 145H121V144L118 143V142L120 141L119 139H120L121 137L116 136L117 140H119L118 142H115V143L118 144V147H117V144L115 145V144H113V142L111 143L113 146H110L109 139H112V138H111L112 136H111V137H110ZM131 136H132V135H131ZM172 136H173V135H172ZM225 136H226V135H225ZM225 136H224V137H225ZM234 136H233V137H234ZM246 136H247V135H246ZM249 136H250V135H249ZM257 136H258V135H256V137H257ZM259 136H261V135L259 134ZM4 137H2V138H4ZM10 137H11V135H10ZM23 137H24V136H23ZM43 137H44V136H43ZM43 137H42V138H43ZM66 137L64 136V138H66ZM72 137H73V135H72ZM118 137H119V139H118ZM134 137H136V135H135ZM158 137H159V138H158V139H159L158 142H159V141L162 142V140L160 139V138H162V137H160L159 134H158ZM166 137H167V135H166ZM170 137H171V136H170ZM180 137H181V135H180ZM182 137H183V136H182ZM228 137H229V136H228ZM228 137H227V138H228ZM233 137H232V138H233ZM238 137H240V136H238ZM238 137H237V138H238ZM243 137H244V134H242V138H243ZM247 137H248V136H247ZM13 138H14V136H13ZM45 138H46V137H44V139H45ZM50 138H48V140L51 141V144H49V142H48V144H49V145H47V146H49L48 149H50L51 145H52V146L54 145V147L57 145V144L55 145V141L53 140V138H52V140L54 141L53 143H52V140H50ZM62 138H63V137H62ZM70 138H71V136H70L69 138L64 139V140L67 141V140H69ZM129 138H130V139L132 138V139H131L132 141L135 140V139H133V136H132V137H129ZM129 138H128V140H129ZM156 138H157V137H156ZM167 138H168V137H167ZM184 138H183V139H184ZM217 138H218V137H217ZM249 138H250V137H248V140H250ZM251 138H252V137H251ZM5 139H6V141H7V139H8V141H9L8 136H7V138L5 137ZM5 139H3V140H4L3 143H5ZM10 139H11V138H10ZM23 139H24V138H23ZM25 139H26V138H25ZM57 139L60 140L61 138H57ZM75 139H74V137H73V138L71 139V141L74 140V142L76 143V142L78 141V138L76 139L77 141H75ZM84 139H85V137H83L82 140H84ZM163 139H165L164 136H163ZM168 139H169V138H168ZM181 139H182V138H181ZM194 139H195V138H194ZM194 139H193V140H194ZM222 139H223V138H222ZM222 139H221V140H222ZM259 139H260V138H259ZM3 140H2V141H3ZM33 140H34V139H31V138H30L27 142H21V140H20V144H19V140H17V143H18L19 145H21V147H22V149H20V148H18V149H20V151H21V150H24V151L27 153V155H29V154L32 155V154H34L35 152H39V151L36 150V149H35V150H32L31 146H32V141H33ZM45 140H46V142H43L44 140L42 139V142H43L44 144L47 143V141H48L47 139H45ZM61 140H63V139H61ZM100 140H101V139H100ZM107 140L104 139L103 141L106 143ZM113 140L115 141V139H112V141H113ZM165 140H167V139H165ZM170 140H172V138H171ZM190 140L192 141V139H190ZM198 140H200V139H198ZM205 140H206V139H205ZM225 140H226V139H225ZM227 140H228V139H227ZM251 140H252V139H251ZM253 140H254V142H256V144H257V141H255L256 138L253 139ZM257 140H258V139H257ZM0 141H1V137H0ZM23 141H24V140H23ZM71 141H70V142H71ZM79 141H80V140H79ZM79 141H78L77 143H82V144L86 145L85 143H83V141H81V142H79ZM87 141L90 142L91 139H90V140H87ZM87 141H85V142H87ZM103 141H102V142H103ZM132 141L129 140V145L131 144L130 142H132ZM135 141H136V140H135ZM184 141H186V139H185ZM187 141H188V139H187ZM191 141H190V142H191ZM194 141H195V140H194ZM203 141H204V139L202 140V142H203ZM243 141H245V139H244ZM243 141H242V142H243ZM246 141H247V140H246ZM9 142H11V143L14 142V143H15V140H13V141H9ZM70 142L67 141V143H70ZM102 142H100L99 144H101ZM136 142H137V141H136ZM166 142H167V141H166ZM166 142H165V144H166ZM168 142H171V141L168 140ZM168 142H167V143H168ZM172 142H173V141H172ZM172 142H171V143H172ZM188 142H189V141H188ZM206 142H207V141H206ZM218 142H220V141H218ZM222 142H223V141H222ZM222 142H221V143H222ZM227 142H228V141H227ZM229 142H230V141H229ZM237 142L240 143L241 141H238V140H237ZM247 142H249V141H247ZM254 142H253V144H254ZM259 142H260V141H259ZM0 143H1V142H0ZM6 143H8V142H6ZM6 143H5V144H6ZM57 143H58V142H57ZM60 143H61V142H60ZM62 143H63V144H62L63 146H61V144H60V146H61V147H64V146H65L66 149H67V147H68L67 145H69V144H66V142H65V144H66V145H65L63 141H62ZM75 143H72V144H73L72 146H74ZM132 143H134V141H133ZM203 143H205V142H203ZM244 143H245V142H244ZM249 143H252V142L250 141ZM5 144H4V146H3V145H2V146H3V147H5L6 145L9 146V144H6V145H5ZM15 144H16V143H15ZM58 144H59V143H58ZM160 144H161V143H158V145H159L160 147H161L162 145H164L163 142H162V145H160ZM168 144H170V143H168ZM193 144H194V142H192V145H193ZM197 144H199L198 141H197ZM227 144H228V143H227ZM232 144H233V143H232ZM245 144H248V143H245ZM245 144H242V146L245 145ZM253 144H250V145L256 147L255 149H254V147H253V148H252V147H249V148L252 149V150H251L252 153H254V152H253V149H254L255 151L258 152V150H257V146H255V145H253ZM0 145H1V144H0ZM13 145H14V144H13ZM13 145H12V146H13ZM16 145H17V144H16ZM19 145H17V146H19ZM45 145H46V144H45ZM114 145L116 146V148H113V149H112V147H115ZM124 145H125V144H124ZM134 145H135V143L133 144V146H134ZM155 145H157V144L155 143ZM158 145H157V146H158ZM166 145H167V144H166ZM207 145H208L209 148H210L211 145L208 144V143L206 144V146H207ZM212 145H213V144H212ZM224 145H225V143H224ZM248 145H249V144H248ZM2 146H1L0 148H2ZM12 146H11V144H10L9 147H12ZM60 146L58 147V145H57L56 148H60ZM70 146H71V144H70ZM72 146H71L70 148H72ZM77 146H78V145H77ZM103 146L106 147V144L103 145ZM109 146H110V148H109ZM131 146H132V145H131ZM131 146H129V150H130V148H131V150H132L133 147H131ZM157 146H156V150L159 151V149H157ZM168 146L170 147L171 145H167V147L165 146L166 149L169 148ZM172 146H173V145H172ZM172 146H171V148H172ZM195 146H197V145H195ZM195 146H194V147H195ZM199 146H200V145H199ZM220 146H221V145H220ZM225 146H226V145H225ZM230 146H231V145H229V147H230ZM239 146H240V144H239ZM242 146H240V147H242ZM54 147L51 148V150H52V149L55 150L56 148H54ZM92 147H93V146H92ZM92 147L90 146V148H92ZM152 147L154 148L153 144H152ZM152 147H151V148H152ZM163 147H164V146H163ZM222 147H223V146H222ZM222 147H221V148H222ZM229 147L227 146V147H225V148L228 149ZM5 148H6V147H5ZM13 148H14V149H17V148H15V147H13ZM29 148H31L29 151L25 150V149H29ZM43 148H44V147H42V149H43ZM70 148H68V150L72 151L71 153H73V151H75V152H77V151L80 152V151H81V146H80V148H79L80 150H77V151L75 150V148H72V149H74V150H71ZM83 148H85V149H83ZM87 148H88V146H87ZM87 148H86L85 146L82 147L83 151H86ZM126 148H128V147L126 146ZM126 148H125V149H126ZM153 148H152V150H153ZM197 148H198V147H197ZM197 148H196V150H197ZM201 148H202V146L200 147V149H201ZM209 148H208V150H209ZM225 148H224V149H225ZM233 148H234V147H233ZM242 148H243V149H242V152L244 151V152H243L244 154H245L246 151L249 152V148H247L248 150H247V149L244 150V146H243ZM245 148H246V146H245ZM7 149H8V147H7ZM7 149H6L5 152H8ZM44 149H45V148H44ZM44 149H43V151H44ZM60 149H61V148H60ZM62 149H64L65 151H68V150H66L65 148H62ZM77 149H78V147H77ZM96 149L99 150V151H102V149H101V150L98 149V148H96ZM109 149H110V150H109ZM123 149H124V148H123ZM161 149H162V148H160V150H161ZM194 149H195V148H194ZM203 149H204V147H203ZM205 149H206V148H205ZM205 149H204V150H205ZM227 149H225V150H227ZM229 149H230V148H229ZM234 149H235V148H234ZM1 150H3V149H0V151H1ZM10 150H11V154L13 155V153H12V149H9V151H10ZM64 150H63V151H64ZM88 150H89V151H88L87 153H90V155H87V153H85V152L82 153V154H86V155H87V156H86V155H83L85 158H86V157L89 158L90 156H92V155H91V154H93L92 152H94V154H95V149H94V151H91V152H90V150H93V149H89V148H88ZM97 150H96V154H95V155H97V154H101V155L103 154V155H104L105 152L102 151L103 153H102V152L99 153V151H97ZM133 150H134V149H133ZM133 150H132V153H133ZM162 150H163V149H162ZM171 150H172V149H171ZM191 150H192V149H191ZM208 150H207V151H208ZM14 151H15V150H14ZM16 151H19V150H16ZM16 151H15L14 153H15L16 155H18ZM45 151H46V150H45ZM45 151H44V152H45ZM47 151H50V150H47ZM47 151H46V152H47ZM57 151H58V150H57ZM57 151L55 150V152H56L55 154H57ZM108 151H107L106 153H111V152H108ZM113 151H112V152H113ZM120 151H119V152H120ZM125 151H126V150H125ZM125 151H124V152H125ZM127 151H128V150H127ZM134 151H135V150H134ZM150 151H151V149H150ZM167 151H169V149H168ZM167 151L164 150V151H162V153H163V152H166V153H167ZM209 151H210V150H209ZM251 151H250V152H251ZM2 152L5 153L4 150H3ZM21 152H22V151H21ZM21 152H20V153H21ZM25 152H22V153H25ZM50 152H51V153H50ZM50 152H49L50 155H47V153H46V154L44 153V154L47 155V156L49 157V156H51V154L53 155V153H54L53 150L50 151ZM58 152H59V151H58ZM68 152H69V151H68ZM75 152H74V153H75ZM81 152H82V151H81ZM114 152H115V151H114ZM155 152L157 153V151L154 150L153 153H155ZM159 152H160V151H159ZM159 152H158V153H159ZM200 152H201V151H200ZM223 152H224V151H223ZM248 152H247L246 155H248ZM250 152H249V153H250ZM3 153H2V154H3ZM8 153H9V152H8ZM26 153H25V154H26ZM120 153H121V152H120ZM129 153H130V151H129ZM151 153H152V151H151ZM153 153H152V154H153ZM156 153H155V154H156ZM169 153H170V152H169ZM172 153H173V152H172ZM195 153H196V152H195ZM211 153H212V152H211ZM213 153H214V152H213ZM213 153H212V155H213ZM226 153H227V152H226ZM252 153H251V154H252ZM255 153H256V152H255ZM2 154H1V152H0V155H2ZM15 154H14V155H15ZM35 154H36V153H35ZM58 154H59V153H58ZM58 154L55 155V162H57V161H56V158L58 159V157L60 158V156H61L60 154H59V155H58ZM76 154H77V155H80L81 158L78 157V158H80V160L84 158V157L82 158V154H79V153H76ZM94 154H93V155H94ZM113 154H114V153H113ZM115 154H117V153L115 152ZM133 154H134V153H133ZM196 154H197V153H196ZM215 154H216V152L214 153V156H211V157L214 158V157L217 155V154H216V155H215ZM222 154H223V153H222ZM241 154H242V153H241ZM244 154H243V155H244ZM14 155L12 156V158H10V153H9V155H8V154L6 155V153H5V156H9L8 160H6L7 158L5 157V158H6L5 160L7 161V164H6L7 166H5V168L7 167V169H8L10 166L13 167V165L16 164V162L14 163V161H15L17 158H16V156H14ZM22 155H23V154H22ZM68 155H69V154H68ZM77 155H76V156H77ZM95 155L92 156L93 159H94V158L96 159V158L98 157V156L96 157ZM103 155H102V156H103ZM121 155H122V154H121ZM121 155L118 153V156H119V157H121ZM150 155H151V154H150ZM160 155H161V154H160ZM170 155H171V154H170ZM170 155H169V156H170ZM194 155H195V154H194ZM204 155H205V154H202V157H203ZM207 155H208V154H207ZM207 155H206V156H207ZM209 155H210V154H209ZM41 156H42V155H41ZM57 156H58V157H57ZM66 156H67V155H66ZM69 156H70V155H69ZM69 156H67V157L69 158ZM76 156H75V154H74V157H76ZM99 156H100V155H99ZM102 156H100V158H103ZM105 156H111V157H112V155H110V154H108V155L105 154ZM113 156H114V155H113ZM115 156H116V155H115ZM118 156H117V157H118ZM131 156H132V154H131ZM131 156H130V157H131ZM136 156H138V155H136ZM154 156L157 157L158 155H157V156L154 155ZM162 156H164V155H162ZM162 156H161V157H162ZM172 156H173V155H172ZM231 156H232V155H231ZM241 156H242V155H241ZM241 156H240V158H242ZM248 156H249V155H248ZM251 156H252V155H251ZM251 156H249V161L251 160V159H250ZM255 156H257V155H253V157H254L253 159H255ZM2 157H3V155H2ZM2 157L0 156V158H2ZM17 157H18V159H19V155H18ZM23 157L25 158L26 155L23 156ZM23 157H22V158L20 157L21 160H24ZM45 157H46V156H43V158H42V159H43V160H42L43 162L41 161L42 164L45 162V161H44V160H45ZM63 157H65V156H63ZM74 157H73V154H72V155L70 156V158H71L70 160H71V161H70V160H65L66 162H67V161H68V162H69V161L71 162V164H68L67 167H68L69 170L71 169L72 174H74L73 179L77 178V177L79 176V174H81V173H80V170H79L78 168H81L82 173H84V170H85V168H84V170H82V166L79 167L80 164H81V161H82V160L80 161L78 158H76V159H78V161H77L76 159H74ZM92 157H90L89 160H90ZM111 157H110L109 159H111ZM122 157H123V155H122ZM125 157H126V155H125ZM125 157H124V162H126ZM127 157H128V156H127ZM134 157H135V156H134ZM148 157H149V156H148ZM152 157H153V156H151L150 158H152ZM161 157H160V158H161ZM165 157H167V156L165 155ZM244 157H245V156H243V158H244ZM13 158H15V159H13ZM52 158H54V157L51 156L50 159L48 158V159L50 160V162H51V159H52ZM61 158H62V156H61ZM61 158H60V159H61ZM98 158H99V157H98ZM113 158L115 159L116 157H112V159H113ZM136 158H137V157H135V159H136ZM150 158H149V159H150ZM158 158H159V156H158ZM163 158H164V157H162V160H163ZM168 158H170V157H168ZM171 158H172V157H171ZM212 158H211V159H212ZM243 158H242V160H243ZM3 159H4V158H3ZM3 159H2L1 161H4ZM11 159H13L14 161H12ZM18 159L16 160L17 163H19V164L22 163V162H19L20 159H19V161H18ZM60 159H58V161H59ZM65 159H66V158H65ZM103 159H105V157H104ZM137 159L139 160L140 157L138 156ZM172 159H174V158H172ZM201 159L203 160V159H206V158L204 157V158H201ZM207 159H208V156H207ZM211 159H209V160L211 161ZM214 159L216 160V157H215ZM232 159H234V158H232ZM236 159H237V158H236ZM247 159H248V158H247V156H246V160H247ZM32 160H33V159H32ZM86 160H88V159L86 158ZM97 160H99V159H97ZM97 160H95V161H96L95 166H94V162H95V161H94V162L92 161V162H93L92 165L94 166V168L96 167V164L99 162V161H97ZM127 160H128V158H127ZM132 160H134V158H133ZM156 160L158 161V160H160V159H157V158H156ZM166 160H167V159H165V162H166ZM242 160H241V162H243ZM246 160H244V161H246ZM6 161H5V162H6ZM11 161H12V162H11ZM46 161H48L47 158H46ZM60 161H61V160H60ZM84 161H85V160H84ZM108 161H109V160H108ZM119 161H120V162H123V161H121L120 159H119ZM149 161H150V160H149ZM149 161H148V163H150V162L152 163V161H150V162H149ZM173 161H174V160H172V163H173ZM175 161H176V160H175ZM196 161H198V159H197ZM199 161H200V158H199ZM206 161H207V160H206ZM229 161H230V160H229ZM236 161H237V160H236ZM236 161H235V162H236ZM254 161H255V160H254ZM254 161H251V162L254 163ZM256 161H257V160H256ZM5 162H3V163H5ZM32 162H33V161H32ZM50 162H48V163H50ZM52 162H53V161H52ZM52 162H51V164H52V166H53V163H52ZM55 162H54V163H55ZM82 162H83V161H82ZM87 162H88V161H87ZM87 162H83V163L85 164V163H87ZM103 162H105V161L103 160ZM111 162H112V161H111ZM116 162H117V161H116ZM116 162H115V163H116ZM132 162H133V161H132ZM140 162H141V160H139V162H138V163L136 162V163L139 165ZM154 162L156 163V161H154V158H153V163H154ZM158 162H159V161H158ZM235 162H233L232 164L235 165ZM239 162H240V161H239ZM241 162H240V163H241ZM246 162H247V163H246ZM246 162H245V163L243 162V163H244L243 167L241 166V168H240L239 170L237 169V171L242 172V170H244V171H245L246 169L248 170V168H249L250 165L248 166L247 164H248L249 162H248V161H246ZM12 163H14V164H12ZM23 163H24V162H23ZM30 163H31V162H30ZM46 163H47V162H46ZM59 163H62V162H59ZM88 163H89V162H88ZM88 163H87V164H88ZM118 163H119V162H118ZM143 163H144V162H143ZM169 163H170V161H169ZM200 163H201V162H200ZM215 163H216V161H215ZM27 164H28V163H27ZM39 164H40V163H39ZM90 164H91V161H90ZM99 164H101V160H100ZM104 164H105V163H104ZM158 164H160V163H158ZM167 164H168V163H167ZM167 164H166V165H167ZM176 164H177V163H176ZM210 164H211V163H210ZM228 164H229V163H228ZM236 164H237V163H236ZM250 164H251V163H250ZM254 164H257V163H254ZM0 165H1V164H0ZM3 165H4V164H3ZM17 165H18V164H17ZM21 165H22V164H21ZM21 165H20V167H21ZM34 165H35V164H34ZM44 165H46V164H43L42 167H43ZM48 165H50V164H48ZM55 165H56V164H54V166H55ZM81 165H83V164H81ZM102 165H103V163H102ZM102 165H100V166H102ZM116 165L119 166L120 163H119V164L116 163ZM142 165H143V164H141L140 167H141ZM154 165H155V164H154ZM205 165H206V164H205ZM238 165H239V163H238ZM238 165H236V166H238ZM246 165L248 166V168H246V169H242V168H244V167H247ZM15 166H16V165H15ZM32 166H33V165H32ZM40 166H41V165H40ZM50 166H51V165H50ZM50 166H49V167H50ZM52 166H51V167H52ZM57 166H58V165H57ZM61 166H62V165H61ZM86 166H87V165H86ZM86 166H85V167H86ZM90 166H91V165H89V167H90ZM97 166H98V164H97ZM111 166H112V165H111ZM121 166H122V165H121ZM149 166H151V165H149ZM149 166H148V167H149ZM159 166H161V164H160ZM170 166H171V164H170L169 166H167V168H169ZM176 166H177V165H176ZM207 166H208V164H207ZM213 166H214V165H213ZM230 166H231V165H230ZM255 166H256V168H257V165H254L253 167H255ZM12 167H10L8 171L11 172ZM20 167H18V166H16V168L13 167V170H14V168H15L16 171H18L17 169H19ZM22 167H24V165H23ZM51 167H50V169H52ZM64 167H65V166H64ZM83 167H84V165H83ZM135 167H137V165H135ZM143 167H144V166H143ZM155 167H156V165H155ZM155 167H154V168H155ZM251 167H252V165H251ZM253 167H252V168H253ZM0 168H1V167H0ZM55 168H56V169H55ZM87 168H88V166H87ZM91 168H92L91 170H93V167H92V166H91ZM100 168H101V167H100ZM103 168H104V167H102L101 169H103ZM138 168H139V167H138ZM152 168H153V165H152ZM154 168H153V170H154ZM198 168H199V167H198ZM200 168H201V166H200ZM200 168H199V169H200ZM229 168H230V167H229ZM232 168H235V166H234V167L232 166ZM232 168H231V169H232ZM236 168H237V167H236ZM252 168H251V169H252ZM7 169H4V171L7 170ZM10 169H11V170H10ZM23 169H24V168H23ZM39 169H40V170H43V169H41V167H40ZM44 169H46V166L44 167ZM48 169H49V168H48V166H47V171H48ZM50 169H49V170H50ZM53 169H55L56 171L59 170V169H57L56 166H55ZM53 169H52V170H53ZM89 169H90V168H89ZM95 169H96V168H95ZM119 169H120V168H119ZM135 169H136V168H135ZM135 169L133 170L134 173L137 172V171L140 172V171H139L140 168L137 169V171H135ZM142 169H143V168H142ZM163 169H165V168H163V166H162V168H161L160 170H163ZM169 169H170V168H169ZM174 169H175V168H174ZM208 169H209V168H208ZM241 169H242V170H241ZM254 169H255V168H254ZM52 170H50V171H52ZM99 170H100V169H99ZM103 170H104V169H103ZM106 170H107V169H106ZM120 170H121V169H120ZM122 170H123V168H122ZM160 170H159V167H158V172H159ZM172 170H173V169H172ZM177 170H178V169H177ZM195 170H196V169H195ZM202 170H203V169H202ZM240 170H241V171H240ZM14 171H15V170H14ZM14 171H12L11 173L13 174ZM19 171H20V169H19ZM19 171H18V173H20V176H21V173H24V172H25L24 170H23L24 172H19ZM21 171H22V169H21ZM34 171H36V169H34ZM37 171H38V170H37ZM43 171H44V170H43ZM47 171L45 170V172H44V174H46V176H47V173H46ZM93 171H94V170H93ZM93 171H92V172H93ZM95 171H98V169L95 170ZM123 171H124V170H123ZM127 171L130 172V171H132V170H130V169L128 170V169H127ZM143 171H144V170H143ZM143 171H142V173H143ZM148 171H149V170H148ZM148 171H147V172H148ZM156 171H157V170H156ZM163 171H164V170H163ZM165 171H166V170H165ZM175 171H176V170H175ZM198 171H199V170H198ZM204 171H205V170H204ZM207 171H208V170H207ZM214 171H215V169H214ZM232 171L234 172L233 169H232ZM248 171H249V170H248ZM251 171H252V170H251ZM255 171H256V170H255ZM257 171H258V169H257ZM1 172H3L2 169L0 170V173H1ZM41 172H42V171H40L39 174H40ZM52 172H53V174H55V176H56V174L58 173V172L54 173V170H53ZM86 172H87V170H85V173H86ZM101 172H103V171H101ZM105 172H106V171H105ZM107 172H108V171H107ZM128 172H127V173H128ZM144 172H145V171H144ZM153 172H154V174H152L151 171L149 172V173H151L152 177L155 176V174H156L155 171H153ZM160 172L162 173V171H160ZM160 172H159V174H161ZM169 172H170V171H169ZM200 172H201V171H200ZM210 172H212V171H210ZM230 172H231V171H230ZM233 172H232V173H233ZM235 172H236V170H235ZM245 172H246V171H245ZM252 172H253V171H252ZM15 173H16V172H15ZM25 173L27 174L28 172H25ZM42 173H43V172H42ZM88 173H89V172H88ZM88 173H87V174H88ZM90 173H91V172H90ZM90 173H89V177H90V179H91L93 176L91 177V174H92V173H91V174H90ZM97 173L100 174L99 172H97ZM109 173H110V172H109ZM109 173H108V174H109ZM125 173H126V172H125ZM127 173L125 174L126 176H127ZM132 173H133V172H132ZM145 173H146V172H145ZM173 173H174V172H171L170 174L173 175ZM206 173H207V172H206ZM243 173H244V172H242V175H246L245 173H244V174H243ZM246 173H247V175H249L248 172H246ZM249 173L251 174L250 171H249ZM253 173H254V172H253ZM258 173H259V172H258ZM258 173L256 172V174H258ZM4 174H5V173H4ZM6 174H7V171H6ZM9 174H10V173H9ZM9 174H8V175H9ZM37 174H38V173H37ZM53 174L51 173V175H49V176H52ZM87 174H86V175H87ZM93 174H94V172H93ZM93 174H92V175H93ZM114 174H115V173H114ZM157 174H158V173H157ZM159 174H158V175H159ZM163 174H164V173H163ZM201 174H202V172H201ZM201 174H200V175H201ZM213 174H214V172H213ZM236 174H237V176H238V173H236ZM236 174H234L233 176L236 177ZM0 175H1V174H0ZM23 175H24V174H22V176H23ZM101 175H102V174H101ZM123 175H124V172H123ZM129 175H130V174H129ZM143 175H144V174H143ZM149 175H150V174H149ZM200 175H199L198 177H201ZM202 175H203V174H202ZM207 175H208V174H207ZM210 175H211V174H210ZM242 175H241V173H240V176H241V177L238 176V179H240V178L242 179ZM247 175H246V176H247ZM254 175H255V174H254ZM254 175L252 174L251 176L253 177ZM258 175H260V174H258ZM5 176H6L7 178H6ZM5 176H1V177H2V178L4 177V179L6 178V180L1 179V177H0V185H1L3 182L5 183L6 181H8V178L11 180L10 177L13 176V175H9L10 177H8L7 175H5ZM16 176H17V178H18L19 174H18V175L14 174V177H15V178H16ZM20 176H19V177H20ZM22 176H21V177H22ZM26 176H28V174H27ZM55 176H53V177H55ZM103 176H104V173H103ZM126 176H125V177H126ZM131 176L134 177L135 175L133 174V175H131ZM139 176H140V175H139ZM139 176H137V177H139ZM147 176H148V173H147ZM165 176H166V175H165ZM174 176H175V175H174ZM14 177H12V179H15ZM21 177H20V178H21ZM24 177H25V176H24ZM24 177H22V178H24ZM28 177H29V176H28ZM53 177H52V178H49L50 180H48V179L46 180V179H45L44 181H47L46 183L51 182V183H49V184H51V185H49V187H50V186H51V188L53 187V189H54L53 191H54V193L56 192V193H55V196L57 197V194H58V192H60V191L56 189V190L58 191V192H57V191L55 190L54 186H52V182H54L55 180H57L56 178H57V177L59 178L60 175L58 174V176H56V178H54V179H53ZM89 177H88V178H89ZM106 177H107V176H106ZM113 177H115V176H113ZM113 177H112V178H113ZM137 177H136V178H137ZM142 177H143V176L141 175L140 178H142ZM148 177H149V176H148ZM152 177H151V178H152ZM158 177H159V176H158ZM194 177H195V175H194ZM239 177H240V178H239ZM247 177H249V176H247ZM256 177H258V176L256 175ZM261 177H262V176H261ZM22 178H21V179H22ZM39 178H40V179L42 178V180H43V177H40V176H39ZM44 178H46L45 175H44ZM108 178L111 179V175L108 176ZM127 178H128V176H127ZM134 178H135V177H134ZM154 178H155V177H154ZM164 178H165V177H164ZM177 178H178V177H177ZM202 178H203V177H202ZM236 178H237V177H236ZM245 178H246V177H245ZM254 178H255V177H254ZM254 178H252V179L254 180ZM258 178H259L258 180H260V176H259ZM25 179H27V177H25ZM28 179H29V178H28ZM31 179H32V178H31ZM51 179H53V181H51ZM59 179H60V178H59ZM59 179H58V183L55 181V183H57V184H55V187H56V188L58 187V189H59V187H60V189H61V191H62V193H59L58 197H60V194H62L61 196H63V194H65V193H63V192H65L67 189H69V187H70V185H71V183H72V180H73V179H72V180H68V182H66L63 186H59V185H62V184H59L60 181H61V180L59 181ZM86 179H87V178H86ZM90 179H89L88 181L94 182L93 180H90ZM93 179H95V178L93 177ZM102 179H104V178H102ZM149 179H150V177H149ZM158 179H159V178H158ZM174 179H175V178H174ZM191 179H192V178H191ZM196 179H197V178H196ZM215 179H216V178H215ZM241 179H240V180H241ZM243 179H244V178H243ZM243 179H242V180H243ZM262 179H263V178H262ZM262 179H261L259 182H257V181H258V180H257V181H256L257 184H258V183L261 184ZM2 180H3V182H2ZM10 180H9V181H10ZM15 180H17V179H15ZM29 180H30V179H29ZM77 180H78V179H77ZM84 180H85V179H83V182H82V181H80V179H79V181L81 182V183H80L81 186H82V184H83L85 181L87 182V180H85V181H84ZM105 180H107V178H106ZM114 180H115V179H114ZM117 180H118V178H117ZM117 180H115V183H116ZM132 180H133V179H132ZM135 180H136V183L139 181V180H137V179H135ZM152 180H153V179H152ZM156 180H157V179H156ZM168 180H169V179H168ZM194 180H195V179H194ZM199 180H201V179H199ZM199 180H198V181H199ZM245 180L249 182V179H248V178H246ZM245 180H243V181H245ZM255 180H256V179H255ZM9 181L7 182L9 185H8L7 183H5V184H7V187H8V186H11V184H10ZM18 181H20V180H18ZM18 181H16L17 183L15 184V186L19 183ZM34 181H35V180H34ZM102 181H103V180H102ZM109 181H110V180H109ZM109 181H108V182H109ZM119 181H121V180H119ZM123 181H124V180H123ZM123 181H122V182H123ZM153 181H154V180H153ZM157 181H158V180H157ZM192 181H193V180H192ZM196 181H197V180H196ZM208 181H209V180H208ZM243 181H242V183H244V186H245V182H246V181H245V182H243ZM1 182H2V183H1ZM12 182L14 183L15 181L13 180ZM21 182H23L24 184H25V183H27V184L29 183V182H24V179H23L22 181H20L19 184H22ZM38 182H39V181H38ZM38 182H37L36 184H38ZM41 182H42V181H41ZM95 182H96V181H95ZM111 182H112V181H111ZM130 182H131V181H130ZM206 182H207V181H206ZM210 182H211V181H210ZM210 182H209V183H210ZM234 182H235V180H234ZM238 182H239V180L235 182L236 184L234 183V184H235V187H236V185H237ZM251 182L253 183V181H250V183H251ZM4 183H3V186H5ZM113 183H114V181H113ZM117 183H118V182H117ZM117 183H116V184H117ZM123 183H124V182H123ZM126 183L128 184L129 182L126 180ZM126 183H125V185H123V187H125V186L127 187ZM132 183L135 184V181L133 180ZM132 183H131V184H128V185L130 186V185H132ZM138 183H139V182H138ZM138 183H137V184H138ZM142 183H143V182H142ZM184 183H185V182H184ZM197 183H198V182H197ZM203 183H204V181H203ZM203 183L201 182V184H203ZM207 183H208V182H207ZM212 183H213V182H212ZM239 183H241V182H239ZM250 183H249V185H246V190L243 188L244 186L242 185V189H244V191H246V192H247V190H248V188H249V191H248L249 193H251L250 191L254 192V190H255V188H254V190H253V188H251V187H248V188H247V186H251ZM53 184H54V183H53ZM86 184H87V183H86ZM95 184H96V186H97V183H95ZM116 184H115V185H116ZM120 184H121V183H120ZM134 184H133V185H134ZM137 184H136V186H137ZM154 184H155V183H154ZM199 184H200V182H199ZM199 184H198V185H199ZM201 184H200V185H201ZM246 184H247V183H246ZM262 184H263V183H262ZM13 185H14V184H13ZM25 185H26V184H25ZM25 185H24V186H25ZM39 185H40V184H39ZM42 185L46 186V185H48V184H46V185H45V184H42ZM42 185H41V186H42ZM56 185H57V186H56ZM89 185H91V184H89ZM108 185H109V183H108ZM118 185H119V184H118ZM139 185H141V183H140ZM143 185H144V184H143ZM143 185H142V188H143ZM147 185H148V184H147ZM152 185H153V184H152ZM152 185H151V186H152ZM155 185H157V183H156ZM163 185H164V183H163ZM163 185H162V186H163ZM167 185H168V183L166 184V186H167ZM196 185H197V184H196ZM198 185H197V186H198ZM207 185H208V184H207ZM255 185H256V184H254V186H255ZM258 185H259V184H258ZM258 185H257V186H258ZM1 186H2V185H1ZM15 186H13V187L15 188ZM17 186H18V188H15V189L18 191V190H20L19 186L22 187V185H17ZM17 186H16V187H17ZM24 186H23V187H24ZM37 186H38V185H37ZM84 186H86V185L84 184ZM84 186H83V189H85ZM91 186H93V184H92ZM91 186H90V187H91ZM94 186H95V185H94ZM96 186H95V188H96ZM106 186H107V185H106ZM109 186H110V185H109ZM112 186H113V184H112ZM112 186H111V187H112ZM120 186H121V185H120ZM120 186H119V187H120ZM145 186H146V185H145ZM148 186H149V185H148ZM157 186H158V185H157ZM197 186H195V188H196ZM204 186H205V185H204ZM204 186H203V187H204ZM208 186H209V185H208ZM208 186H207V187H208ZM212 186H213V185L211 184V187H212ZM237 186H238V187H237L238 189L236 188V191H238V190L240 189V188H239V184H238ZM252 186H253V184H252ZM254 186H253V187H254ZM259 186H260V185H259ZM262 186H263V185H262ZM262 186H261V187H262ZM5 187H6V186H5ZM5 187H4V188H5ZM7 187L5 188V191H7L6 193H10V192H8V188H7ZM26 187H27V186H26ZM26 187H24V188H25L27 191H29L30 189H32V190H30V191H31V193L33 192V188L31 187V185H28V187H30V188H26ZM33 187H34V186H33ZM42 187H43V186H42ZM47 187H48V186H47ZM61 187H63V189H65V191H63ZM86 187L90 188L88 185H87ZM97 187H98V186H97ZM114 187H115V186H114ZM114 187H113V188H114ZM134 187H135V185H134ZM163 187H164V186H163ZM167 187H168V186H167ZM178 187H180V186H178ZM192 187H193V185H192ZM201 187H202V186H201ZM201 187H200V188H201ZM240 187H241V186H240ZM1 188H3V187H1ZM1 188H0V189H1ZM14 188H13V190H14ZM35 188H36V187H35ZM37 188H39V187H37ZM45 188H46V187H45ZM91 188L93 189V187H91ZM120 188H121V187H120ZM131 188H132V186H131ZM131 188H130V187L127 188V191L123 192L122 195H116V193H114L115 195H112V196H110V197L107 198V199H105L106 197L104 198V197L102 196L103 201H102V202H100L101 200L99 201V204H98L99 207H98V208H103V207H102V206H103V205H102L103 202H104V207L107 208V211H108V209H109L108 207L115 206V207H117V209H118V207H119V206L121 207L122 204L129 203L130 200H132V198H131L130 195H129V194H130V191H131ZM139 188H141V187H139ZM145 188L148 189L147 187H145ZM156 188H157V187H156ZM156 188H155V191H156ZM169 188H170V185H169ZM212 188H213V187H212ZM214 188H215V187H214ZM263 188H264V187H263ZM263 188H261V189H263ZM6 189H7V190H6ZM25 189H23V190H24V193L26 194V197H27V196H28V197H27V199L22 200L18 206H14V205H13L14 202L16 201V199H15V200L12 199L11 201L14 200L13 202L9 201V199L18 196V192H17V191H15V192L17 193V195L15 194L16 196H13V197L11 196V198L9 197V199H8V198H7V195H8V194H7V195L5 194L4 189H3V191H1L2 189L0 190V191H1V192H0V195H1L2 192H3V193L6 195V198H7V199H4L5 196H4L3 194H2L3 197L1 196L0 198L4 199L5 202H6V200L9 201V203H10L11 206L13 205V207H10V208H9V207H8L9 204L7 203L8 210H7V208L5 207V205H3V206L6 208V211H5L4 213L1 212L3 208L0 209V212H1V213H0V214H1V215H0V224H1V222H3V221H5V223H7V222H6L7 220H8V222H10V221H9V218L7 219V216H8V215H9V216L12 215V212H13V211H18V212L20 213L19 215H23L24 213H21V212H20V211H21L20 209H22V210H26V209H27V203H28V208L30 207V210H31V206H32V205H33V206L35 205V207H36L37 210H39V209L42 210V209H43L42 211H44V208H45V207H47L48 210H49V208L53 209V208L56 207V206H58L56 209H58V208L61 209L62 206H63V209L65 208V206H67V208H69L68 206H70V205H67V203H70V204H71V202H72L71 200L74 201V199H73L74 196L69 195L68 191H66V192L68 193V197H71L72 199L70 198L71 200L69 201V200H67V199L64 200L63 197H62V198L60 197L61 199L64 200V201L62 200L61 203H60V199H59V198L57 199V198L55 197V198L57 199V200H56V199H53L54 196H53V197L50 196L51 193L53 192L52 190H51V192H49V191H50V188H49V191H47L48 193H50V195H48V193L45 192V195H46V196L48 195L47 198L44 197V195L42 196L40 193L38 194V193L36 192L37 190L35 189L36 191H34V192H35L36 194L42 196V197H40V196L38 197V195L36 196V194H35V195H33V194L31 195V193H30L29 195H30L31 197L34 196V199H30L29 201H26V200H28V198H29L30 196L26 193L27 191H25ZM28 189H29V190H28ZM39 189L42 190L41 187H40ZM96 189H97V188H96ZM96 189H94V191H95ZM99 189H100V187H99ZM117 189H118V188H117ZM133 189H134V188H133ZM133 189H132V190H133ZM137 189H138V187H137ZM146 189H145V190H146ZM166 189H167V188H166ZM172 189H174V188H172ZM197 189H198V187H197ZM197 189H196V190H197ZM205 189H206V188H205ZM209 189H211V188H209ZM234 189H235V188H234ZM250 189H252V190H250ZM261 189H258V190H259V191H258L259 193H260V190H261ZM9 190L11 191V187L9 188ZM40 190H39V192H42V191H40ZM43 190H44V187H43ZM46 190H47V188H46L44 191H46ZM85 190H86V189H85ZM115 190H116V189H115ZM118 190H119V189H118ZM118 190H116L115 192H117ZM123 190H126V188H125V189L123 188ZM135 190H136V188H135ZM135 190H134V191H135ZM174 190H175V189H174ZM176 190H177V189H176ZM179 190H180V189H179ZM190 190H191V189H190ZM202 190H203V189H202ZM212 190H213V189H212ZM94 191H93V192H94ZM110 191H111V190H110ZM141 191H142V190H141ZM155 191H154V192H155ZM158 191H159V190H158ZM169 191H170V190H169ZM183 191H184V190H183ZM197 191H198V190H197ZM197 191H196V192H197ZM210 191H211V190H209V192H210ZM256 191H257V189H256ZM12 192H13V191H11V193H10L11 195H12ZM15 192H14V193H15ZM83 192H84V191H80V192L77 194V198H76V199L80 200V197H81V195H82ZM87 192H89V189L87 190ZM96 192L98 193V191H96ZM96 192H94V193H96ZM118 192H120V191H118ZM118 192H117V193H118ZM139 192H140V191H139ZM151 192H152V191H151ZM170 192H171V191H170ZM175 192H176V191H175ZM175 192H174V193H175ZM193 192H195L194 189H193ZM200 192H201V190H200ZM203 192H204V191H203ZM206 192H208V191L206 190ZM212 192H213V191H212ZM212 192H211V194H212ZM240 192H241V194H243L244 197H243V196H239V195H240ZM248 192H247V194H249ZM261 192H262V195H264L263 191H261ZM14 193H13V194H14ZM28 193H29V192H28ZM43 193H44V192H43ZM46 193H47V194H46ZM54 193H52V195H54ZM89 193H91V195H92L91 190H90ZM94 193H93V195H94ZM137 193H138V192H137ZM146 193H147V192H146ZM148 193H149V192H148ZM165 193H166V192H165ZM167 193H168V192H167ZM176 193H177V192H176ZM198 193H199V192H198ZM213 193H214V192H213ZM215 193H216V192H215ZM217 193H219V192H217ZM10 194H9V195H10ZM25 194H24V195H25ZM106 194H107V193H106ZM118 194H119V193H118ZM131 194H132V193H131ZM150 194H151V193H150ZM159 194H160V193H159ZM171 194H173V193H171ZM194 194H195V193H194ZM194 194H193V195H194ZM204 194H206V193H204ZM211 194H210V195H211ZM237 194H238V193H237ZM244 194H245V193H244V192L242 193V191L240 190V191H239V194H238L237 196H239L240 198H242V197H243V198H246V197H245L246 194H245V195H244ZM256 194H257V193L255 192V197L257 196ZM9 195H8V196H9ZM65 195H67V194H65ZM98 195H99V194H98ZM98 195L96 194V198H95V199H97V196H98ZM100 195H102V194H100ZM110 195H111V193H110ZM134 195H135V194H134ZM138 195H139V194H138ZM152 195H153V194H152ZM167 195H168V194H167ZM167 195H166V196H167ZM178 195H179V193H178ZM216 195H217V194H216ZM252 195H253V194H251V196H252ZM258 195H260V194H258ZM35 196L38 197V198H36ZM49 196H50V197H49ZM107 196H109V195H107ZM182 196H184V195H182ZM197 196H199V195L197 194ZM212 196H213V195H212ZM212 196H210V197L212 198ZM247 196H248V195H247ZM251 196H249V197H251ZM253 196H254V195H253ZM253 196H252V197H253ZM31 197H30V198H31ZM68 197H66V198H68ZM100 197H101V196H100ZM133 197H134V196H133ZM136 197H137V196H136ZM145 197H146V195H145ZM169 197H170V196H169ZM178 197H179V196H178ZM213 197H214V196H213ZM217 197H218V200H220V199H219V196H217ZM249 197H247L246 200H248ZM260 197H261V196H260ZM263 197H264V196H263ZM64 198H65V196H64ZM143 198H144V197H143ZM179 198H180V197H179ZM193 198H194V196H193ZM198 198H199V197H198ZM203 198L205 199V197H203ZM215 198H216V197H215ZM240 198H239V200H241ZM76 199H75V201H76L77 203H76V202H72L73 204L75 203V204H74V207L77 206L76 204H79V202H78ZM99 199H101V198H99ZM99 199H98V200H99ZM140 199H141V198H140ZM194 199L196 200V198H194ZM207 199H208V198H207ZM213 199H214V198H213ZM237 199H238V198H237ZM252 199H254V198H252ZM257 199H258V200L260 199L259 201H261V198L256 197V199H255L256 202H257ZM262 199H263V198H262ZM0 200H1V199H0ZM4 200H2V202L0 201V203H1V204H4V203H5V202H3ZM31 200H34V201H31ZM143 200H144V199H143ZM151 200H152V199H151ZM168 200H169V199H168ZM183 200H184V199H183ZM189 200H190V199H189ZM214 200H215V199H214ZM244 200H245V199H244ZM250 200H251V199H249V201H250ZM136 201H137V200H136ZM138 201H139V199H138ZM145 201H146V200H145ZM171 201H172V200H171ZM179 201H180V200H179ZM192 201L194 202V200H192ZM204 201H205V200H204ZM207 201H208V200H207ZM211 201H212V200H211ZM182 202H183V201H182ZM215 202H216V201H215ZM215 202H214V203H215ZM219 202H220V201H219ZM221 202H222V200H221ZM247 202H248V201H247ZM247 202H246V203H247ZM135 203H136V202H135ZM138 203H139V202H138ZM138 203H137L136 205H139V206H140V207H139V208H140L139 210H144V211H145V210H146V211L148 210V206H147V205H140V204H138ZM152 203H153V202H152ZM177 203H179V202L176 201V204H177ZM191 203H192V202H191ZM196 203H197V202H196ZM199 203H201V201H200ZM207 203H208V202H207ZM238 203H239V202H238ZM241 203H244V202L241 201ZM246 203H245V204H246ZM249 203L252 204L253 201L248 202V205H249ZM258 203H259V202H258ZM258 203H257V204H258ZM260 203H262V202H260ZM1 204H0V205H1ZM5 204H6V203H5ZM118 204H120V205H118ZM150 204H151V203H150ZM184 204H186V203L184 202ZM192 204H193V203H192ZM194 204H195V203H194ZM201 204H202V203H201ZM204 204H206V203L204 202ZM210 204H211V203H210ZM215 204H216V203H215ZM253 204H254V203H253ZM253 204H252V205H253ZM257 204L255 203L254 205H257ZM263 204H264V203H263ZM263 204H261V205H263ZM60 205H61V206H60ZM79 205H80V204H79ZM197 205H198V203H197ZM217 205H218V204H217ZM217 205H216V206H217ZM240 205H241V204H240ZM246 205H247V204H246ZM248 205H247V206H248ZM252 205H251V207H255V206H252ZM259 205H260V204H259ZM123 206H124V205H123ZM123 206H122V207H123ZM129 206H130V205H129ZM179 206H180V205H179ZM190 206H191V205H190ZM209 206H210V205H209ZM213 206H214V205H213ZM218 206H220V205H218ZM257 206H258V205H257ZM257 206H256V208H257ZM74 207H73V209H72L73 212L77 209V208H76V209L74 210ZM115 207H114V208H115ZM120 207H119V210H120ZM182 207H183V206H182ZM186 207H188V206H186ZM193 207H194V206H193ZM197 207H200V205L197 206ZM201 207H202V206H201ZM207 207H208V206H207ZM211 207H212V205L210 206V209H211ZM249 207H250V206H249ZM251 207H250L249 209H250V210H253L254 208L251 209ZM38 208H39V209H38ZM67 208H65V209H67ZM70 208H72V206H70ZM114 208H113V209H114ZM151 208H152V207H151ZM216 208H218V207H216ZM216 208H215V209H216ZM219 208H220V207H219ZM222 208L224 209V208H226V207L222 206ZM239 208H240V206H239ZM262 208H263V207H262ZM34 209H35V208H34ZM36 209H35V210H36ZM63 209H62V214H60L61 211H58V210H56V211L59 212L58 214H60V216L63 215V218H64V217H66V215L69 214V213H68V212H65V214H66V215H65V214H64V211H65V210L63 211ZM78 209H79V206H78ZM80 209H81V208H80ZM122 209H123V208H122ZM122 209H121V210H122ZM168 209H169V208H168ZM171 209H172V208H170V210H171ZM183 209H184V208H182V210H183ZM196 209H197V208H196ZM199 209H200V208H199ZM28 210H29V209H28ZM30 210H29V211H30ZM40 210H39V211H40ZM68 210H70V209H68ZM99 210H100V209H99ZM99 210H98V211H99ZM103 210H104V208H103ZM111 210H112V209H111ZM111 210H110V212H111ZM119 210H116V212L118 213ZM139 210H138V208H137V211H136V213H134V214H136V215L139 214V212H138ZM155 210H156V209H155ZM176 210H177V209H176ZM191 210H192V209H191ZM197 210H198V209H197ZM200 210H202V209H200ZM203 210H204V209H203ZM219 210H220V212H222L221 209H219ZM219 210H218V211H219ZM226 210H227V209H226ZM250 210H249V211H250ZM259 210H260V206H259ZM261 210H262V209H261ZM3 211H4V210H3ZM39 211H36V212L38 213ZM80 211H81V210H80ZM80 211H79V212H80ZM105 211H106V209H105ZM105 211H104V213H105ZM167 211H169V210H167ZM167 211H166L165 214H162V215L160 214L161 216H159V217H156L157 214L154 215V217H156V218H152L153 216H151V218H150L149 215H147V216H149V218L152 220L151 222H153V224H155L154 226L157 227L156 224H157L158 222H160L162 219L171 218L172 215H174V214L176 215V212H178L179 210H177L175 213H173V212H172V213H168ZM172 211H173V210H172ZM194 211H195V210H194ZM246 211H248V210L246 209ZM254 211H255V209H254ZM257 211H258V209L256 210V212H257ZM36 212H35V213H36ZM44 212H45V211H44ZM47 212H48V211H47ZM69 212H70V214L72 213L71 211H69ZM77 212H78V211H77ZM79 212H78V215H79V217H80ZM86 212H87V213H86L85 217H83V219H82V223H84V222L87 221V220L89 221V219L91 220V218H92V213H93V214H96V205H95V206H94V205L91 206V207L89 208V210H88V208H86ZM99 212H100V211H99ZM114 212H115V210H114ZM160 212H161V211H160ZM169 212H170V211H169ZM180 212H181V211H180ZM200 212H201V211H200ZM202 212H203V211H202ZM216 212H217V211H216ZM224 212H225V210H224ZM251 212H252V211H251ZM251 212H249L247 215L249 216V214H250ZM256 212H252L251 214L256 213ZM27 213H28V212H27ZM31 213H32V214L34 213L33 210L31 211ZM35 213H34V217H33V218L30 220V222L27 223L26 225H21V224H22V217H20V216L18 215V216H19V221H18V222H19V226H18V228H19V231H20L21 233H23V231H24L25 228H27L28 230H31L30 233L32 232V230H33V231H36V232H37V230H39L38 232L41 233L40 231H42V230H40V229L46 227L47 224H49V222L51 223V222H57V221H58V224H59V225H61V226L63 225V224H60V222H61L60 220H62L61 217H58L57 219L54 218V217H51V218H50V221L47 223V221L45 220V217H43L44 215L47 216L46 213H45L44 215H42V213H43V212H42V213H41L42 217H40V218L38 217V216H40V215H39V214H38V215H35ZM100 213H101V212H100ZM150 213H151V210H150ZM186 213H190V212H186ZM206 213H207V212H206ZM208 213H209V211H208ZM225 213H226V212H225ZM225 213H223V214H225ZM245 213H246V212H245ZM258 213H259V212H258ZM260 213L262 214L263 212L260 211ZM260 213H259V214H260ZM32 214H31V215H32ZM56 214H57V213H56ZM70 214L68 215V216H69V219H70L71 217H74V216H72L73 214H72L71 217H70ZM102 214H103V212H102ZM107 214H109V213H107ZM110 214H111V213H110ZM121 214H122V213H121ZM124 214H125V213H124ZM124 214H122V215L119 216V217H118V216H117V217H116V216H115V217H111V215H110V216H103L102 218L100 217V218H98V219H95V218H94V219L92 220V222H91V228H92V229H95L94 226H97V225L100 223V221H102L104 231L106 230V231L113 232V233H110V234H112V236L110 235L112 239H120L121 237L124 238L125 235H129V234L131 235L130 238H132V235H134L135 233H136V235L138 236V235L140 234V232H138V230H137V229H139V227H138L139 224H137V223H139V222L137 221V223H136V220H134V217L137 218V217H139V216H137V217H136V216H133V218H131L130 220H128L129 217H128V216H124ZM141 214H142V213H141ZM141 214H139V215H141ZM146 214H147V212H146ZM153 214H154V212H153ZM158 214H159V212H158ZM184 214H185V213H184ZM196 214H197V213H196ZM213 214H214V213H213ZM213 214H212V215L210 214V215L213 216ZM256 214H257V213H256ZM64 215H65V216H64ZM75 215H77V214L75 213ZM115 215H116V214H115ZM119 215H120V214H119ZM129 215H130V214H129ZM175 215L173 216V218L176 217ZM181 215L183 216V213H182ZM181 215H179V216H181ZM185 215H186V214H185ZM191 215H192V214H191ZM198 215H199V214H198ZM206 215H207V214H206ZM208 215H209V214H208ZM227 215H228V214H227ZM263 215H264V213H263ZM32 216H33V215H32ZM143 216H144V215H143ZM186 216H188V218L190 217L189 215H186ZM186 216H184L183 218H181L182 220L179 221L180 224H181V221H183L184 218H185ZM192 216H193V215H192ZM244 216H245V214H244ZM244 216H243V217H244ZM252 216H253V215H252ZM10 217H12V216H10ZM35 217H36V218H35ZM48 217H49V216H48ZM48 217H46L47 220H49ZM75 217H76V216H75ZM75 217H74V218H75ZM77 217H78V216H77ZM77 217L75 218L77 221H78V219L81 220L80 218L77 219ZM144 217H145V216H144ZM202 217H203V216H202ZM228 217H229V215H228ZM245 217H246V216H245ZM250 217H251V215H250ZM254 217H255V216H254ZM254 217H253V218H254ZM42 218H43V219H42ZM67 218H68V217H67ZM67 218H64V221L62 220V221L64 222L65 226H63V227H61V226H59V225H58V226L61 227V228H63V229L66 228V227H68V223H69V222H68V221L65 222V220H66ZM74 218H73V219H74ZM178 218H180V217H178ZM188 218H187V219H188ZM190 218H191V217H190ZM204 218H205V217H204ZM212 218H214V217H212ZM247 218H248L249 221H252V220H253L252 218H251V220H250L249 217H247ZM6 219H7V220H6ZM59 219H60V220H59ZM69 219H68V220H69ZM71 219H72V218H71ZM71 219H70V220H71ZM75 219H74V221L76 222ZM142 219H144V218H142ZM187 219L185 218V220H187ZM201 219H202V218H201ZM137 220H138V219H137ZM140 220H141V219H140ZM145 220H147L146 217H145ZM167 220H169V219H167ZM176 220H177V219H176ZM178 220H179V219H178ZM191 220H192V219H191ZM210 220H211V217H210ZM214 220H215V219H214ZM214 220H213V221H214ZM59 221H60V222H59ZM71 221H72V220H71ZM71 221H70V224H69V225L73 224L72 222H74V221H72V222H71ZM129 221H131V222H129ZM170 221H171V220H170ZM188 221H189V220H188ZM202 221H203V220H202ZM208 221H209V220H208ZM213 221H212V222H213ZM249 221H248V222H249ZM63 222H62V223H63ZM67 222H68V223H67ZM75 222H74V223H75ZM132 222H135V224H137V225H135V224L133 225V224H132V225H130L128 228H126V224H127V223H132ZM143 222H144V221H143ZM161 222H162V224L164 223L163 220H162ZM172 222H173V221H172ZM172 222H170V225H171ZM175 222L177 223V221H175ZM183 222H184V221H183ZM185 222H186V221H185ZM212 222H211V223H212ZM243 222L245 223L244 220H243ZM246 222H247V220H246ZM66 223H67V225H66ZM78 223H80V222H78ZM147 223H148V222H147ZM187 223H188V222H187ZM189 223H190V222H189ZM204 223H205V222L203 221V225H204ZM208 223H209L210 225H213V224H211L210 222H208ZM208 223H207V224H208ZM12 224H13V222H12ZM14 224H15V223H14ZM14 224H13V225H14ZM55 224L57 225V223H55ZM75 224H76V223H75ZM100 224H101V223H100ZM144 224H145V223H144ZM144 224H143V225H144ZM159 224H161V223H159ZM162 224H161V225H162ZM209 224H208V225H209ZM253 224L255 225V223H253ZM3 225H5L6 227H8V225L4 224V222H3ZM3 225L1 224L2 228L4 227ZM13 225H11V229H12V226H13ZM51 225H52V224H51ZM51 225L49 224L48 226H50V227L47 226V228L49 229V231L51 230L50 232H53V231H52V230H53V227L56 226V225L52 226V229H51ZM145 225H147V224H145ZM177 225H178V224H177ZM184 225H186V224H184ZM187 225H188V224H187ZM187 225H186V226H187ZM200 225L203 226L201 223H200ZM200 225H199V226H200ZM210 225H209V226H210ZM215 225H216V224H215ZM215 225H213V226L215 227ZM246 225H247V224H246ZM249 225H250V224H249ZM9 226H10V223H9ZM15 226H16V225H15ZM15 226H13V227H15ZM73 226H74V225H72V227H73ZM140 226H142V225H140ZM150 226H151V225H150ZM162 226H163V225H162ZM164 226H165V224H164ZM164 226H163V227H164ZM171 226H172V225H171ZM201 226H200V228H201ZM206 226H207V225H206V223H205V227L203 226L205 229L203 228V230H204L205 232H209V231H206ZM213 226H212V228L215 229ZM59 227H58V228H59ZM76 227H77V226H76ZM142 227H144V226H142ZM142 227H141V228H142ZM151 227H152V226H151ZM159 227H160V226H159ZM173 227H175V226H173ZM179 227H180V225H179ZM210 227H211V226H210ZM210 227H209V228H210ZM243 227H244V226H243ZM250 227H251V226H250ZM54 228H55V227H54ZM61 228H59V230H60ZM73 228H74V227H73ZM141 228H140V229H141ZM152 228H153L154 231H156V229H155L154 227H152ZM152 228H151V229H152ZM164 228H165V227H164ZM175 228H177V227H175ZM187 228H188V227H187ZM209 228H208V229H209ZM212 228H211V232H212ZM0 229H1V228H0ZM4 229H5V227H4ZM4 229H3V230H4ZM68 229L71 230V227L67 228V230H68ZM77 229H78V228H77ZM166 229H173V228H172V227H171V228H168V224H167V228H166ZM179 229H184V231H185V228H184V227L179 228ZM201 229H202V228H201ZM243 229H244V228H243ZM9 230H10V229H9ZM12 230H13V229H12ZM28 230H27V232H29ZM54 230L56 231V228H55ZM69 230H68V232H70ZM73 230L75 231V229H73ZM78 230H79V229H78ZM142 230H144V229H142ZM145 230H146V229H145ZM157 230L160 231L161 228H159V229H157ZM176 230H178V229H176ZM187 230H188V229H187ZM251 230H252V228H251ZM254 230H255V229H254ZM45 231L47 232V230H43L42 232L45 233ZM49 231H48V232H49ZM57 231H58V230H57ZM62 231H66V230L64 229V230H62ZM62 231H60V233H61ZM71 231H72V230H71ZM74 231H72V232H74ZM139 231H140V230H139ZM164 231H165V230L163 229L161 232L164 234ZM167 231H168V230H167ZM173 231H174V230H172V232H173ZM184 231H183L182 233H184ZM199 231H201V230H199ZM213 231H214V230H213ZM252 231H253V230H252ZM257 231H258V230H257ZM1 232H5L4 235L1 234ZM7 232H8V231H7ZM7 232H6V229H5V231H2V230H1V231H0V235H2V236H1L0 238H2V237L4 236L3 239H5V237H6L5 234H6ZM38 232H37V233H38ZM50 232L47 233V235L50 234ZM66 232H67V231H66ZM66 232H63L64 235H66V234H65ZM68 232H67V233H68ZM77 232H78V231H77ZM145 232H146V231H145ZM147 232H148V230H147ZM147 232H146V233H147ZM152 232H153V231H152ZM152 232H151V233H152ZM170 232H171V231H170ZM248 232H249V231H248ZM248 232H247V233H248ZM37 233H36V234H37ZM44 233L41 234V235L43 236ZM57 233L59 234V232H57ZM151 233H150V235H151ZM173 233H174V232H173ZM175 233H178V232L176 231ZM179 233H181V232H179ZM182 233H181V234H182ZM209 233H210V232H209ZM209 233H208V234H209ZM245 233H246V232H245ZM249 233H251V232H249ZM11 234H12V233H11ZM15 234H16V233H15ZM55 234H56L55 232H53V233L51 234V236H52V241L56 238V237H55V238L53 239V236H54ZM68 234H69V233H68ZM68 234H67V235H68ZM71 234H74V233H70V235H71ZM148 234H149V232H148ZM148 234H147V237H148ZM166 234H167V233H166ZM168 234H169V232H168ZM181 234H179V235H181ZM187 234H189V233H187ZM187 234H186V235H187ZM206 234H207V233H205V235H204L205 238H206ZM257 234H258V233H257ZM9 235H10V234H8L7 237H6V239H5L6 242H7V239H11V238H12V237L8 238ZM62 235H63V234H62ZM62 235H61V236H62ZM64 235H63V236H64ZM67 235L64 236V237H66L65 240H67ZM104 235H105V234H104ZM104 235H103V236H104ZM136 235H134V236H136ZM141 235H142V234H141ZM143 235H145V234H143ZM150 235H149V239H150L151 237H152V238H155V237H156V236H150ZM152 235H153V234H152ZM169 235H170V234H169ZM186 235H185V234H184V235L182 234L181 236L184 237V236H186ZM199 235H200L199 239L201 238V236L203 237V231L201 232V234L199 233ZM199 235H198V236H199ZM209 235H210V234H209ZM209 235H208V240L205 239V241H204L205 245H206V240L209 241V239H210V240L212 239V238L210 237L211 235H210V236H209ZM237 235H238V234H237ZM243 235H245V234H243ZM254 235H255V233H254ZM254 235H253V236H254ZM21 236H22V235H21ZM37 236H38V238H37ZM51 236H50V239H51ZM55 236H57V234H56ZM72 236H73V235H72ZM75 236H77V233H76ZM105 236H106V235H105ZM145 236H146V235H145ZM160 236H161V233H160ZM165 236H166V235H165ZM165 236H164V237H165ZM171 236H172V235H171ZM177 236H178V235H177ZM245 236H246V235H245ZM253 236H252V237H253ZM26 237H27V236H26ZM31 237H32V236H31ZM40 237H41V236H39V235L37 234L34 238H35V239H39V241H40ZM44 237H46V233H45ZM47 237H48V236H47ZM58 237H59V236H58ZM77 237H78V236H77ZM138 237L140 238V236H138ZM162 237H163V235H162ZM164 237H163V238H164ZM168 237L170 238V236L165 237V239H166L165 242H167V240L169 239ZM187 237H188V236H187ZM187 237H185V238H187ZM250 237H251V236H250ZM41 238H42V237H41ZM48 238H49V237H48ZM48 238H45V239H47V242H45V241L43 240V244H44V242H45V244H46V243H48V241H50V239L48 240ZM69 238H70V237H69ZM126 238H127V237H126ZM133 238H134V237H133ZM167 238H168V239H167ZM172 238H173V237H172ZM178 238H179V237H178ZM246 238H247V237H246ZM258 238H260V237L258 236ZM3 239H2V241H3ZM22 239H23V238H22ZM25 239H26V238H25ZM35 239H34V241H35ZM42 239H43V238H42ZM72 239H73V237H72ZM128 239H129V236H128ZM135 239H136V238H135ZM145 239H147V238H145ZM145 239H144V238L142 239V236H141V238H140L139 241L143 242V243H142L143 245L145 244L144 242H146V243H150L149 239H148V240H145ZM155 239H157V238H155ZM173 239H174V238H173ZM190 239H191V237H190ZM190 239L188 238L187 240H186V239H184V240L190 242ZM255 239H256V238H255ZM260 239H261V238H260ZM12 240L14 241V239H12ZM26 240H27V239H26ZM26 240H25V241H26ZM56 240H57V239H56ZM56 240H55V241H56ZM60 240H61V239H60ZM70 240H71V239H70ZM70 240H67V241H70ZM124 240H125V239H124ZM124 240H123V241H124ZM137 240H138V239H137ZM151 240H152V239H151ZM157 240H158L159 242H164L163 239H162L161 241H160L159 239H157ZM157 240H156V241H157ZM171 240H172V239H171ZM184 240H182V238L180 237L179 242H180V243L182 244V246H183V247L181 246V249H182V248H183V249H184V248H185V249L187 248V247H185V245L187 244V242L184 241ZM200 240H201V239H200ZM200 240H199V241H200ZM248 240H249V239H248ZM57 241L59 242V240H57ZM63 241H64V240H63ZM72 241H73V240H71V242H72ZM139 241H138V242H139ZM148 241H149V242H148ZM152 241H153V240H152ZM168 241H169V240H168ZM172 241H173V240H172ZM174 241H175V239H174ZM174 241H173V242H174ZM176 241H177V240H176ZM176 241H175L174 243H173V242H170V243L167 242V243H168L167 246H170L169 244H171V247H170V248H171V249H175V248H173L174 245L172 246V243L175 244ZM191 241H192V240H191ZM199 241H198V242H199ZM250 241H251V240H250ZM253 241H254V240H253ZM4 242H5V241H4ZM4 242H1V241H0L1 244L4 243ZM11 242H12V241H11ZM27 242H28V240H27ZM27 242H26V243H27ZM36 242H37V244H36ZM36 242H35V246H37V248L40 247V245L43 246V245H42V240H41L40 242H38V241L36 240ZM53 242H54V241H53ZM53 242H52V243H53ZM60 242H61V241H60ZM73 242H74V241H73ZM73 242H72V243H73ZM75 242H76V241H75ZM77 242H78V241H77ZM115 242H117V240H116ZM189 242H188V243H189ZM194 242H196V241H194ZM194 242H191V243H192V244H191L192 246H193V243H194ZM200 242H201V241H200ZM200 242H199V243H200ZM202 242H203V241H202ZM258 242H260V241H258ZM7 243H8V242H7ZM9 243H10V240H9ZM18 243H19V242H18ZM23 243L25 244V242H23ZM50 243H51V242H50ZM50 243H49L48 245H50L51 248H52V245L56 247V245H55L56 242H55V244H54V243H53V244L51 243L52 245H51ZM61 243L64 245V243H67V242L65 241V242H61ZM117 243H118V242H117ZM121 243H122V242H121ZM125 243H126V242H125ZM139 243H140V242H139ZM153 243H154V241H153ZM155 243H158V242H155ZM155 243H154V244H155ZM196 243H197V242H196ZM199 243H198V244H199ZM211 243H212V242H211ZM254 243H255V242H254ZM4 244H5V243H4ZM4 244H2V245H4ZM12 244H13V243H10L11 246H12ZM32 244H33V243H32ZM45 244H44V245H45ZM115 244H116V243H115ZM119 244H120V243H119ZM129 244H130V243H129ZM181 244H180V245H181ZM194 244H195V243H194ZM198 244H196L197 248H199V247L201 246L202 249H201V248H200V249L203 250V246H204V245L201 243V245L199 244V247H198ZM207 244H208V243H207ZM248 244H249V242H248ZM2 245H0V246H2ZM6 245H7V244H6ZM6 245H4V246H6ZM15 245H16V243H15ZM15 245L13 244V246H15ZM28 245H29V244H28ZM75 245H76V244H75ZM75 245H73V249H74V246H75ZM116 245H117V244H116ZM120 245H121V244H120ZM125 245H126V244H125ZM133 245H134V244H133ZM148 245H149V244H147L146 246H148ZM161 245H163V243H162ZM165 245H166V244H164L163 246H165ZM176 245H178V244H176ZM180 245H179V246H180ZM191 245H188V246L191 247ZM209 245H210V244H209ZM209 245H208V246L206 245V246L209 247ZM7 246H8V245H7ZM18 246H20V245H18ZM25 246H27V245H25ZM33 246H34V245H33ZM68 246H69V244H68ZM109 246H110V245H109ZM118 246H119V245H118ZM140 246H141V245H140ZM146 246L144 245L143 247H146ZM155 246H156V245H155ZM163 246H162V247H163ZM167 246H165V247H167ZM257 246H258V245H257ZM44 247H45V246H44ZM46 247H47V249H48V246H47V245H46ZM64 247H65V246H64ZM66 247H67V246H66ZM119 247H120V246H119ZM132 247H133V246H132ZM148 247H149V246H148ZM156 247H157V246H156ZM156 247H155V248H156ZM160 247H161V246L157 247V248L155 249V251H156V250H159V251H160V249H158V248H160ZM175 247H176V246H175ZM193 247H195V246H193ZM204 247H205V246H204ZM254 247H255V246H254ZM3 248H7V247H3ZM8 248H10V246H8ZM12 248H13V247H12ZM14 248H16L17 250L19 249L18 247H14ZM20 248H21V247H20ZM32 248H33V247H32ZM35 248H36V247H35ZM103 248H104V246H103ZM111 248H112V246H111ZM129 248H130V247H129ZM149 248H150V247H149ZM168 248H169V247H168ZM170 248H169V249L166 248L167 251H168V250H171ZM209 248H211V247H209ZM247 248H249V247H247ZM260 248H261V246H260ZM30 249H31V247H30ZM30 249H29V253H27V254H30V256H32L33 254H36V253H33V250H32V249H31V251H30ZM33 249H34V248H33ZM47 249L44 248V252H45ZM55 249H57V247H56ZM55 249H52V253L50 252V255L52 256L51 258H53L52 261H55L54 264H56V260H55V259H57V258L61 255V254H60L58 257L56 256L57 258H56V257L54 258L55 252H56V251L58 252V249H57V250H55ZM62 249H63V248H62ZM107 249H108V248H107ZM124 249H125V248H124ZM133 249H134V247H133ZM137 249H138V248H137ZM139 249H141V248L139 247ZM145 249H146L147 251H146V250H143L144 253H145V252H148V248L146 247ZM150 249H151V248H150ZM185 249H184V250H185ZM189 249L193 250L192 248H189ZM189 249H187V250L189 251ZM195 249H196V248H195ZM211 249H212V248H211ZM0 250L3 251L2 248H0ZM11 250H12V249H11ZM14 250H15V249H14ZM17 250H16V251H17ZM37 250H38V249H37ZM48 250H49V249H48ZM53 250H55L54 253H53ZM64 250H65V248H64ZM66 250H67V249H66ZM66 250H65V251L62 250V251L65 252V254H66ZM69 250H70V248H69ZM69 250H68V252H69ZM151 250H152V249H151ZM151 250H149V251H151ZM162 250L164 251V248H163ZM176 250H177V249H176ZM178 250H179V249H178ZM178 250H177V251H178ZM196 250H197V249H196ZM198 250H199V249H198ZM207 250H210V249L207 248ZM6 251H7V249H6ZM6 251H5V249H4V252H6ZM22 251H25V249H23ZM22 251H21V252H22ZM27 251H28V250H27ZM60 251H61V250H60ZM62 251H61V252H62ZM72 251H73V250H72ZM134 251H135V250H134ZM173 251H175V250H172V251H170V252L172 253ZM177 251H176V252H177ZM179 251H180V250H179ZM181 251H182V250H181ZM188 251H187V252H188ZM194 251H195V250H194ZM210 251H211V250H210ZM18 252H19V250H18ZM30 252H32V253H30ZM34 252H36V251L34 250ZM68 252H67L66 255H68ZM113 252H115V251H113ZM121 252H122V249H121V251H120V250H117L115 253H112L113 255H112L111 257H112L114 260L119 261V260H120V256L123 257V255L121 254ZM130 252H131V251H130ZM136 252H137V251H136ZM153 252H154V251H153ZM170 252H168V253H170ZM190 252H192V251H190ZM206 252H208V251H206ZM206 252L204 251L205 254H207ZM263 252H264V251H263ZM13 253L15 254V251H14ZM59 253H60V252H59ZM59 253H57V254H59ZM69 253L71 254V252H69ZM134 253H135V252H134ZM148 253H149V252H148ZM150 253H152V252H150ZM150 253H149V255H150ZM165 253H166V252H163L164 256H165ZM173 253H174V252H173ZM177 253H178V252H177ZM180 253H181V252H180ZM200 253H202V252L200 251ZM260 253H262V252H260ZM6 254H7V253H6ZM6 254H5V255H6ZM16 254H17V253H16ZM18 254H19V253H18ZM20 254H21V253H20ZM20 254H19L18 256H20V259H21V257H23V256L20 255ZM46 254H47V253H46ZM52 254H54V255H52ZM57 254H56V255H57ZM62 254L65 255L64 253H62ZM72 254H74V253L72 252ZM107 254H108V253H107ZM126 254H127V253H126ZM130 254H131V253H130ZM138 254H139V253H138ZM142 254H143V253H142ZM142 254H139V255H142ZM155 254H156V253L154 252V255H155ZM182 254H183V253H182ZM182 254H180V256H183L185 253H184L183 255H182ZM244 254H245V253H244ZM248 254H250V253H248ZM2 255H3V254H2ZM2 255H1V256H2ZM23 255H24V253H23ZM48 255H49V252H48ZM50 255H49V256H50ZM102 255H103V254H102ZM133 255H134V254H133ZM133 255H132V256H133ZM144 255H145V254H144ZM147 255H148V254H147ZM151 255H152V254H151ZM156 255H157V254H156ZM160 255H161V256L158 255V257L156 256L157 259H158L159 257H162V253H161ZM170 255H171V254H170ZM188 255H189V254H188ZM188 255H187V256H188ZM190 255H191V254H190ZM194 255H197V252H194ZM194 255H192V256H194ZM200 255H201V254H200ZM202 255H203V254H202ZM1 256H0V257H1ZM37 256H38V255H35V256H33V257H36V258H37ZM68 256H69V255H68ZM93 256H94V255H93ZM164 256H163V257H164ZM173 256H176V253H175ZM173 256H170V257H172V260L175 258V257H173ZM180 256H179L178 258H180ZM185 256H186V255H185ZM198 256H199V253H198ZM6 257H8V255H6ZM10 257H11V258H8V259H12V256H10ZM39 257L42 259L41 256H38V258H39ZM45 257H47V256H45ZM45 257H43V259H44L43 261H45V263H47V261H46L47 259H46ZM64 257H65V260H66V261H68V260L70 261L69 258H66V256H64ZM64 257L61 256L60 259H62V258H64ZM70 257H71V259H72V255H71ZM104 257H105V256H104ZM124 257H125V256H124ZM129 257H131V256H129ZM137 257H139V256L137 255ZM137 257L135 258L136 260L139 259V258H137ZM150 257L153 258V257H155V256L152 255V256H150ZM150 257H148V258H150ZM190 257H191V256H190ZM199 257H200V256H199ZM201 257H205V256H201ZM2 258H3V257H2ZM23 258H24V257H23ZM27 258L29 259V255H28V257H26V259H27ZM36 258H32V259H31V257H30V259H31L32 261L35 260ZM51 258H50V261H51ZM73 258H74V257H73ZM164 258H165V257H164ZM164 258H163V259H164ZM178 258H177V259H178ZM183 258L185 259L184 256H183L182 258H180V262L182 261L181 259H183ZM192 258H193V257H192ZM195 258H196V256L194 257V260H195ZM197 258H198V257H197ZM45 259H46V260H45ZM60 259H59V260H60ZM96 259H97V258H96ZM103 259H105V258H103ZM124 259H125V258H124ZM126 259H127V257H126ZM126 259H125V260H126ZM135 259L133 258V262L135 261ZM145 259H146V258H145ZM157 259L154 260V258H153L152 260H154V262H156ZM177 259H175V260H177ZM186 259L188 260L189 258H186ZM198 259H199V258H198ZM207 259H208V258H207ZM251 259H252V257H251ZM4 260H5V259H4ZM15 260H16V259H15ZM15 260L13 261V259H12V260H11L12 262L10 261L9 264H11V263H12V264H17V260H16V261H15ZM37 260H38V259H37ZM59 260H58V262H59ZM149 260H150V259H149ZM168 260H170V259L168 258ZM187 260H186V261H187ZM189 260L193 261V259H191V258H190ZM189 260H188V262H189ZM205 260H206V259H205ZM205 260H204V261H205ZM246 260H247V259H246ZM257 260H259V259H257ZM1 261H3V260L1 259ZM22 261H23V259H22ZM32 261H27V262H32ZM40 261H41V260H40ZM40 261H37V262H39L38 264H40ZM43 261H41V264L44 263ZM50 261L48 260V263L51 264ZM111 261H112V260H111ZM128 261H130V260H128ZM138 261H139V260H138ZM142 261H143V260H142ZM178 261H179V259H178ZM195 261H196V260H195ZM13 262H16V263H13ZM18 262H19V261H18ZM27 262H26V264H27ZM34 262H35V261H34ZM62 262H63V261H61V262H59V263L63 264ZM101 262H102V261H101ZM120 262H121V261H120ZM136 262H137V261H136ZM139 262H140V264H141V261H139ZM173 262H174V261H173ZM180 262H179V263H180ZM182 262H183V263H182ZM182 262H181V263L184 264V261H182ZM193 262H194V261H193ZM193 262H192V264L197 263V262H194V263H193ZM201 262H203V261H201ZM258 262H260V261H258ZM4 263H5V262H4ZM7 263H8V262H7ZM45 263H44V264H45ZM64 263H65V261H64ZM114 263H115V261H114ZM125 263H126V262H125ZM143 263H144V262H143ZM149 263H150V262H149ZM164 263L166 264V259H165ZM164 263H162V264H164ZM171 263H172V261H171ZM171 263L169 262V263H167V264H171ZM175 263L177 264V261H176ZM179 263H178V264H179ZM181 263H180V264H181ZM198 263L201 264L199 261H198ZM22 264H23V263H22ZM28 264H30V263H28ZM32 264H34V263L32 262ZM35 264H36V263H35ZM67 264H68V262H67ZM123 264H124V262H123ZM127 264H128V262H127ZM131 264H133V263H131ZM134 264H135V263H134ZM151 264H152V263H151ZM157 264H158V263H157ZM159 264H160V263H159ZM185 264H186V263H185ZM188 264H189V263H188ZM242 264H243V263H242Z\"/></svg>",
    "mask_w": 264,
    "mask_h": 264
},
{
    "label": "snow or ice",
    "instance_id": "obj_3",
    "mask_svg": "<svg viewBox=\"0 0 264 264\" xmlns=\"http://www.w3.org/2000/svg\"><path fill=\"white\" fill-rule=\"evenodd\" d=\"M262 3H264V0H262Z\"/></svg>",
    "mask_w": 264,
    "mask_h": 264
}]
</instances>
